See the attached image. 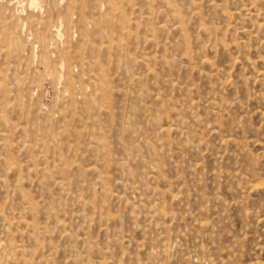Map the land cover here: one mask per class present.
Wrapping results in <instances>:
<instances>
[{
  "label": "rangeland",
  "instance_id": "374dc122",
  "mask_svg": "<svg viewBox=\"0 0 264 264\" xmlns=\"http://www.w3.org/2000/svg\"><path fill=\"white\" fill-rule=\"evenodd\" d=\"M12 1H14V5L16 4L15 3V0H12ZM11 1V2H12ZM16 1H18V0H16ZM55 3H58V1H60V0H53ZM93 1V0H92ZM199 1V0H198ZM204 1V3L205 2H207V0H200L199 1V4H200V6H202L203 8L202 9H197L196 11L197 12H199L200 10V19H201V21H203V22H205V16L207 15L208 17H206V18H210V19H208V21H207V26H206V24H204V26H205V28H207V27H210L211 25L216 29H214L213 27H212V30H214V31H212L211 30V27L206 31V32H209V30L211 31V32H209V33H211L210 34V36H208L209 35V33H207V35H206V33H205V36H202L201 37V35H204L201 31H199V28H198V24L200 23L198 20H197V17H193V15H191L190 13L189 14H186L185 15V19L186 20H188L186 17H187V15H188V17L190 18L189 20H188V22H184V27H185V29L187 30V27H188V29L190 28L189 26H191V28L189 29V31L187 30L186 32H187V34L189 35L190 33L192 34V33H195V35L194 34H192V36H191V34L188 36V38H190V39H188L189 40V42H188V45H190V43H191V48H190V52L188 51V49H181L182 47H183V45L185 46V44L181 41V40H177V39H181V34H180V32H177L178 30L177 29H175L174 27H173V24H175V23H173V21L171 22V21H169L170 20V14H167L169 11L165 8H163V6L162 5H160V4H155L154 6H156L155 7V9H157V8H159V7H161V9L159 8L158 10H161V13H162V10H163V13L164 14H166V16H167V18H169V19H167V18H164V17H166L163 13V15H161V17L163 18H160V16L158 15L157 17L158 18H160L161 20V22H163L164 24H165V26H166V31L168 32V33H171L172 32V34H171V36L173 35V37H171V38H169L168 40H171V39H173L174 38V41L172 42L173 44H175L176 46H172V47H170L171 46V41H168L167 42V37H168V33H166V34H168V35H164V37L165 36H167L165 39L166 40H164V41H166V42H164L163 40H161L160 39V37L157 39V41H159V40H161L162 41V43L164 42V43H166L165 44V46H164V44L161 46L162 48H165L166 49V51H165V49L163 50V49H161L160 48V45H150V43H148V42H145V44H147V47H145L144 45V38H142L144 35H145V38L147 37V35H148V32L147 31H142L143 29H141V25H144V27H142V28H144L145 29V27H146V25L149 23H147V22H142L141 23V19H143V21H147L145 18H144V15L142 14V15H139L138 14V16H137V14L135 13V14H133V15H130L131 17H135V19L137 18V17H139V21L136 19V20H133V19H131L130 20V22H133V23H136L137 21L139 22V24H138V26H137V24H136V26L138 27V28H134L133 30H132V33L134 32V35H136V34H139V36H137L136 35V38H132L133 37V34L131 33V35L129 36V37H127V36H122V37H120L119 39H116V41H117V43L119 44V45H122V47L124 48V46L126 45L127 47H129V48H127L128 50H126L127 51V53L125 52V51H123L122 52V59L123 60H120L119 59V65H121L122 63H124V61H125V63L123 64V65H121V66H124L125 64L127 65V63H129V64H132L133 65V67H132V65H128V68L125 66V67H123L122 69H128V72L130 73V74H127V72H125L124 73V70L122 71L123 73L122 74H127L128 76H130L129 78H131V79H127L126 77H128V76H126V75H124V77L126 78H123L122 77V75H121V73L120 74H117L119 71H121L122 69H121V66H119V65H117L118 64V60L117 61H112L114 58L115 59H117L116 57H114L112 60H110L111 62H114V64L113 63H111V62H106V66L104 65V71H105V78H109V79H106V85L108 86V85H110L111 84V86H108V87H110V88H112V89H114L115 88V91H116V89H117V93H118V95H117V93L114 91V90H111L110 89V92H108L107 91V93L110 95L111 93L113 94H111V97L109 96V100L107 101V103L108 102H111V103H104V104H101V105H99V107H98V109H94V110H98L99 112H98V114H97V112H96V116H94L95 115V113H93V112H95L93 109H89L88 111H86L87 113H89V117H88V114L87 113H84V110L86 109L84 106L86 105V102H85V100H87V99H90V98H96V96H95V94H98L99 95V93H97V92H99V90H98V88L96 89L95 87V84L97 83V82H95V80L97 81V79H95L94 78V75H92L91 74V72L92 73H98V71L96 72L95 71V69L93 68V67H91L92 65H90L91 63H89V62H91V55L90 54H87V55H85V56H83V57H81L80 55H83V54H86L87 52L88 53H90V48L91 47H97V48H99V49H101V50H103L107 45H105V43H106V41H105V39H103V41H101V44L102 45H98V44H100V41H98V40H92V39H95L93 36H92V38H89L90 40L89 41H86V43H85V46H82L83 44H81L80 46L81 47H87L86 49L87 50H85V48L84 49H82L81 47H80V49H79V51H80V53H82V54H80L79 52V54L77 53L76 54V52H74V51H76V46L78 45V42L77 41H79V39H80V35H78L77 36V34H79V32H78V27H77V20H78V14H79V11H77V8L74 10L75 11V13H74V17H73V21H74V26L70 29H65V34L64 35H67V36H64V39L66 38V40H67V38H68V40H67V42H66V44L68 45L69 43H71V42H73V44L75 45L74 46V48L75 49H73L72 50V48H70V51L72 50V52H74L73 54V56H72V52H70V56H69V59L67 58V55H66V59L68 60V61H66L65 60V66H67V65H69V64H71L70 65V67H64L65 69H66V71L67 72H69L68 74H67V72H64L65 71V69L63 70V73L66 75V79H68V78H70V77H72V78H70L71 80L70 81H68V84H67V81H65V77L63 78V80H62V84H59V85H57L58 86V91L56 92V87L57 86H54V82H52V81H56V78H57V76H58V74L56 75L55 74V72H58V70L56 69V68H58L57 67V64L58 63H56V61L59 59V57H60V53H59V51H58V49H59V46L55 49H53V48H51V49H53V50H51V49H49L48 48V53L46 52V50H45V54H47V58L48 59H43V62H45V60H47L48 62H49V66L48 65H46V64H44V63H42V65L41 66H39L40 65V63H38V59H39V55H40V49L38 50V47L36 48V50L34 49V51H36V55H37V57L35 58V61H34V59H32L33 58V51L32 50H30V51H28V49L30 48L31 49V46H32V44H31V42H30V44H29V46H27L28 45V42L27 41H29L28 40V38H29V35H28V28H30V29H35V33L33 32V30L31 31L32 32V34H33V36L34 37H31L32 38V42L33 41H36L37 43H39L38 45H39V47L41 46V44H40V41H39V39H37V38H35V36L37 35L38 36V32H39V29H37L36 27H34L33 25H31V26H33V28L32 27H29L30 26V24H29V22L30 21H27V25H26V28H24L23 29V32L21 31L20 32V35L19 34H17V36L19 37V39H20V41H21V46H19V47H16V49L14 48V44L13 43H9L8 45H5V43H4V41H2L1 39V41L3 42H1L0 43V69L1 70H3L2 72H5V73H3V74H1V72H0V90L2 91H0V94L1 93H4L5 95H4V98L2 97L3 96V94H2V96H0L1 98H0V105H3L2 107L0 106V108H3L4 110H0V112H1V123H0V128H2V129H0V133H4L5 134V132H6V130H8V128H9V130L7 131V132H9L10 134H8L7 132V134L8 135H10V136H8L7 134H5L6 136H8V137H10V140L8 139V146H5V147H3L2 148V146H1V143H6L7 142V138L3 141V140H0V167H3V169L1 168L0 170H2V171H0V173L1 172H3V173H1V175L3 176V178H5L4 179V181H7L6 179H11V180H8L7 182H5V183H3L2 181H0V186H1V188H0V191L1 192H4L5 190H9L7 193H1L0 192V194H1V196H0V199H1V197L4 199V200H0V204H2L1 206H0V209L1 210H4V211H2V213L3 214H5L6 215V218H7V220L6 221H4L2 218H0V221L2 222V223H4V222H6V223H4L3 225H7V226H3L2 225V227H6L5 229L4 228H2L1 227V223H0V230H1V232H0V234H3V235H1L0 236V244H2L1 246H0V251L1 250H3L4 252H0L1 253V255H0V261H3L4 260V264H11V262L13 261V259H12V255H13V253H14V251H16L15 253H14V256H15V258L19 261V262H17L16 264H21L22 263V257H20L21 255H19V253L21 252L19 249H21V248H17V243H13L14 244V250H12L11 252L9 251V248H5V244H6V240L8 239H11V236L13 237V236H15V235H18L19 236V234H20V238H18V236H16L15 238L13 237L12 239H14V241H16V242H18V240H19V242H20V246H23V250H26V246H27V248H30V249H27V251H24L25 253L27 252H29V250H34V247L32 246V244L30 245V242H28L27 240H29L27 237L25 238V236L23 235L25 232H28V229H25L24 227H23V225L24 224H22V223H17L18 222V214L19 213H22V214H25V219L26 220H28V221H30L31 219V217L29 218H27V216L26 215H28V216H30L27 212H25L24 211V209L23 210H21V207H23V205H22V202H21V194L19 195V197L16 195L17 193L19 194V192L20 191H24V189L23 188H25L26 186H31V190L32 191H28V189H29V187H28V189H25V191H26V193H28L29 194V196L32 198V196H33V194H34V199L35 198H39L40 196H43V197H40L38 200L36 199V200H34L35 201V203H37V207H39V208H37V210H38V213H37V215H36V219H35V221L37 222V225L39 226L40 225V228H41V226H42V228L44 229V230H47V229H49V230H47V232H44V231H42L41 233L40 232H37V234L39 235V239H40V241H42L43 243H42V246H44L45 244V241L47 242H49L48 244H46V245H53V243L55 242V244L53 245V246H51V247H49V246H45L46 248L45 249H43V248H38L37 249V251H36V255H34V256H31V257H28V256H26V259H24L25 261H27V262H30L31 264L32 263H34V260L37 258L38 260L34 263V264H48V263H54V264H67V262H68V260H69V256H71V255H73V254H67V253H77L78 254V257H77V259L79 260V257H80V255L81 256H83V254L85 253H83V251L85 250H87L86 251V253H85V255H84V257H81V258H84L85 260H83V259H81L80 258V260L79 261H90L92 258H93V261L95 262V264H105V262H106V264H114V262H115V260H117V259H119V261L118 262H120V263H118L117 261H116V263L117 264H126V261H128V264L130 263V264H139V262H137V260L138 261H141V259L140 258H142V262H140V264H148V260L150 261V260H152L151 262L153 263V262H156L157 261V259L158 260H160L161 259V263H164V264H179V260H183V262L182 261H180V262H182L183 264H192V263H194V264H202V263H207V264H264V188H261L260 189V187L261 186H263L264 185V183L262 184H259L260 182H264V149H263V147H264V80H262V79H264V78H262L261 79V75L259 74V73H261V71L262 72H264L263 70V68H264V62L262 61V60H264V59H261V58H264V37H263V35H264V32H262V29H261V33L258 31V30H256V28H255V23L257 22V21H260V19H262L263 18V16H264V2H262V1H258V2H256L257 4H256V6H258V7H256V8H258L259 9V14H258V18H253L252 16H247V15H245L244 13H246V12H249V11H246V10H243L242 8H244V3H246L245 2V0L243 1H241V0H234V2H233V0H224V2L221 0V2H218L219 0H213V2H212V7L213 6H215V4H217L216 6H218V4L220 5V6H218L217 8L216 7H214V8H211V6H209L210 4H211V1H208V2H210V3H205V5H202V4H204V3H202ZM214 1H215V3H214ZM230 1V2H229ZM22 2H26V0L24 1V0H21V3ZM178 2H180V3H178ZM231 2H233V3H231ZM239 2H242V3H239ZM244 2V3H243ZM65 3V2H64ZM88 3V7H89V5H91V1H90V3H89V0H86V4ZM93 3V2H92ZM143 3V4H142ZM155 3V2H154ZM184 3H185V5H184ZM202 3V4H201ZM213 3H214V5H213ZM13 4L11 5V7H9V9L5 12V13H2V14H0V27H1V24H2V21H3V17H6V15L8 14V15H10V13H12L13 15H14V17H22V18H25V17H27L28 16V10H26L24 13L23 12H20V4L19 5H15V7L17 6L18 7V9H17V13H19V15L17 16V14H16V12H15V10H14V6H13ZM134 4H135V8H139L140 6H143V7H140L141 9H145L147 6L146 5H148V4H146L145 2H143V0H134ZM136 4H138V6L136 5ZM176 4H179V5H181V4H183V6H178L179 8H181V10H184V8H185V10L186 9H189V6H187V5H189L188 3H187V1H181V0H176ZM209 4V5H208ZM224 4H226L225 5V7H224ZM229 4H231L230 6H229ZM238 4V5H237ZM240 4H242V5H240ZM64 5V4H63ZM103 5H106L105 3L103 4ZM223 5V6H222ZM137 6V7H136ZM186 6V7H185ZM243 6V7H242ZM184 7V8H183ZM206 7V8H205ZM220 7H223L222 9L220 8ZM240 7H242V8H240ZM261 7V8H260ZM62 8V7H61ZM163 8V9H162ZM183 8V9H182ZM201 8V7H200ZM220 8V9H219ZM227 8V9H226ZM229 8V9H228ZM12 9L14 10V12H12ZM87 9H89V8H87ZM205 9V10H204ZM213 10L212 12L211 11H208V10ZM215 9V10H214ZM220 11H219V10ZM226 9V12H224V10ZM231 9H232V11H231ZM241 9H242V11H241ZM19 10V11H18ZM184 10V11H185ZM216 10H218L219 12H217V13H215L216 12ZM234 10V11H233ZM237 10L239 11L238 13H236L237 12ZM11 11V12H10ZM77 11V12H76ZM89 10H86L85 9V13H86V17H87V22H88V26H89V28L93 31V29L95 28V25L94 24H96V22H98V19L99 18H101L100 16H104V15H101V14H103V13H101V14H97L96 13V11H89ZM105 11V10H104ZM103 11V12H104ZM205 11V12H204ZM208 11V12H207ZM240 11H241V13H240ZM8 12V13H7ZM27 12V13H26ZM204 12V13H203ZM223 12V13H222ZM229 12L231 13V16L233 15L234 17L236 16V18H237V20L236 19H234L233 17H229L228 16V14H229ZM232 12H235V13H233L232 14ZM250 12L251 13H249V14H252V12L253 11H251L250 10ZM15 13V14H14ZM89 15H88V14ZM203 13V14H202ZM217 14L215 17L216 18H221L222 16V14H224L225 16H223L221 19H223V20H221V21H219L220 19H217V21H216V18H214V16H211V14ZM23 14L24 15H26L25 17H23ZM33 14H37L36 12L35 13H33ZM55 14V13H54ZM93 14H94V18H93ZM212 14V15H213ZM238 14V15H237ZM7 15V16H8ZM21 15V16H20ZM88 15V16H87ZM96 15V16H95ZM134 15H136V16H134ZM219 15V16H218ZM230 15V14H229ZM34 16H36V15H34ZM210 16V17H209ZM218 16V17H217ZM226 16H228L229 18H228V21H226L227 19H225V17ZM243 16H244V18L245 19H243ZM248 17V18H246V17ZM89 17V18H88ZM92 17V18H91ZM157 17H155V19H153L152 20V22H154V25L155 26H157V25H159V23H160V25H162L161 24V22H159L158 21V23H157ZM193 17V18H192ZM213 19H212V18ZM238 17H239V20H238ZM90 18L92 19V21L93 20H96L97 19V21H93V23H91V21H90ZM191 18L192 19H194V20H191ZM204 18V19H203ZM227 18V17H226ZM232 18V19H231ZM241 18V19H240ZM145 19V20H144ZM196 19V20H195ZM199 19V18H198ZM235 20V21H232V20ZM247 19V21H244V20H246ZM254 19V20H253ZM164 20V21H163ZM166 20H168V21H166ZM185 20V21H186ZM209 20H210V22L212 21L213 23L211 24L210 22H209ZM243 20V21H242ZM196 21H198V23L196 22ZM216 21V22H215ZM229 21H231V22H233V24L231 23V22H229ZM237 21H239V22H237ZM244 22V25H243V23L242 22ZM189 22H192V23H189ZM221 22H222V24H221ZM226 22V23H225ZM235 22V23H234ZM236 22H237V24H236ZM241 22V23H240ZM67 23V22H66ZM66 23H65V25H64V27L66 26ZM146 23V24H145ZM168 23V25H166ZM187 23V24H186ZM189 23V24H188ZM197 24V26H196V24ZM206 23V22H205ZM239 23H240V25H239ZM248 23V24H247ZM250 23H251V26H253V27H251V30L252 31H254L255 30V32L254 33H252V32H249L250 30V28H247L249 25H250ZM157 24V25H156ZM163 24V25H164ZM192 24H194L193 26H192ZM211 24V25H210ZM232 24V26L235 24V26L237 25V27H239V28H241V29H239L238 30V28H233V27H231V26H228V25H231ZM247 26H246V25ZM253 24V25H252ZM169 25L170 26H172V27H169ZM175 25H177V24H175ZM187 25V26H186ZM189 25V26H188ZM220 25V26H219ZM224 25H226V26H224ZM197 27V28H195V27ZM223 27L224 29H222L221 30V28H219V31H218V33H217V28L218 27ZM243 26H245V27H243ZM226 27L229 29L228 31H225V29H226ZM74 28V29H73ZM141 29V31H140V29ZM169 30H168V29ZM173 28H174V30H173ZM197 29V30H194V29ZM243 28H245L244 29V31H243ZM25 29H27L26 31H24ZM138 29V30H137ZM172 29V30H171ZM230 29H233L232 31H230ZM236 31H235V30ZM73 30L75 31V32H73ZM135 30L137 31V32H135ZM190 30H193V32L192 31H190ZM227 30V29H226ZM68 31V32H67ZM165 31V32H166ZM171 31V32H170ZM230 31V33L231 32H234V33H236V32H238V33H236V35L234 34V33H231L232 35H234L235 37H237L236 38V40H238L239 42H238V44L237 43H235V42H237L236 40H234L235 38H234V36H233V40L235 41L234 43L235 44H233V41L231 40V39H229L228 40V38L230 37V38H232L231 37V34L229 35L228 34V32ZM240 31V32H239ZM246 31V32H245ZM264 31V30H263ZM71 32V33H70ZM142 32V33H141ZM146 32H147V35H146ZM174 32V33H173ZM223 32H225V33H223ZM245 34H244V33ZM257 32H258V34H260V35H256L257 34ZM23 33V34H22ZM67 33V34H66ZM144 33V34H143ZM181 35H179V34ZM199 34V35H197L196 36V34ZM219 33H221L220 35H219ZM243 33V34H242ZM35 34V35H34ZM163 34H165V33H163ZM162 34V35H163ZM176 34V35H175ZM229 35V37H226V35ZM249 34H251V36L249 35ZM255 34V35H254ZM142 35V36H141ZM213 35V36H212ZM215 35H217V36H215ZM243 35H245V36H243ZM23 36V37H22ZM72 36V37H71ZM75 36V37H74ZM212 36V37H211ZM218 36L220 37V38H218ZM225 36L226 38H224V40H227V41H222L223 40V37ZM248 36H249V38L251 39H247L248 38ZM252 36H257L255 39H257L256 41H255V39L252 37ZM260 36H262V37H260ZM1 37V36H0ZM135 37V36H134ZM164 37H161V38H163L164 39ZM180 37V38H179ZM194 37V41L195 42H197L198 44H196V43H194V42H192L191 41V39ZM198 37H200V38H198ZM203 37H205V38H203ZM208 37V38H207ZM213 37H215L214 39L216 40V41H213L212 40V38ZM222 37V38H221ZM247 37V38H246ZM252 37V38H251ZM260 37V39L258 40V38ZM30 38V39H31ZM35 38V39H34ZM126 38H127V40H126ZM138 38V39H137ZM139 38L141 39V40H139ZM177 38V39H176ZM201 38H203V39H201ZM206 38H207V40H206ZM242 38H245V39H242ZM261 38H262V40H261ZM37 39V40H36ZM74 39V40H73ZM128 39H130L131 41H128ZM132 39H137V41H139V42H136V44L134 45V44H131V43H133L132 41ZM197 39H200V42H202V40H204V41H206V43L205 42H202V44H200V42L197 40ZM218 39H220L219 41H218ZM222 39V40H221ZM71 40V41H70ZM120 40H121V42H120ZM212 40V41H211ZM242 40H246V41H242ZM254 40V41H253ZM98 41V43H96ZM115 40L112 42V45L114 46V45H116V43H114V42H116ZM122 41H124V42H122ZM136 41V40H135ZM134 41V42H135ZM140 41H141V43H140ZM161 41H159L160 42V44H161ZM175 41H178V42H180L181 43V45H180V47H179V44L180 43H176ZM207 41L209 42V44L207 43ZM230 41H232V43H230ZM257 41H260V42H257ZM96 44H95V43ZM126 42V44H122V43H125ZM127 42H129V44H127ZM143 42V43H142ZM170 42V43H169ZM212 42V43H211ZM216 42H218L217 44H215ZM221 42H222V44H225L226 42H228V43H226V44H230L229 46H227V45H222L221 44ZM245 43L246 44V46L244 45V44H242V43ZM255 42V43H254ZM77 43V44H76ZM91 43V44H90ZM138 43V44H137ZM182 43H183V45H182ZM203 43H205V44H203ZM4 44V45H3ZM73 44H70V45H68V46H73ZM108 44V43H107ZM132 45V47L134 48V50L132 49V47H131V45ZM170 46H169V45ZM172 44V45H173ZM178 44V45H177ZM192 44H193V46H192ZM198 45V46H194V45ZM213 44V45H212ZM220 45L221 47H223V49L220 47V46H218V49H217V45ZM241 45V46H239V48H238V46L237 45ZM3 45V46H2ZM60 45V44H59ZM89 45L91 46V47H89ZM136 45H140L139 46V48H138V46H136ZM142 45V46H141ZM149 45V46H148ZM199 45L201 46V48L199 47ZM207 45H212L213 47H214V49L212 50V49H210V47L211 46H207ZM237 46L236 48H235V46ZM242 45H244V46H242ZM27 48L28 47V49H26L25 47ZM71 46V47H72ZM100 46V47H99ZM126 46H125V48H126ZM144 46V47H143ZM151 46V47H150ZM154 46V49L152 48ZM159 46V47H158ZM13 47V48H12ZM141 47H143V48H141ZM168 47V48H167ZM175 49H177V51L176 50H173L174 48ZM188 48H189V46H187ZM200 48V50H201V52H202V50L205 48V50L203 51L204 52V54H203V52L200 54L199 52V48L197 49V51H198V54H197V51H196V48ZM207 47V48H206ZM225 47V48H224ZM227 47H229L230 49H228ZM10 48H12V49H10ZM124 48V49H125ZM148 49V50H145V49ZM151 48V49H150ZM226 48H227V50H226ZM131 49V54H130V52H129V54H130V57L131 58H129L128 60H127V55H128V51ZM138 49H139V52H138ZM142 49V50H141ZM160 49L162 50V51H164V52H162V53H159V52H161L160 51ZM172 49V50H171ZM178 49L180 50V55L178 54ZM195 49V50H194ZM224 49H225V51H224ZM7 50H8V52H7ZM16 51V53H15V51ZM25 50V51H24ZM50 50V51H49ZM81 50H83V51H81ZM85 50V51H84ZM132 50H133V52H134V56H131V55H133V52H132ZM144 50V51H143ZM154 51V52H152V51ZM155 50H159L158 52H156V54H155ZM168 50H171V51H174V52H170L169 53V55L167 56V54H164V53H166V52H169ZM181 50H187L188 52H189V55H188V57L189 58H187L186 56H185V54H184V52L182 53L181 52ZM223 50V51H222ZM230 50V51H229ZM3 51V52H2ZM4 51H5V53H4ZM10 51L12 52V53H10ZM18 51H20V54H19V52ZM24 51V52H23ZM32 51V52H31ZM87 51V52H86ZM137 53H136V52ZM151 51V52H150ZM193 51H194V56H191V54L193 53ZM211 51V52H210ZM217 51V52H216ZM227 51H229V52H227ZM15 53V55H14V53ZM18 52V53H17ZM83 52H85V53H83ZM140 52H143V53H140ZM147 52H149V54L147 53ZM176 52H177V54L180 56V58L178 57V55L177 56H175L176 55ZM224 52V53H223ZM37 53H39V54H37ZM135 53H136V55H135ZM138 53H140L139 55L141 56L142 54H148V55H150V56H152L153 54V56H155L156 55V59H155V63H152V64H154V65H152V66H154L153 68H149V67H151V63L150 64H142V63H139L138 62V60L139 59H135V56H138V57H136V58H139V55H137ZM151 53V54H150ZM153 53V54H152ZM158 53H159V55H158ZM173 53H175V54H173ZM195 53L198 55V56H200V57H202V58H200V59H202L203 60V58L205 57H207V59L213 64L212 65V67H215V68H218L217 70V72H215L216 71V69H214V68H210V66L209 65H207V64H205L204 62H203V65H202V63L200 62V60H198L200 63H198V61H197V58L195 57V56H197V55H195ZM69 54V53H68ZM170 54H171V56H170ZM184 55V58H182V61H184L185 63L187 62V67H186V69H184V68H182V67H184L186 64L184 63V62H182L181 63V55ZM203 54V55H202ZM226 54V55H225ZM11 55V56H10ZM14 55V56H13ZM17 55V56H16ZM50 55H51V57H50ZM79 55V56H78ZM88 55H90V58H89V56ZM161 55H163V56H161ZM183 55H182V57H183ZM193 55V54H192ZM234 58V60H231L230 58H231V56ZM74 56H76V57H74ZM165 56H167V57H165ZM175 56V58H178V60H177V62H175V60H165V58L166 59H171V58H173ZM190 56L194 59H192L191 60V58H190ZM197 56V57H198ZM204 56V57H203ZM211 56H213V58L211 57ZM229 56V57H228ZM257 56H259V58L257 57ZM261 56H263V57H261ZM14 57V61H12V58ZM44 57H46V55L44 56ZM71 57H73V58H77V59H72ZM78 57H80L79 58V60H81V59H84V60H82V61H80L79 62V60H78ZM89 58V59H87L86 60V58ZM128 57H129V55H128ZM158 57H161L164 61H165V63L166 64H164L163 62L161 63V60H159L160 58H158ZM187 58V60L189 59V60H191L190 61V63H189V60L187 61L186 60V58ZM210 57H211V59L213 60V61H215L216 63H213V61L212 60H210ZM236 57V58H235ZM4 58H6L5 59V61L3 60ZM58 58V59H57ZM157 58H158V60H157ZM261 59V60H259L258 61V59ZM114 59V60H115ZM135 59V60H134ZM174 59V58H173ZM199 59V58H198ZM17 60V61H16ZM27 60V61H26ZM52 60V61H51ZM74 60V61H73ZM135 61L134 63H139L138 64V68H140L141 67V69H139L140 70V72L139 71H136L135 70V66H137V65H134V63L132 62V61ZM159 62V64H158V62ZM248 60V61H247ZM12 62V64H11V62ZM30 61V63H28ZM54 61V62H53ZM59 61V60H58ZM57 61V62H58ZM72 61H73V63H75V65L72 63ZM93 61V60H92ZM172 61V62H171ZM180 61V63L183 65V64H185V65H181L180 63H178ZM233 61V63H231ZM8 62V63H7ZM13 62H15V63H13ZM20 62V64H18ZM25 62H27L28 64H26ZM77 62V63H76ZM79 62V63H78ZM132 62V63H131ZM168 62H170V63H168ZM174 62V63H173ZM191 62H193V63H191ZM228 62H230V63H228ZM47 63V62H46ZM69 63V64H68ZM173 65H172V64ZM176 63H178V65L179 66H176ZM195 63V64H194ZM199 64V66H201L200 67V69L199 70H197L196 68H199V66H198V64ZM6 64H8V65H6ZM25 64V65H24ZM53 64H55V66H56V68H55V66H54V69H56V70H54V69H52L53 68ZM108 64H113V65H115V66H110V65H108ZM160 64L161 65H169V67L166 69V67L164 66H162V68H161V66H160ZM189 64H192V68L190 67L191 65H189ZM195 66H194V65ZM197 64V65H196ZM214 64H216V66H214ZM232 64V66H229V65H231ZM10 65H12V67H11V69H10ZM14 65H16V66H14ZM20 65V66H19ZM46 65V66H45ZM82 65H84V67L82 66ZM167 65V66H168ZM174 65L176 66V67H174ZM223 65H226V66H223ZM230 67H228V66ZM51 66V67H50ZM72 66V67H71ZM77 66H79V67H77ZM89 66V67H88ZM108 66V67H107ZM118 66V67H117ZM158 66H160V67H158ZM173 66V67H172ZM180 66H182L181 68H180ZM189 66V67H188ZM50 67V68H49ZM109 68V69H111V71H115L114 73V75L111 73V75H110V70L109 69H105V68ZM115 67V68H114ZM116 67H117V69H120V70H117L116 69ZM130 67H131V69H130ZM147 68L149 71H147V73H146V70L144 69V68ZM193 67H195V68H193ZM202 67L204 68V69H202ZM224 67H226V68H224ZM69 68H72V69H69ZM89 68H90V71H89ZM138 68H137V70H138ZM157 68H159V69H157ZM161 68V69H160ZM165 68V69H164ZM172 68V70H171V72H170V69ZM178 69L177 71L175 70V69ZM181 69V71H179L180 69ZM190 70H189V69ZM210 69V70H208V69ZM227 68H229V69H227ZM9 69V70H8ZM42 69H43V73L44 74H42L41 75V72H42ZM76 69V70H75ZM114 69H116V70H114ZM152 69H157V71H153ZM169 69V70H168ZM174 69V70H173ZM194 69H196V70H194ZM214 69V70H213ZM225 69V70H224ZM255 69V70H254ZM0 70V71H1ZM12 70H14V71H12ZM20 70V71H19ZM69 70V71H68ZM70 70H74L73 72L72 71H70ZM86 70H87V73H85L86 72ZM131 70V71H130ZM132 70H135L136 72H138V74L137 75H141V77L143 78V79H141V82H139L138 83V85L137 84H135L134 83V81H133V77L134 76H131V75H134V73H136V72H134V71H132ZM143 70H145L143 73H141ZM158 70H160L159 72H158ZM162 70H164V71H162ZM183 70H185V72L187 73V74H184V71ZM187 70V71H186ZM205 70H207L208 72H206ZM212 70V72H210ZM222 70V72H220ZM10 71V72H9ZM38 71H39V75H38ZM85 71V72H84ZM106 71H108V72H106ZM127 71V70H126ZM155 73L154 75V77L156 78H158V76L160 77V80H159V78H158V80L157 79H155L154 77H153V73ZM169 73H168V72ZM176 71V72H175ZM188 71H190V73L188 72ZM194 71V72H193ZM200 71H201V73H200ZM224 71V72H223ZM228 71L229 72H231V73H229L230 75H228L227 73H228ZM54 72V73H53ZM75 72V73H74ZM77 72H80V73H77ZM89 72V73H88ZM131 72L133 73V74H131ZM161 72V73H160ZM174 72V73H173ZM203 72V73H202ZM210 72V73H209ZM259 72V73H258ZM10 75H9V74ZM13 73H14V75L16 76V75H18L19 77H15V76H12L13 75ZM48 73H50V75L48 74ZM51 73H53V74H51ZM59 73V72H58ZM141 73V74H140ZM158 73V74H157ZM164 73H168V75H167V77H166V75H163V77H161V75H159V74H164ZM173 75H172V74ZM188 73L190 74V75H188ZM193 73V74H192ZM205 73V74H204ZM206 73H209V76L211 77V78H213L212 80H210V77L208 76L207 77V75L208 74H206ZM214 73H217V74H219L220 76H218L217 74V76L215 75H213ZM221 73H222V75L223 76H221ZM227 74V75H225V74ZM29 74V75H28ZM37 74V75H36ZM69 74H70V77H67V76H69ZM75 76H74V75ZM176 74V75H175ZM181 76H179V75ZM192 74V75H191ZM198 74H200V76L198 75ZM257 74V75H256ZM259 74V75H258ZM53 75V76H52ZM54 75H56V78H55V76ZM64 75V76H65ZM76 75H79V76H76ZM87 75L89 76V77H87ZM96 75V74H95ZM107 75H110V76H107ZM116 75H118V79L119 80H114L113 78H117V76ZM119 75H121V76H119ZM136 75V74H135ZM143 75V76H142ZM144 75L146 76V77H144ZM150 75H152V76H150ZM185 75V76H184ZM186 75H187V77H188V80L186 79ZM225 75V76H224ZM231 75H232V77H231ZM256 75V76H255ZM8 76V77H7ZM32 76V77H31ZM37 76V77H36ZM80 76H83V77H80ZM97 76V75H96ZM112 76V77H111ZM171 76H173V80L174 79H176L175 81H177V83L176 84H178V85H175L174 83H175V81H171V79H172V77ZM174 76H176V78L174 77ZM184 76V77H183ZM192 76V77H191ZM33 77H36V78H33ZM77 77V78H76ZM86 78V79H82V78ZM90 77H93L92 79L90 78ZM120 77V78H119ZM171 77V78H170ZM217 77H219V78H217ZM223 77V78H222ZM228 77V78H227ZM231 77V78H230ZM256 77V78H255ZM257 77L259 78V79H257ZM11 78L13 79V80H11ZM49 78V79H48ZM54 80H53V79ZM78 78H80V79H78ZM113 79V81H109V80H111V79ZM115 78V79H116ZM145 78V79H144ZM147 78V79H146ZM163 78V79H162ZM165 78H167L166 79V81H165ZM169 78H170V80H169ZM179 78V79H178ZM182 78H185V80H183V82H185V81H188V83L190 84H188L187 82H185V84L187 85L186 86V88H183L184 86H185V84L182 82V80L181 79ZM198 78H199V81H198ZM228 80H230L231 79V82H229L228 83V81H227V79ZM232 78L234 79V80H232ZM6 79L7 80H11V82L10 83H7V82H9V81H6ZM21 79V80H20ZM72 79H74V80H72ZM76 79H78V81L76 80ZM91 79V80H90ZM122 79H123V81L125 82V80H127L128 81V83L127 82H123V84H122ZM152 79V80H151ZM153 79H155V80H153ZM162 79V80H161ZM218 80L219 81V79L221 80V82L219 81L218 83H221L220 85H226V86H218L219 84H217V81H215V80ZM225 79V80H224ZM261 79V80H260ZM50 80H51V82H50ZM83 80H85V81H83ZM181 80V81H180ZM209 81L210 82V84H208L206 81ZM19 83H18V82ZM21 81H22V83L24 82V81H26V85H29V87H27V89H24V87H23V85H22V83H21ZM29 81L30 82H32L31 84L29 83ZM38 81V82H37ZM72 81L73 82H75V83H77V82H80V86H78L79 85V83H77V84H74V83H72ZM82 81H83V83H82ZM86 81H87V83H86ZM108 81L109 82H111V83H108ZM116 81H119V82H116ZM132 81V82H131ZM145 81V84H143V82ZM151 81H153V83H151ZM154 81H156V82H162V84L161 83H158L159 85H155V83L156 82H154ZM166 83H165V82ZM193 81V82H192ZM213 81H215V85H214V82ZM225 81V82H224ZM14 82H17V84L19 85H14ZM36 82V83H35ZM84 82L87 84H84ZM114 82V84L116 85H114V84H112ZM121 82V83H120ZM147 82H150V84H152V85H150L149 83V85L147 84ZM182 82V84H180V83ZM196 82H198V83H196ZM211 82H213V84H211ZM234 82V83H233ZM1 83H3V84H1ZM20 83H21V86H20ZM25 83V82H24ZM69 83H72V84H69ZM89 83V84H88ZM117 83V84H116ZM130 83H131V85L133 84V85H137L136 87H139V88H135L134 86H132V87H134V88H132L131 87V85H130ZM140 83H141V85H143V86H141L140 85ZM167 83H168V86H167ZM172 83V84H171ZM193 83V84H192ZM198 85V87H197V85ZM226 83V84H225ZM231 83V84H230ZM6 84L9 86V87H7V89H4V88H6ZM12 84H13V86H12ZM34 84V85H33ZM63 84H64V86H63ZM73 84H74V86H73ZM83 84L84 85H86V86H83ZM120 84V85H119ZM125 84H127V85H125ZM166 84V85H165ZM173 85L172 87H171V85ZM184 84V86H182ZM228 84H230V86L228 85ZM233 84H236V86H234ZM38 85V86H37ZM145 85H148L149 86V88L148 89H152V88H158V89H152V91H151V89L149 90V93H145V92H148V91H145L146 89H144V88H147ZM181 85V86H180ZM209 87H208V86ZM210 85H212V86H210ZM214 85V86H213ZM2 86V87H1ZM10 86H11V89H12V87L14 88L13 90H9L10 89ZM17 86V87H16ZM82 86V87H81ZM89 86V87H88ZM95 86V87H94ZM107 86L105 87L106 88V90L107 89H109V88H107ZM113 86V87H112ZM119 86H121L120 88H119ZM130 88V89H128V87ZM156 86V87H155ZM162 86V87H161ZM165 86V87H164ZM174 86H178L177 88L175 87V89L173 88ZM193 86V88H195V87H197V88H195V89H198L197 91L195 90V89H193V88H190V87H192ZM215 86H217V87H219V89L218 88H216ZM234 86V87H233ZM21 87H23V88H21ZM32 87V88H31ZM75 87H76V89H75ZM79 87H81V88H79ZM86 87V88H85ZM124 87V88H123ZM159 87H161V89L159 88ZM188 87V88H187ZM214 87V88H213ZM233 87V88H232ZM235 87H237V90H235ZM23 89V90H21V89ZM25 88H26V86H25ZM62 88H64V90L66 89V88H72L71 90L74 92L73 94H72V92H71V90L70 89H67V90H63ZM80 90H79V89ZM122 88V89H121ZM141 88V90L142 89H144V91L145 92H142V91H140L139 89ZM162 88H164L163 90H162ZM166 88V89H165ZM170 88H172V89H170ZM181 88H183L182 89V91L181 90H179V89H181ZM211 88H213V90L211 89ZM220 88H223V89H220ZM82 89H84V90H82ZM124 89V90H123ZM125 89H127L128 91H130V97H129V94H128V92H127V94L126 93H124V91H125ZM147 89V90H148ZM171 90V91H169V92H167L168 90ZM173 89H174V91H173ZM177 89L179 90V92H177ZM188 89V90H187ZM193 89V90H192ZM210 89V90H209ZM220 90V92L218 91V90ZM63 90V91H62ZM75 90H78V91H81V92H76ZM98 90V91H97ZM120 90H123V92L122 91H120ZM137 90H139V91H137ZM156 90L158 91V94H159V92L160 91H166L165 93H168V94H165V93H162L159 97H161L160 98V100H159V97L157 98L156 96H155V98H157L156 100H157V102L158 103H156V101H154V98H150V97H154L153 96V93H154V95L156 94ZM176 90V91H175ZM184 90H186V91H184ZM207 90H208V92H207ZM213 92H212V91ZM11 91V92H10ZM12 91H17V92H15V94H17V95H15L14 94V92H12ZM23 92L24 93V95H22L23 93H19V92ZM27 91H28V93H27ZM61 91V92H60ZM66 91L68 92V93H66ZM151 91V92H150ZM192 91V93H189V92H191ZM209 91H211L213 94H216V92L215 91H217L218 93L216 94V97H215V95H213V97L214 98H211L210 97V93H209ZM64 92V93H63ZM76 92V93H75ZM95 93V94H93V93ZM122 92V93H121ZM126 92V91H125ZM133 92H135V93H133ZM138 92H142L141 94H139ZM171 92H175V93H171ZM181 92V94L182 93H184V92H186V93H189V94H186V93H184L185 95H183L182 94V96H181V94H179ZM199 94H198V93ZM221 92H222V94H221ZM8 93V94H7ZM12 94V96H11V94ZM26 93L28 94V97H27V95H26ZM63 93V94H62ZM70 93V94H69ZM80 93V94H79ZM82 93H84V94H91V96H89V95H84L83 94V97H82ZM120 93V94H119ZM135 94V96H136V98L137 99H134V95L133 94ZM161 93V92H160ZM195 93H197L196 95H195ZM219 93H220V95H219ZM57 94H59V95H57ZM67 94V95H66ZM78 94L80 95V96H78ZM123 94H125V96H123ZM145 94H151V95H146V96H142V97H137V96H140V95H145ZM158 94H157V96H158ZM174 94V95H173ZM207 94H208V96H209V98H207L208 96H207ZM249 94V95H248ZM8 95H10V96H8ZM65 95H66V97H65ZM74 95V96H73ZM123 97V99H122V97ZM131 95H133V97L131 96ZM163 95V96H162ZM187 95V96H186ZM189 95H192V97L194 96V99H196V98H199V99H197V102H198V100H199V103H197V102H193V101H195V100H193V101H190L189 102V98L188 97H190L191 99H192V97L191 96H189ZM200 95V96H199ZM218 95V96H217ZM222 95H223V98H226V99H221L222 98ZM255 95H259V98L258 97H254ZM8 96V97H7ZM18 96H19V98H18ZM23 96V97H22ZM25 96H26V99L24 100V98H25ZM68 96V97H67ZM73 96V97H72ZM185 96V97H184ZM204 96H206V98H203ZM71 97V98H70ZM78 97V98H77ZM113 97H116L115 98V100L113 99ZM163 97H164V99H165V101H163L164 99H163ZM187 97V99L188 100H186V99H184V98H186ZM221 97V98H220ZM232 97H233V99H232ZM235 97L236 98H238L237 100L235 99ZM11 98V99H10ZM16 98H17V100H16ZM66 98H70V101H71V99L73 100V102H74V99H76L77 100V102L78 103H73L72 101V103H70V102H67L66 103V101L68 100H66ZM83 98H86L85 100L83 99ZM110 98H112V99H110ZM122 100H121V99ZM142 98V99H141ZM145 98H147V99H149L148 101H150V102H148L147 100H145ZM174 98H178L177 99V102H176V99H175V101H173L174 100ZM217 98V99H216ZM261 98V99H260ZM4 99H6L7 101H4L3 102V100ZM79 99V100H78ZM131 99V100H130ZM135 100V101H133V100ZM168 99V100H167ZM180 99V100H179ZM186 100L187 102H189L190 104L189 105H187L188 103L186 102V103H184L185 101H182V100ZM202 99H204V100H206V102H208V103H206L204 100H202ZM221 101H220V100ZM233 101H238L239 99L241 100H239V102H241V103H239V102H233L232 103V100ZM235 99V100H234ZM8 100H10L9 102H8ZM63 100V101H62ZM82 100H84V101H82ZM117 100V101H116ZM120 100V101H119ZM125 100H127V101H125ZM143 101V100H145V103H149V104H151V101L153 100L154 102H152V104L151 105H149V104H145L144 103V101L143 102H141V101ZM166 100H167V102H166ZM210 100H212V101H214V104H212L213 102H211ZM226 100H227V102L228 103H226ZM16 101V103H18V104H16V103H14ZM24 101H26L25 103H24ZM27 101H28V103H27ZM69 101V100H68ZM115 101L117 102L116 103V106H115V109H111V108H114V105L113 106H108L109 108H107L106 106L107 105H112V104H115ZM125 101V102H124ZM131 101H133L132 103H133V105L132 106H134L133 108L131 107ZM160 101V102H159ZM169 101V102H168ZM182 101V102H181ZM218 101H220V102H218ZM224 101H225V103H224ZM243 101V102H242ZM34 102V103H33ZM64 102V104L66 105H64V106H62V103ZM76 102V101H75ZM85 102V103H84ZM119 102V103H118ZM126 102H128L127 104H126ZM137 102H138V104L140 105L138 108H137ZM210 102H211V104H210ZM3 103H6L5 105H6V107L4 106V104ZM49 103V104H48ZM70 103V104H69ZM84 103V104H83ZM122 103H124V104H126L125 106H123L122 107ZM136 103V104H135ZM145 105H144V104ZM161 103V104H160ZM162 103L164 104V105H162ZM169 103V104H168ZM177 103H179V104H177ZM186 104L185 106H189V108L188 107H185V106H182V104ZM192 103V104H191ZM206 103V104H205ZM215 103H219V105H222L223 103H224V106H221L220 108H218V104H215ZM235 103H237V104H235ZM242 103H244V104H242ZM9 104V105H8ZM13 104V105H12ZM16 104V106H14ZM26 106H25V105ZM40 104V105H39ZM47 104V105H46ZM80 104H82V105H80ZM105 104H107V105H105ZM154 104H156L157 106H155ZM179 105V106H177V105ZM196 106H195V105ZM205 104V105H204ZM208 104V105H207ZM209 104H210V106H209ZM225 104H227V106H225ZM241 105V106H239V105ZM10 105H12V106H10ZM69 105V106H68ZM70 105H73L72 107L70 106ZM76 105V106H75ZM84 105V106H83ZM130 105V107H131V109H129L130 107H128V106ZM137 105V106H136ZM149 106V107H146V106ZM153 105H154V107L156 108V107H158V108H156L155 110H154V107H153ZM190 105H192V106H190ZM207 105V106H206ZM10 106V107H9ZM24 106H25V110H26V108H27V110H26V112L28 111V113H26V112H24ZM30 106V107H29ZM36 106H38V107H36ZM46 106H48V107H46ZM100 106H101V108H100ZM120 106V107H119ZM151 106V107H150ZM163 106V107H162ZM168 108H167V107ZM194 106V107H193ZM17 107H18V109H17ZM20 107V108H19ZM33 107H35V108H33ZM45 107H46V109H45ZM65 107H71V108H73V109H71V108H69L70 109V111H68L69 109L68 108H65ZM74 107L75 108H77L76 109V111L74 110ZM84 108L83 110L81 109V108ZM102 107H103V109H105V110H103L102 109ZM106 107V108H105ZM118 109H117V108ZM137 108V110L139 111V110H143L144 109V111H141L140 113H138V111H135V109ZM153 107V108H152ZM165 107V112H164V110H163V108ZM169 107H171V108H169ZM180 107V108H179ZM184 107V108H183ZM209 107H210V109H209ZM211 107H215V108H211ZM217 107V108H216ZM224 107H226L225 108V110L224 109H222V111H220L221 110V108H224ZM7 108V109H6ZM8 108H10V109H8ZM15 108V113H13L14 111H9V110H13ZM41 108H44V109H41ZM123 108H125V112H122L123 114H120V112H121V109L123 110ZM135 108V109H134ZM191 108H192V111L196 114L195 116H194V113H189V112H192V111H190L191 110ZM31 109V110H30ZM36 109V110H35ZM42 110V111H38V110ZM55 109H56V111L58 112V113H56L57 114V116H56V114H53V116H52V113H50V112H48V110H50L51 112H54L55 113ZM68 109V110H67ZM109 109H111L113 112L115 111V113H112L111 114V112H110V114L112 115L111 117H110V114H109ZM133 109H134V111H133ZM146 109H148V110H151V109H153V110H151V114H149L150 113V111L147 113V110ZM182 109L185 111V113L182 111ZM217 109V110H216ZM7 110V111H6ZM16 110H19V112L17 111L16 112ZM33 111L35 114H38L39 113V115H40V117L42 118L41 119V124H40V121L38 120V119H40L39 118V115H35V116H33L32 117V113L33 112H30V111ZM46 110V112L45 113H42V112H44ZM61 111V114H60V111ZM67 110V111H66ZM78 110H81V112H79V113H77L78 112ZM106 110H108V111H106ZM116 110L117 111H120V112H116ZM127 110H128V112L130 111V112H133V114L134 113H138V115L136 114H134V117H132V116H128V118H131V119H135V116H137L138 118L137 119H135V120H137V121H135V120H132L131 121V119H129V121H128V118H127V114L128 115H130V112L128 113L127 112ZM172 110H174L175 112H177V114L179 113L180 114V116H176V114L174 113V111H172ZM187 110V111H186ZM65 111V112H64ZM72 111H73V115H72ZM100 111H101V113H100ZM103 111V112H102ZM105 111V112H104ZM154 111H157L156 113L154 112ZM167 111H169V112H167ZM170 111L172 112L171 113V115H169V113H170ZM210 111H212V113L210 112ZM213 111H215V112H213ZM8 112H9V114H8ZM11 112V113H10ZM38 112V113H37ZM67 112H69V114H67ZM92 112V113H91ZM147 114H146V113ZM221 112L223 113V114H221ZM227 112V114H224V113H226ZM2 113H4V114H2ZM16 113H18V114H20L19 116H18V114L16 115ZM26 113V114H25ZM33 113V114H34ZM50 113V114H49ZM63 113H65L66 115H62ZM77 113V114H76ZM91 113V114H90ZM106 113H107V115H106ZM119 113V114H118ZM126 113V114H125ZM141 113H144V114H146V117L144 116V114H141ZM158 113H162V114H158ZM174 113V115L173 116H175V117H173L172 116V114ZM214 113V114H213ZM263 113V114H262ZM28 114V115H27ZM30 114V115H29ZM42 114V115H41ZM45 114H46V116H47V118H46V116H45ZM74 114H76V115H74ZM80 114V115H79ZM84 114H86L87 116H86V118H85V116H84ZM94 114V115H93ZM106 115V116H104V115ZM115 114V115H114ZM116 114L118 115V116H116ZM124 114H125V116H124ZM154 114V116H151V115H153ZM158 114V115H157ZM164 114H165V116H164ZM168 116H167V115ZM178 114V115H179ZM181 114H185L186 116H183V115H181ZM217 114L219 115V117L217 116ZM221 114V115H220ZM4 115V116H3ZM5 115H8L7 117L5 116ZM25 115V116H24ZM55 115V116H54ZM69 115H70V117H71V119H72V121L73 122H76L77 124H76V126H72V124L71 123H73V122H71V119H67V117L69 118ZM79 115V117L78 118H80L79 120H80V122H79V120H77V118H76V116H78ZM82 115L84 116V118L86 119V121H84V118H82ZM97 115H99V118L97 117ZM101 115V116H100ZM109 115V116H108ZM114 115V116H113ZM120 115H122V118L124 119V118H126V119H124V121L122 120V118H118V117H120ZM188 115H190V116H192V118L190 117V116H188ZM197 115H199L198 117H197ZM12 116H14L15 118H18V119H10ZM16 116H18V117H16ZM29 116V117H28ZM49 116V117H48ZM60 116H63V117H60ZM116 116V117H115ZM143 116H144V118H143ZM147 116H151V117H149L148 119H150V121L151 122H149V124H146V123H148V120H145L144 121V119H147ZM157 116H159V117H162V118H159V117H157ZM216 116V117H215ZM3 117H5V118H3ZM20 117L22 118L23 117V119L21 120L20 119ZM24 117H27V118H25L24 119ZM38 117V119L36 120V118ZM51 117V118H50ZM57 117H59V118H57ZM96 117V118H95ZM102 117V118H101ZM106 117H107V119H106ZM170 117H173V118H170ZM178 117V118H177ZM185 117V118H184ZM186 117H187V119H188V117L189 118H191L192 119V122H191V119H190V122L188 121V124H190L189 125V127H191V129L190 130H185V128H187L188 126H186V124H187V119H186ZM193 117H196V120H198L199 122H196L195 121V118H193ZM218 117V118H217ZM2 118L4 119V121H5V119L6 120H8L9 119V122L8 121H5V122H7L8 124H4V122H3V120H2ZM34 119V120H36L35 122H32L33 120H30V119ZM83 119V122H81V120ZM91 118V119H90ZM100 118L101 119H103V120H100ZM110 118V119H109ZM112 118V119H111ZM120 119V120H118V121H122L120 124L122 125V128L125 130V129H127L128 128V130H123V129H120L118 126H119V122L117 123V120L115 121V119ZM154 118V119H153ZM157 118H158V123L161 125V126H165L164 125V123L163 122H167L168 124H167V126H170L171 124L173 125V126H177L176 128L174 127L173 128V126H171L173 129H170V131H169V133H167V135H162L161 133H159L158 132V125H157ZM168 120H167V119ZM174 118H177L175 121H174ZM180 118V119H179ZM201 118H202V120H203V118H204V120H205V122L206 123H204V121H202V123H201ZM28 119H29V122L31 121L32 122V127L31 126H28V128H32L31 130L30 129H28L27 127H26V125H29V124H31V123H29L28 122ZM46 119H48V120H46ZM56 119H57V123H58V121H60L61 120V123H59L58 125L56 124ZM74 119V120H73ZM96 119H98L100 122H98L99 123V126L97 127L98 128V130H96V128H95V126H93L92 125V123L96 120ZM105 119H106V121H105ZM141 119V120H140ZM151 119H153L154 121L156 120V122H154V121H152ZM163 120L162 122H161V120ZM166 119V120H165ZM173 119V120H172ZM13 120V121H12ZM19 120V121H18ZM45 120H46V122H45ZM55 120V121H54ZM66 120H67V122H66ZM97 120V121H98ZM112 120H114L115 122L114 123H117V125L118 126H116V125H114V123H113V121ZM179 120V121H178ZM189 120V119H188ZM11 121H12V123L14 124L15 123V121H16V123L14 124V125H12L11 124ZM24 123H22V122ZM38 121V122H37ZM49 121V122H48ZM70 123H69V122ZM97 121H95V122H97ZM105 123V125L107 124V122H109L107 125H110L111 123H113V124H111L109 127H110V129H114V127H115V129H114V131L112 132V130H111V132H109L110 130H108V129H103L102 127L104 126V128H107L104 124H103V122ZM128 121V123H130V126L132 125V123H134L133 125L134 126H129V124L128 123H124L123 124V122H127ZM131 121V122H130ZM139 121H140V123H139ZM141 121H143L144 123H142L141 124ZM172 121H174L173 123H172ZM178 121V122H177ZM183 121V122H182ZM193 121H195V122H193ZM37 122V123H36ZM65 123V125L63 124V123ZM136 122H138L139 124H136ZM154 122V123H153ZM18 123V124H17ZM23 125V126H21V124ZM45 123H46V125H45ZM56 124V125H54V124ZM69 125H68V124ZM101 123H102V126H101ZM179 125H178V124ZM180 123H181V125H180ZM185 123V124H184ZM195 123H197V124H195ZM198 123H200V126L202 127L203 126V129L205 130H202V129H198L199 128V124ZM37 125V126H35V125ZM39 124V125H38ZM67 124V125H66ZM74 124V123H73ZM80 124V125H79ZM84 124V125H83ZM127 125V127L125 126L124 127V125ZM151 124V125H150ZM163 124V125H162ZM192 124H193V126L194 127H192ZM204 124H206V125H204ZM238 124V125H237ZM4 125H5V127H6V125H8V127H4ZM17 125H20V126H16ZM59 125H61L60 127H61V129H60V127H59ZM79 125V126H78ZM90 125V126H89ZM136 125H138V126H136ZM140 125H142L141 127L143 128V131L142 132H144V130H146V129H148V127H149V130H147L146 132H147V134L146 135H144L146 132H144V133H142V134H140V132L139 131H141L142 129H140L141 127H140ZM195 125H196V127H197V129L198 130H201V131H199L198 132V130L195 128ZM237 125V126H236ZM2 126V127H1ZM9 126H11V127H9ZM40 127V129H38L39 127ZM46 126V127H45ZM56 126L58 127L57 129H56ZM62 126H64V127H62ZM70 126H72V130H74L73 132H75V134L77 135H75V134H73V132H71V129H69L70 128ZM83 126V127H82ZM179 126V127H178ZM182 126H184V129H183V127ZM207 126H208V129H207V131H206V129L205 128H207ZM209 126H210V129H209ZM5 128V130H4V128ZM14 127V128H13ZM45 127V128H44ZM55 129H54V128ZM67 127H68V129H67ZM76 127H79V129H80V127H82L80 130H78L77 131V129L78 128H76ZM89 127V128H88ZM94 127V128H93ZM118 127V128H117ZM139 127V128H138ZM166 127V126H165ZM170 127V128H171ZM181 127V129H178V128H180ZM211 127H214L216 130H213V131H211V129H213V128H211ZM15 128L16 129H18L17 131H15ZM22 128V129H21ZM63 128V129H62ZM73 128H75V129H73ZM84 128H87L86 130L84 129ZM101 128V129H100ZM129 128H130V130H129ZM131 128L134 130L133 131V133H135V134H137L138 132V134H137V136L135 135V134H133V137H135L136 138V145H135V141L133 142V140H135V138H133V139H131L132 138V130H131ZM135 128V129H134ZM154 128V129H153ZM218 128V129H217ZM11 129H13V131H11ZM24 129V130H23ZM30 131H28V130ZM53 129V130H52ZM65 129H67L68 131H70V132H66L67 130H65ZM103 129V130H102ZM120 130V132L118 131V134H117V132L115 133V131H117V130ZM139 131H138V130ZM151 129H153V130H151ZM175 129V130H174ZM182 130V131H176V130ZM193 129H195V130H193ZM3 130V131H2ZM55 130V131H54ZM62 132H61V131ZM85 130V131H84ZM90 130H91V132H90ZM173 130V131H172ZM183 130H185L186 132H188V131H191V134L192 135H190V137H189V134H190V132L189 133H184V131ZM217 130H219V131H217ZM14 131H15V133H14ZM18 131H20L19 132V134H17V132ZM35 131V132H34ZM42 132L40 135H39V132ZM57 131H58V133L60 132V136L58 135V138H56L55 140H58V141H60V137L61 136H63V134L62 133H65V135L63 136V137H61L62 139H66V141L67 142H65L67 145L70 143H75V144H71V145H69L68 146V148H74V152L73 151H68L69 149H67L66 148V146L67 145H65L64 144V142L63 141H65V140H63V141H61V142H63V143H59V142H57V141H55L54 140V135H55V133H56V135L58 134L57 133ZM79 131H82V132H79ZM87 131V132H86ZM103 131V132H102ZM106 131L108 132V134L106 133ZM122 131H124L125 133H122ZM131 131V132H130ZM195 131V132H194ZM209 131H211V132H209ZM215 131V133H213ZM218 133H217V132ZM22 132V133H21ZM77 132V133H76ZM83 133V132H85L86 134H79V133ZM93 132V133H92ZM100 132V133H99ZM128 134H127V133ZM150 132H156L155 134L154 133H150ZM170 132H171V134H170ZM178 132H179V134H184L185 136H183V137H185V138H182V136L181 135H179L178 134ZM200 132H201V134H203L202 136H201V134H200ZM12 133V134H11ZM66 133H69V134H66ZM71 133L74 135H71ZM90 133H91V135H90ZM97 134L98 136L100 135V134H103V133H105L104 134V136H107L106 137V139H105V137H103L102 135H100V137H103L102 139H103V141L105 142V140H106V144H107V147H108V149H110V147H111V151H109L108 149H107V154H109V153H111V155H110V157H112L111 158V160L109 159L110 157H109V155L108 156H106L105 158H107V162L109 161V163H107V164H105L106 166L108 165L109 167L108 168H102L103 167V165H104V163H105V161L103 162H101V163H103V164H101V166H99L100 165V162H98V159H99V157H97V155L99 156L101 153H99V152H101V151H98V153L99 154H96L95 153V155H94V151L93 150H95L96 148H94L93 149V147H95V143H92V142H97V144H98V142H101L100 141V139L101 138H98V140H96V141H94V140H92V139H96L94 136L95 135H93V134ZM99 133V134H98ZM114 133V134H113ZM119 133H122V134H125L124 135V138H123V136H122V134H119ZM176 133H177V135H179V136H177L176 135ZM196 133V136H197V138H199L198 140L199 141H202V140H204V142L206 143V145L204 144V143H202V142H200V143H202L201 145H203V146H201V145H199L198 144V140H197V142H195V144L193 143L194 141H196V136L195 135H193V134H195ZM211 133H213V134H211ZM24 134V135H23ZM28 134H30V136H28ZM32 134V135H31ZM112 134V135H111ZM115 134H117V135H120V136H117V135H115ZM131 134V135H130ZM149 134H150V137H149ZM152 134H154V135H152ZM159 134H161L162 135V138H161V136H159ZM197 134H199V135H197ZM218 134L219 136H220V139H222V137H223V139H227V137H228V139H231L232 141H233V144L231 143V140H228L227 141V143L224 141V142H222L221 140H219V136L216 135ZM15 135H17L16 136V138L14 137ZM55 135V136H56ZM68 135L70 136V137H68ZM92 136V139H91V142L89 141L90 140V138H88V136ZM109 135H111V137L109 138ZM113 135H115V136H113ZM131 137H130V136ZM143 136V138L144 137H146L147 138V140H142V136ZM152 135V136H151ZM168 135H170V136H168ZM188 135V136H187ZM28 136V137H27ZM37 136H39V138H37ZM42 136V137H41ZM66 136V138H64ZM76 136V137H75ZM79 136H83L82 138H79ZM86 136H87V138H86ZM122 136V139H125V137H126V139L124 140L125 141V143L126 142H128V140H130L129 142H128V144H127V148H130L131 150V156L132 155H135L136 154V156H130L129 155V153H130V151H129V149L127 150V148H124L125 147V143H124V141H122L121 140V138H120V140L117 138V137H121ZM163 136L164 137H166V136H168V138H164V139H167L166 141H167V143H170V145L171 146H169L168 144H165L166 142L164 141V139H163ZM187 136V137H186ZM202 138H201V137ZM31 137V138H30ZM57 137V136H56ZM72 137V138H71ZM78 137V138H77ZM114 139H113V138ZM154 137H157V138H155V140H157V139H159L157 142H155V140L153 139ZM68 138V139H67ZM85 138V139H84ZM109 138V139H108ZM130 138V139H129ZM145 138V139H146ZM180 138V139H179ZM188 140H190V142L188 141V149H187V139ZM194 138H195V140H194ZM234 138V139H233ZM15 139H16V141H15ZM29 139V140H28ZM30 139H32L31 141H30ZM35 139H40L39 141L38 140H35ZM61 139V140H62ZM72 139V140H71ZM74 139V140H73ZM76 139H78V141H75ZM86 140V139H89V140H87V141H84V140ZM101 139V140H102ZM112 139V140H111ZM115 139H118L117 140V142L119 143V144H116L115 143ZM148 139H151L153 142H149L150 144L152 143L153 144V146H155V156H154V151H151L150 152V150L146 147V145L144 144V141L145 142H147V141H151V140H148ZM168 139H170V140H168ZM178 139V140H177ZM186 139V140H185ZM201 139V140H200ZM235 139H236V143H235ZM23 140V141H22ZM27 140V141H26ZM35 140V141H34ZM115 140V141H114ZM174 140V141H173ZM181 140H182V142H183V146L185 147V149L187 150V151H185V149L183 150V146H181L182 145V142H181ZM185 140V141H184ZM194 140V141H193ZM3 141V142H2ZM10 141H12V142H10ZM19 141H22V143L21 142H19ZM30 141V142H29ZM34 141V142H33ZM73 141V142H72ZM111 141V142H110ZM122 141V142H121ZM159 141H161V142H159ZM162 141H164V142H162ZM172 141H173V144H174V142L176 141V143L179 145H177V147H174V146H176V143L174 144V145H172ZM178 141H180L181 142V145H180V142H178ZM192 141V142H191ZM238 141V142H237ZM31 142H33V144L31 143ZM41 142H44L43 144L41 143ZM56 142V145H62V144H64V149L62 148V146H58L59 147V149L61 148V150H56L55 151V149L57 148V147H55V144L54 143ZM84 142H85V145H84ZM186 142V143H185ZM218 142H222V143H218ZM229 142V143H228ZM245 143V145L243 144V143ZM18 143H21V145L19 144V145H17ZM39 143H41L42 144V146H41V144H39ZM59 143V144H58ZM111 143H113V144H116L117 146H121V145H123V147L121 146V148L124 150V151H122L121 152V148H117V146L116 147H114L115 145H113V144H111ZM120 143H122V144H120ZM140 143V144H139ZM157 143V144H156ZM159 143V144H158ZM231 143V144H230ZM239 143V144H238ZM240 143L241 144H243L242 145V147H244V148H238V147H240V146H238V145H240ZM15 144V145H14ZM27 146H26V145ZM28 144H29V146H28ZM49 144H50V147H49ZM54 144V145H53ZM88 144H90V146H92V147H90V146H88ZM92 144V145H91ZM111 144V145H110ZM130 144V145H129ZM133 144V145H132ZM137 144H139L138 146H137ZM151 144V145H152ZM154 144H156V145H159V146H157L156 147V145H154ZM163 144H164V146H163ZM226 144H227V146H226ZM11 145V146H10ZM52 145V146H51ZM74 145V146H73ZM81 145V146H80ZM131 145H132V147H131ZM194 145V147L195 146H197L196 147V149L193 147V148H190V147H192ZM237 145V146H236ZM15 146H17L16 148L17 149H19V151H17V153H16V151L15 150H17V149H15ZM22 146H24V147H22ZM76 146V147H75ZM88 146V147H87ZM114 147V149H116L117 148V150H115L113 153H112V151L114 150L113 149V147ZM134 146H137V148L139 147V148H141L142 146H143V150H141V149H137V151H139L140 153H141V151H144L143 153H141V155H143V157H144V159L143 158H141V159H139L140 157H141V155H138L137 156V154L139 153V152H134L133 150H132V148L135 150L136 149V147H134ZM199 146H201V147H199ZM205 146V147H204ZM222 147V148H220V147ZM236 146V147H235ZM7 147V148H6ZM30 149H28V148ZM52 147V148H51ZM83 149H81V148ZM144 147H146V148H144ZM158 147H160V148H158ZM163 147H167V151L170 153H167L166 152V149L165 148H163ZM179 147H181V148H179ZM4 148L7 150L6 151V153L8 152L9 153V151L11 152H13L14 153V155H11V153H9V154H6L7 156L8 155H10V158H12L13 160H10V161H12V164L10 165V164H8V163H11V162H9V157H7L5 154H4ZM9 148H10V150H9ZM37 148V149H36ZM75 148H77L78 149V151H79V153H78V151L75 149ZM84 148H88V149H84ZM175 148H177L180 152H176V151H178L177 149H175ZM198 148H199V150H198ZM24 150V151H21V150ZM51 149V150H50ZM58 149V148H57ZM62 149L63 150H67V151H62ZM81 151H80V150ZM121 149V150H120ZM146 149H148L147 151H146ZM50 150V151H49ZM86 150V151H85ZM120 152H119V151ZM172 150H175V152L176 153H174ZM190 150H193V151H196V152H193V151H190ZM202 150V154L200 155V152L199 151H201ZM15 151V152H14ZM34 151H37V152H34ZM40 151V152H39ZM88 151V152H87ZM90 151V152H89ZM93 151V152H92ZM133 151V152H132ZM146 151V152H145ZM161 151V152H160ZM171 151H172V153H173V157H172V159H170L171 157V155H172V153H171ZM182 151H184V153L182 152ZM19 152L21 153L20 154V156H18L19 155ZM51 152V153H50ZM58 152H60V153H58ZM64 152V153H63ZM66 152H68V153H66ZM70 152L72 153H75V154H70ZM86 152L88 153V157H85L86 156ZM93 153V156H90L92 153ZM118 152V153H117ZM150 154V156H149V154ZM12 153V154H13ZM16 153V154H15ZM38 153V154H37ZM57 153V155H55ZM123 153H125L126 154V157L123 155ZM139 153V154H140ZM144 153H145V155H144ZM162 153H165V155H167L168 154V156H166L165 157V155H164V157H160V155L161 156H163L162 155ZM183 153V154H182ZM196 153V154H195ZM3 154V155H2ZM28 155L27 156V160L28 161H30L31 160V157H33L34 158V160L35 161H37V162H39L40 160H38L39 158H41V156H46V159L48 160V159H51V160H48V162L50 161L52 164H49V169L50 170H53L54 168V170L52 171L53 173L54 172H57V170H58V168L60 169V167H63V165L62 166H60L59 167V165H60V163H63V162H65V161H62L61 162V158H62V160H66V159H68L69 157H70V159L71 158H73V157H75L74 159H77V157L79 158V159H81L82 158V160H80V161H77V160H75V162L77 161V164L78 165H80V163H82L81 165L83 166V168H85L86 169V171L84 170V172L83 173H86V175H84V174H80V175H82L81 177H83V178H86V180L85 179H81L80 178V176H79V173L78 172H76V174H77V176H75L76 174H75V169H74V166H71L72 167V173H70V174H68V179H72V180H69V186H70V188H71V191L72 190H74V193H69V194H62L59 190H56V189H58V188H56V185H55V187H53L54 185L50 182V181H48V179H46V180H43V179H40V181H42L39 185H38V183L40 182L39 181V176H40V173H38L39 174V176H38V174H37V176L35 175V172H33V174H31V173H27V171L26 170H24V169H30V168H25L24 166H26V165H30V164H28V163H26L25 161H26V156H24V155ZM41 154V155H40ZM50 155V157H48L49 155ZM59 154H63V155H65V154H70L69 155V157H66V158H64L65 156H61V155H59ZM84 154V155H83ZM116 154H121V156H119V155H116ZM175 154V155H174ZM176 154H179V155H177V156H179V157H177L176 156ZM2 155V156H1ZM5 155V156H4ZM53 155H55V156H53ZM79 155V156H78ZM116 156V158H117V160H116V158H114L115 156ZM170 155V156H169ZM198 155V156H197ZM21 156H23L25 159H18L19 157H21ZM61 156V157H60ZM66 156H68V155H66ZM130 156V157H129ZM148 156L151 158V159H149L148 158ZM176 156V157H175ZM4 157H6L5 159H4ZM18 157V158H17ZM81 157V158H80ZM90 157V158H89ZM91 157H93V158H95L94 159V161H96L97 163H94V161H93V158H92V160H91ZM98 159H97V158ZM100 157H101V155H100ZM133 157H134V159H133ZM139 157V158H138ZM146 157V158H145ZM157 157H159L158 159H157ZM175 157V158H174ZM22 158V157H21ZM30 158V159H29ZM58 158V159H57ZM86 158H88V159H86ZM120 158H122V159H120ZM125 158H128V159H125ZM131 158V159H130ZM136 158H138V159H136ZM155 158V159H154ZM165 158V159H164ZM167 158V159H166ZM2 159V160H1ZM5 161H4V160ZM8 159V160H7ZM54 159H57V160H59L60 159V162H57V160H54ZM74 159H72V160H74ZM78 159V160H79ZM87 160L88 162V164L87 165H89L90 167H91V163H90V161L91 162H93L94 163V165L93 166H96L97 164V166L95 167V168H97L98 167V169H101V170H98V169H96V171L98 172H101V171H105V170H107V169H109V170H107V171H109V172H107V171H105V173H104V171H103V174L102 173H99V175L101 174L102 176L104 175V177H106V176H108V177H106L107 178V180H109V186L111 187V190H113L112 192H114V191H116V192H119V193H114L116 196H119L118 198L116 197V196H114V197H106L108 200V202L106 201V198H104V201H103V198H101L102 200H101V203H99L100 201L98 200V199H100V197L98 198V192H100L101 191V188H100V186L99 185H96L95 187H94V191H95V194H96V196H95V199H93V197H89V196H87L86 197V195H82V194H85L87 191V195H88V193L89 194H91L90 196H93L92 195V193L89 191V190H87L85 187H86V182H91L92 181V179H93V177L95 176L96 177V175H95V172H92V171H89V170H87V168L89 167V166H87L86 164H84V162H83V160ZM101 159H103V158H101ZM109 159V160H108ZM123 159H125V161H123ZM145 159H147V162H148V164L151 162V164L153 165H151V164H147V162H145L146 160ZM155 161H154V160ZM176 161H175V160ZM17 161V163L15 162V161ZM72 160H69L70 162L72 161ZM130 160V161H129ZM131 160H137V161H134V163H133V165L131 164L133 161H131ZM141 160H145L144 162L143 161H141ZM150 160H153V161H150ZM159 162H158V161ZM163 160H166V162L165 161H163ZM172 160V161H171ZM178 160V161H177ZM21 162V163H19V162ZM99 161H101V160H99ZM119 161H121V162H119ZM138 161H139V163H138ZM168 161H170V163L168 162ZM6 164H5V163ZM15 162V163H14ZM31 162V161H30ZM41 162V161H40ZM80 162V163H79ZM118 162V163H117ZM123 162H124V164H126V167H124L125 165H120L121 163L123 164ZM140 162H142L141 163V166L143 165V166H145L143 169H142V167L140 168L141 170H139V168H137L139 171H137V169L135 168L136 166L137 167H140V166H138V165H140ZM164 162V163H163ZM174 163V165H173V163ZM175 162H177V164L175 163ZM178 162H180V163H178ZM19 163V164H18ZM25 163V164H24ZM66 164H69V162L67 163V162H65ZM120 163V164H119ZM135 163H138V164H135ZM157 163V164H156ZM161 165H160V164ZM194 163V164H193ZM197 163V164H196ZM57 164V165H56ZM91 164V165H90ZM110 164V165H109ZM169 164V166L167 167V165ZM176 164V165H175ZM192 164V165H191ZM18 165H19V167H21V169L20 168H18ZM21 165V166H20ZM52 165V166H51ZM54 165H55V167H54ZM86 165V166H85ZM104 165V167H106ZM111 165H113V167H115L114 168V170L112 169L113 167L111 166ZM115 165V166H114ZM135 165V167H134V170H133V167L132 166H134ZM152 167H151V166ZM172 165V166H171ZM9 166V167H8ZM12 166V168H13V170L15 171V169H16V171H17V168H18V170L19 171H17V172H21L20 170H22V172L21 173H17L16 171L14 172L13 170H7V169H9L10 167ZM14 166V167H13ZM17 166V167H16ZM58 168H57V167ZM110 166H111V168H110ZM122 166V167H121ZM127 166H129V167H127ZM156 167V168H158V170L159 171H161L162 173H161V175H163V178H164V180L166 181V184H165V182L164 181H162V179H161V177L159 176V175H156L155 173H152V172H154V170L155 169H153V167ZM158 166V167H157ZM160 166H163V167H160ZM164 166H165V168H164ZM191 168H190V167ZM6 167V168H5ZM16 167V168H15ZM51 167H53V168H51ZM87 167V168H86ZM132 167V168H131ZM146 167H148L147 169H146ZM179 167V168H178ZM181 167V168H180ZM195 167V168H194ZM4 168H5V170H4ZM39 168V167H38ZM130 168V170L131 171H129L128 169ZM164 168V169H163ZM177 170H175V169ZM182 168H183V172H181V170H182ZM124 169V170H123ZM148 171V173L150 174V176L148 175V173H146L147 171ZM152 169V171H150V170ZM166 169V170H165ZM168 169V170H167ZM178 169H180V170H178ZM7 170V171H6ZM110 170H112V171H110ZM118 170V172L120 173V174H118V172H116V171ZM120 170H122V171H120ZM126 170V171H125ZM175 170V171H174ZM135 171H137V172H140V174L138 173L137 174V172L136 173H134ZM141 171H143L142 172V174H145L144 175V177H146V178H148V179H146V178H144V177H142L143 175L141 174ZM145 171V172H144ZM165 171V172H164ZM167 171V172H166ZM253 171V175H254V173H256L257 175H259L260 177H263V178H260L259 179V176L257 177L258 179H259V182H257L256 184L254 183V182H256L257 181V178H255L254 180L255 181H253L252 179H253V175L251 174V172ZM12 172H14L15 173V175H14V173L12 174ZM24 172V173H23ZM36 172H39V170H37ZM113 172V173H112ZM116 174H115V173ZM125 174H124V173ZM128 172H130V173H133V175L132 176H134V177H139V178H137V180H141V181H136V178H134L135 179V181H133L134 179H132L131 180V178H132V176L130 175V173L126 176V174L128 173ZM152 174H151V173ZM175 172V173H174ZM192 172L194 173V174H192ZM250 172V173H249ZM29 175V177H30V179L28 178V175ZM74 173V175L73 176H75L76 178L78 177L81 181L79 182L78 180H76V181H78L79 182V184L80 185H78L77 183L78 182H76L75 180H73V176L71 175V174H73ZM94 173V174H93ZM123 173V174H122ZM229 173H231V174H233V175H230ZM9 174V175H8ZM88 174H90V175H88ZM93 174V177L91 176ZM135 174L136 175H138V176H135ZM167 174V176H165L164 177V175H166ZM170 174V175H169ZM176 174V175H175ZM180 174V175H179ZM183 174V175H182ZM8 175V176H7ZM19 175H21V176H19ZM123 175H124V177H123ZM141 175V176H140ZM148 175V176H147ZM152 175V176H151ZM172 175V176H171ZM238 175V176H237ZM247 175H249V177H247ZM2 176H1V178H2ZM7 176V177H6ZM12 176H14V177H12ZM19 176V177H18ZM22 176H23V180L26 182V181H28V182H30V184L28 183L27 184V182L25 183V182H23V180H21L19 183H20V187L22 186V185H24V187H21V190L20 191H17L16 189H17V185H15V184H19V183H17V179H19L20 180V178L22 179ZM25 176H27V178L28 179H26L25 178ZM33 176H35L36 177V179H34L35 177H33ZM71 176H72V178H71ZM116 176H121L120 178H118V177H116ZM153 176H158V177H153ZM171 176V177H170ZM174 176V178L172 179V177ZM175 176H176V178L178 179V180H176L175 179ZM231 176H234V177H231ZM241 176V177H240ZM244 176V177H243ZM250 176H251V178H250ZM90 179H89V178ZM111 178V180H112V178H113V180H115L114 182H115V186L113 185V184H110V183H114L113 181H111L110 180V178ZM126 177H128V178H126ZM160 177V178H159ZM245 177H247L246 178V180H243ZM254 177H256V175L254 176ZM2 178V179H3ZM17 178V179H16ZM34 179V180H32V182H33V185H32V182L30 181L31 179ZM124 178V179H123ZM142 178H144V179H142ZM155 178V179H154ZM159 178V180L156 182L155 180L156 179H158ZM166 178H167V180H169L170 179V181H172L173 180V182H170V181H167L166 180ZM241 178V179H240ZM248 178H249V182L251 183V185H249V182H248ZM12 179L14 180V182H16V183H12L13 185L11 186V185H9L10 183H9V181L10 182H12ZM75 179V178H74ZM97 179V178H96ZM96 179H93L94 180V182L96 181ZM129 180V182L131 181V183H129L127 180ZM154 179V180H153ZM179 179H180V181H181V183H180V181H179ZM15 180H17V181H15ZM37 180V181H36ZM124 180H126V182H123ZM149 182H148V181ZM176 182H178V183H176L175 184V181ZM197 180H198V182H197ZM43 181H45V183H47V184H45ZM82 181H84L83 183H82ZM116 181H118L117 182V184H116ZM120 181V182H119ZM122 181V182H121ZM143 181H144V186L142 185V183H143ZM160 181V182H159ZM245 181V182H244ZM48 182H50V186L49 187H47V185H48ZM66 182V181H65ZM75 184H74V183ZM129 184H128V183ZM134 182V183H133ZM153 182V183H152ZM155 182H156V184H155ZM164 182V183H163ZM247 182V183H246ZM3 185H2V184ZM37 183V185H35ZM66 183H68V182H66ZM71 183V184H70ZM72 183H73V187H72ZM92 183V182H91ZM118 183H120L121 184V186H120V184H118ZM141 183V184H140ZM148 184V185H145V184ZM160 183V184H159ZM164 184V186L162 185V184ZM168 183H170V184H168ZM171 183H173L172 185H171ZM245 183V184H244ZM254 183V184H253ZM41 184H43V185H46V186H43V185H41ZM82 184H84V187H83V189L84 190H87V191H85V192H80V191H84L83 189H80L81 187H79V186H82ZM133 184V185H132ZM136 184V185H135ZM140 184V185H139ZM153 185V186H150V185ZM155 184V185H154ZM180 184H183V185H181V186H183V187H181L180 186ZM6 185H7V187H6ZM14 185L16 186V188H11V191H10V187H14ZM159 185V186H158ZM160 185H161V187H160ZM166 185V186H165ZM175 185V186H174ZM35 186H37V187H35ZM40 186H41V188H40ZM76 186H78L79 188H77ZM123 186V188H124V186H126V187H128V188H126L125 187V189H126V191H125V189H124V191H122L123 190V188H118V187H122ZM139 186V188L140 189H145V191H143V193L142 192H140V194H139V190L140 189H136L137 187ZM142 186V187H141ZM145 186H149V187H145ZM155 186V187H154ZM167 187V188H163V187ZM173 188V189H171V187ZM254 187V188H251V187ZM255 186H258V187H256L255 188ZM2 187H4V188H2ZM9 187V188H8ZM44 187V188H43ZM51 187V190L49 189V190H47L46 188H50ZM97 187V188H96ZM115 189H120V190H115ZM143 187H145V188H143ZM150 187H152V190L150 191L149 189H151ZM156 187H160L159 189L158 188H156ZM177 187V189H175ZM180 187L182 188V189H180ZM246 187H248V189H246ZM264 187V186H263ZM34 188H37V190H35ZM132 188H134V189H132ZM156 188V189H155ZM183 188H185V190L183 189ZM259 188V189H258ZM5 189V190H4ZM13 189V190H12ZM38 189H39V191H38ZM41 189H43V190H41ZM75 189H77V190H75ZM79 189V190H78ZM153 189H154V191H153ZM157 189H158V191H157ZM16 190V191H15ZM35 190V191H34ZM45 190H47V192H49V191H51V193H47ZM100 190V191H99ZM134 190V191H133ZM162 192H161V191ZM177 190H179V191H177ZM181 190H182V193L184 192L185 194L183 195L182 193H181ZM13 191V192H12ZM15 191V192H14ZM24 191V192H25ZM44 192V193H41L40 195L38 194L39 192ZM53 191H54V193H53ZM55 191L57 192V191H59V192H57L56 194H55ZM165 191V192H164ZM166 191H167V193H166ZM175 191V192H174ZM77 194H76V193ZM122 192V193H121ZM147 192H153L154 194L155 193H157V195H154V194H150V195H146V193ZM159 192V193H158ZM168 192H170V193H168ZM174 192V193H173ZM13 193V194H12ZM23 193V192H22ZM126 194V195H124L125 197H123L124 199L126 198V201H127V203L129 204H132L131 202H134L135 200H136V202L138 203L137 204V206H136V202L135 203H133V205H130L129 204V207H128V204L125 202V201H123V199H121L122 198V196H121V194ZM129 193V194H128ZM130 193H131V196H132V198L133 199H131V197H129V195H130ZM136 193H138L139 194V196L136 194ZM143 195H142V194ZM148 193V194H149ZM163 193V194H162ZM182 194V196H184V197H182L180 194ZM2 194H4V195H2ZM6 194H8V195H6ZM39 196H38V195ZM51 194V195H50ZM57 194H59V195H57ZM60 194H62V196H60ZM134 194V195H133ZM159 194V195H158ZM166 194V195H165ZM172 194H174V195H172ZM178 194V195H177ZM186 194H187V196H186ZM13 195H14V197H13ZM17 197H16V196ZM48 195H49V197H48ZM54 195V196H53ZM55 195H57V199H56V202L54 203V205L56 204L57 205V207H56V209L58 210V209H62L63 211H66L65 213H67L68 215H66L67 216V230L65 231V232H59L58 231V229L55 227V224L54 223H51L52 222V220H54L52 217H47L48 215H47V209L46 208H48L49 206H50V200L52 199V198H54L55 199ZM64 195H66V196H64ZM68 195H69V197H68ZM102 194H100L99 193V196H101ZM128 195V197H126ZM145 195V196H144ZM152 195V196H151ZM162 195H165L166 197H163ZM172 195V196H171ZM176 195H177V197H176ZM203 196V197H200V196ZM4 196V197H3ZM7 196V198L5 199V197ZM9 196H10V198H11V200L10 199H8L9 198ZM52 196V197H51ZM59 196V197H58ZM68 197V199H64V197ZM72 196V197H71ZM82 196V198H84L85 200H89V199H93V202H92V200H90V202H92V203H94V201H96L97 202V200H98V202L95 204V205H103L104 203H106L107 205H108V207H112V205L114 204V206L115 207H117L116 209H115V207H114V209L113 208H111V209H113V210H108V209H106L105 211L103 210V208L101 209V212L99 213L98 211H97V209H92L91 207H89V206H86L85 207V209L83 210L82 209V206H78V205H76V203L75 202H77V201H75V199H77V198H79V197H81ZM146 197V199H144V197ZM153 196L154 197H156V199H154L153 198ZM160 196V197H159ZM169 196V197H168ZM173 196H175V198H174V200H176L177 198L179 199V200H181L182 201V203H181V201L179 202V201H175V202H173L174 200H173ZM47 197L49 198V201H48V199H47ZM51 197V198H50ZM73 197H75V199H73ZM86 197V198H85ZM102 197V196H101ZM121 197V198H120ZM137 197V198H136ZM141 197V198H140ZM151 197H152V200H150L151 199ZM15 198H17V199H15ZM45 198V200H42V199H44ZM59 198L61 199V200H59ZM98 198V199H97ZM111 199V201L112 200H114L113 202H110V199ZM115 198V199H114ZM127 198L128 199H130V201L131 202H129L128 200H127ZM163 199V201H162V199ZM181 198V199H180ZM182 198H184V200H185V203H188V204H186V205H188L187 207H186V205L184 206V200H182ZM189 199V200H187V199ZM202 198L204 199L203 201H202ZM19 199V200H18ZM70 199H73L74 200V203L73 202H68L67 203V201H69ZM116 199H121L122 201H120V203H118L119 201L118 200H116ZM143 199V201H145V202H143V203H146V204H148L147 206H146V204L144 205L142 202H141V200ZM11 202H10V201ZM47 200V201H46ZM73 200H70V201H73ZM171 200V201H170ZM1 201H3V202H1ZM8 201V202H7ZM16 201H19V202H21V203H19L20 205H22L21 207H20V205L18 204V202L17 203H13V202H16ZM115 201H118L117 202V204H116V202ZM140 201V202H139ZM148 201H149V203H151V201H156V203L155 204H153L154 202H152L151 204L152 205H150L149 203H148ZM160 201V202H159ZM165 201H169V202H167L166 204H165ZM4 202H6V203H8V204H3ZM40 202H42V203H40ZM45 202V203H44ZM59 202H62V204H63V207L62 208H59L60 207V204L61 203H59ZM103 202V203H102ZM10 203H12V206L11 207H9L11 204ZM38 203H40V204H38ZM49 203V204H48ZM67 203V204H66ZM70 203H73L71 206H69L70 205ZM111 203V204H110ZM113 203V204H112ZM121 203H123V205L121 204ZM160 203V204H159ZM170 203H173V204H170ZM178 203V204H177ZM15 204H16V206L18 207L19 206V208H17L16 206H15ZM18 204V205H17ZM42 204V205H41ZM43 204H44V206H43ZM46 204H48V205H46ZM105 204V205H106ZM119 204V205H118ZM127 204V205H126ZM140 204V210H142V211H140L139 210V208H138V205ZM164 204H165V207H164ZM5 205H8L7 207L5 206ZM46 205V206H45ZM67 205V207H65ZM106 205V206H107ZM118 205V206H117ZM153 206V205H156V206H158V207H161V208H165L164 209V211H166V213H167V215L165 216V220H164V218H160V220L158 219L157 220V222H150V221H148V220H150L149 218H150V214L149 213H147V210L149 209V208H146V207H150V206ZM169 205V206H168ZM172 205H173V208L174 207H176V206H178V207H176L177 209H173V208H171L172 207ZM176 205V206H175ZM75 206V207H74ZM105 206V208H107ZM120 206H121V208H120ZM125 206H127V207H125ZM130 206H133V207H130ZM137 207V209H136V207ZM144 206H146V207H144ZM166 206H167V208H166ZM180 206V207H179ZM2 207V208H1ZM5 207L7 208V210L5 209ZM65 207V208H64ZM71 207H73V208H75V209H73V208H71ZM78 207V208H77ZM104 207V206H103ZM119 207V208H118ZM203 207V208H202ZM11 209V211L13 210V212H15V214H17L18 216H14L15 214L13 213V212H11L10 211V209ZM17 208V209H16ZM64 208V209H63ZM80 208V209H79ZM88 208H90L91 209V212H88ZM109 208V209H110ZM129 208V209H131V208H134V210H139L138 211V213H137V211L136 212H133V209L132 210H130V213H129V210H127V209ZM142 208H144V209H142ZM146 208V209H145ZM161 208H158V209H161ZM17 211H16V210ZM21 211H20V210ZM44 209V210H43ZM65 209H68V211L67 210H65ZM70 209V210H69ZM73 211H72V210ZM117 209H118V211H117ZM123 209V210H122ZM125 209V210H124ZM163 209H161V210H163ZM181 209H183V210H181ZM184 209L186 210H188V214H186L187 213V210L184 212ZM8 210H9V212H8ZM15 210V211H14ZM81 211V210H83V211H81V212H78V211ZM119 210L121 211V212H119ZM144 210H146V211H144ZM168 210V211H167ZM169 210H170V214H169ZM172 210H174V212H172ZM180 211L181 212V214L182 215H178V214H180V212H178V214H176V212L177 211ZM197 210H199V211H201V212H199V213H197L198 211ZM23 211V212H22ZM41 211V212H40ZM71 211L72 212H74V211H77V212H75V213H71ZM85 211H87V212H85ZM90 211V210H89ZM93 211H95L96 213L95 214H97V212H98V215H101V216H97V215H93ZM104 211V212H103ZM114 211H116V213H113ZM124 211V212H123ZM176 211V212H175ZM204 211V212H203ZM60 212V217H61V215H62V217L64 216L62 213H64V212H62V211H59ZM62 212V213H61ZM82 212H83V214H84V216H85V219H88V221H90V223H87L88 221L86 220L85 222L83 221H79V220H76V222L74 223L75 224V227L77 228H75L74 226H71L72 225V223H70V222H74V220H75V218H76V216L78 217V215H76L77 213L78 214H82ZM110 212H112V213H110ZM172 212V213H171ZM190 212V213H189ZM2 213H0V214H2ZM7 213H8V216H7ZM64 213V214H65ZM85 213H87V214H90V215H92L91 217H96V220H97V222L99 223V222H101V225L102 226H100L98 223L97 224H94V222L95 221H93V220H95V218L92 220V219H90L91 217L90 216H86L85 215ZM106 213V214H105ZM120 214V215H118V214ZM129 213V214H128ZM133 213H135V214H133ZM147 213V216L145 215ZM176 214V216H179V217H174L175 216V214ZM186 215H185V214ZM195 215H194V214ZM70 214L72 215V218L70 217ZM74 214H75V216H74ZM123 214H124V216H123ZM127 214V215H126ZM149 214V215H148ZM197 214H199V216L197 215ZM4 215V216H5ZM14 216V220H10L9 222H8V219H9V216ZM105 215V216H104ZM108 215V216H107ZM188 215H190V216H188ZM196 215L198 216V217H196ZM200 215H202V216H200ZM10 216V218L12 219V217ZM43 216V217H42ZM44 216H45V218H44ZM121 218H120V217ZM123 216V217H122ZM135 216H138V218H141V219H135L136 220V222H135V220L134 219H132L131 217H135ZM169 216V217H168ZM170 216H172V217H170ZM184 216V218H182ZM186 216V217H185ZM195 218V219H193V217ZM88 217V218H87ZM115 217H117V218H115ZM130 217V219L128 220V218ZM146 217H148V218H146ZM182 219H181V218ZM188 217H190V218H192V220H190V218H188ZM79 218V217H78ZM78 218H76V219H78ZM104 218V220L105 221H108V222H105L104 220V222H102V219ZM107 220H106V219ZM118 218H120V220L118 219ZM135 218H137V217H135ZM147 219V221H144V219ZM170 220H169V219ZM203 220H206L205 222L208 224V226H209V224H210V227H209V229L206 227V228H199L198 226H197V222H199V221H201L202 219ZM2 219V220H1ZM30 219V220H29ZM45 219H47V220H45ZM64 219H65V216H64ZM72 220V221H70V220ZM117 221H116V220ZM122 219V220H121ZM175 219H177V221L178 222H176V220ZM184 219V220H183ZM38 220H39V222H40V220L41 221H44L45 220V222H48V223H45V222H38ZM51 222H50V221ZM111 220V221H110ZM134 220V221H133ZM186 220V221H185ZM115 221L116 222H118V223H115ZM189 221L192 223V224H190L189 223ZM49 222H50V224H49ZM54 222V221H53ZM78 222H80L79 224H78ZM114 222V223H113ZM122 222V223H121ZM130 222H132L133 224H131ZM142 222V223H141ZM147 222H149V223H147ZM171 224H170V223ZM185 222V223H184ZM7 223H11L12 224V226H11V224H7ZM16 223L17 224H19V225H16ZM69 223V224H68ZM106 223H108L109 225H106ZM134 223H136V224H138V225H135ZM144 223V225L145 226H143L142 224ZM165 223H169V224H165ZM179 223L180 224H182V226H180L179 225ZM42 224V225H41ZM66 224V223H65ZM73 224V225H74ZM87 224H88V226H87ZM106 226H105V225ZM111 224V225H110ZM117 224V225H116ZM122 224H124V225H122ZM131 224V225H130ZM140 224V225H139ZM155 224V225H154ZM157 224V225H156ZM163 224L164 225H166V229H169V230H171V231H168V230H163L164 232H161V230H160V227H159V229H158V226H163ZM178 226H177V225ZM186 224V225H185ZM13 225H14V227L15 228H17L16 230L17 231H14L15 230V228H13ZM16 225V226H15ZM45 225H50V227L48 228L47 226H45ZM80 226V227H78V226ZM103 225H104V227H103ZM114 225H116L115 227H119V228H116L115 229V227H114ZM122 225V226H121ZM126 225V226H125ZM135 226V228H137L138 226H140L142 229H141V231L142 230H144V231H142V233H140V231H139V227H138V229L136 230V229H134V226ZM188 225H190V226H188ZM69 226H71L70 228H68ZM84 226L85 227H87V229H85L84 228ZM91 226H93L92 228H88V227H91ZM97 226H99L100 228H99V230H97L96 228H97ZM130 226V227H129ZM151 226H153L154 228H152ZM167 226L169 227V228H167ZM186 226V227H185ZM191 226H192V228H191ZM7 227H8V230H6L7 229ZM12 227V228H11ZM46 227V228H45ZM52 227H54V228H56V230L54 229V228H52ZM94 227H96V228H94ZM121 227V228H120ZM129 227V228H128ZM145 227V228H144ZM171 227H173V228H171ZM182 227V228H181ZM195 227V228H194ZM199 229H198V228ZM212 227V228H211ZM2 228V229H1ZM42 228L40 229V231L42 230ZM53 229V230H50V229ZM72 228L74 229L75 228V232H74V234L72 233V235L73 236H76V235H78V236H82V239H81V237H79V239H77L76 237H72L71 239H68V238H65L64 237V235L65 234H67V232H71L70 230H68V229H71L72 230ZM78 228H80L79 230H78ZM85 229L86 230V232L83 230V229ZM123 228H125V229H127V230H125L124 231V234H122V232H123ZM179 228H180V230H179ZM189 228V229H188ZM191 228V229H190ZM197 228V229H196ZM14 229V230H13ZM24 229V230H23ZM131 229H134V230H136V231H133V230H131ZM152 229H154V230H152ZM207 230L206 232H203V231H201V230ZM2 230H5V231H2ZM19 230H21L22 232H24V233H20V231ZM84 231L83 233L81 232V231ZM104 230H106V232L104 231ZM110 230V231H109ZM115 230V231H114ZM150 230L152 231V232H158V233H156V236L157 235H159V236H157L158 237V239L160 238V240H158V239H155L154 238V236H155V233H152V232H150ZM159 230H160V232L161 233H165L166 231H168V233L166 232L165 234H166V236H162V234H159ZM174 230V231H173ZM185 230V232H184V234H183V231ZM189 230V231H188ZM190 230H192L191 232L192 233H194V234H192V233H188V234H190V235H187V232H190ZM9 233H8V232ZM14 232V234L15 235H13L11 232ZM52 232V233H48V232ZM74 230H72V232H73ZM81 232L80 234H76V232ZM88 231H90V232H88ZM104 231V232H103ZM118 231H120V233H121V235H118V234H120ZM149 231V232H148ZM173 231V232H172ZM181 231V233H182V235H181V233H179ZM194 231H196V233L194 232ZM199 231V232H198ZM201 231V232H200ZM16 232V233H15ZM59 232V233H58ZM99 232V233H98ZM108 232H109V234H111V236L108 234ZM113 232H118L117 233V235H116V238H117V240H120V241H117L116 239H115V237H113L114 235H115V233H113ZM145 232V233H144ZM8 234V237H6L7 236V234ZM40 233V234H39ZM55 233V234H54ZM63 233V234H62ZM86 233H88L87 235H89V236H87L86 235ZM102 233H104V234H102ZM146 233H147V235L148 236H146ZM171 234V236L170 235H168V234ZM179 233V234H178ZM199 233V235L197 236V234ZM9 234H11V236H9ZM44 234H46V235H44ZM57 234V236H58V238L55 236ZM63 235V236H61V235ZM106 234H108V235H106ZM130 234H131V238L132 239H134V240H132L131 238H129V236H130ZM143 234L145 235V236H143ZM151 234H153V236L151 235ZM165 234H163V235H165ZM173 234V235H172ZM177 234V235H176ZM196 234V235H195ZM40 235L41 236H43L44 235V239H43V237L41 238L40 237ZM49 235H50V237H49ZM60 235V236H59ZM85 235H86V239L87 238H90V239H85L84 241H82L84 238H85ZM123 235H125V236H123ZM149 235H150V238L152 239L153 238V240H151V239H149L148 237H149ZM182 237H181V236ZM195 235V236H194ZM2 236H3V238H2ZM46 236L48 237V238H54V239H50L51 240V242L46 238ZM92 236H94V237H92ZM119 236V237H118ZM121 236H123L122 238H121ZM155 236V237H156ZM167 236H169V238H166ZM173 236H174V240L176 241H173V240H171V239H173ZM21 237H24V238H22V239H24V240H22L21 241ZM56 237V238H55ZM60 237H64L63 239H61ZM109 237H111L110 238V240H109ZM126 237V238H125ZM139 237L143 240L142 242H144V243H139L137 240H135V239H138L139 240ZM164 238L165 240L167 239V246H169V247H167L166 245H165V243H166V241L164 240V239H162V238ZM5 238H6V240H5ZM123 238L124 239H127L126 241H124L123 240ZM129 238V239H128ZM145 238V239H144ZM184 238V239H183ZM18 239V240H17ZM47 239V240H46ZM56 239V240H55ZM60 239H61V241H60ZM105 239V240H104ZM114 239V240H113ZM141 239L139 240V241H141ZM155 239V240H154ZM177 239H179V242H180V244L179 243H177L178 242V240ZM2 240V241H1ZM7 240V241H8ZM79 240L80 241H82V242H79ZM102 240H103V243H102ZM113 240V241H112ZM146 240H149V241H146ZM157 240V241H156ZM13 241V242H14ZM105 241V242H104ZM129 241H131V242H129ZM134 241L136 242V247L137 248H135L134 246H135V243H134ZM153 241H155V244L153 243ZM159 241V242H158ZM165 243H164V242ZM172 242V244H171V242ZM4 242V243H3ZM21 242H24V243H26L25 245H24V243H22V245H21ZM63 242V243H62ZM65 242H68V243H70V244H66ZM88 242H89V245H91L90 247H91V251H89L88 252V250H89V245H88ZM110 242H113L112 244H110ZM164 243V244H161V243ZM182 242V243H181ZM58 243V244H57ZM93 243V244H92ZM97 244H100V243H102V244H100L101 246H99V245H97V247H96V245ZM105 243H108L110 246H108V244L106 245V248L104 249V246H103V244H105ZM126 243H129V245H125ZM130 243H133L132 245H130ZM142 245L143 244V246H141V248H140V245ZM150 243H153L154 245H155V247H157V249L159 250H156V251H158V252H154V250H155V248H153L154 246L153 245H150ZM160 244V245H164V246H162L163 248L164 247H167V248H169L168 250L166 249L165 251H162V250H164L163 248H161V249H159V245H157L156 246V244ZM170 243V244H169ZM175 243V244H174ZM81 244V246H79ZM169 244V245H168ZM18 245H19V243H18ZM28 245H29V247H28ZM59 247H58V246ZM61 245H63V246H67L66 248H64V247H61ZM77 245V247L78 248H76L75 249V246ZM86 245H87V247H86ZM138 245V246H137ZM145 245V246H144ZM147 245V246H146ZM148 245H150V246H148ZM172 245V246H171ZM176 245H179L180 247H176ZM31 246V247H30ZM68 246H73V247H68ZM102 249V251L101 250H99L100 248ZM112 246V247H111ZM122 246H124V247H122ZM129 248V249H126L127 247ZM133 246V247H132ZM170 246L171 247H173V248H170ZM178 248L179 250H180V248H181V250L179 251V250H177V251H179V252H177L176 251V248ZM183 246V247H182ZM200 246H202V248L200 247ZM54 248L55 250H53V249H51V248ZM58 247V248H57ZM89 247V248H88ZM108 247V248H107ZM113 248V249H111V248ZM114 247H115V249H114ZM126 247V248H125ZM143 247V248H142ZM144 247H146V248H148L147 249V251H146V249L144 248ZM185 247V248H184ZM3 248V249H2ZM17 248V249H16ZM63 248V249H62ZM85 248V249H84ZM97 248H99V249H97ZM109 248L111 249V251H113V253H110L111 251H109ZM125 248V249H124ZM4 249H6V250H4ZM46 249H49L50 250V252H52V253H47L49 250H46ZM65 249H67L69 252H67V250H65ZM74 249V250H73ZM78 249H79V251H78ZM108 249V250H107ZM120 249H121V251L123 252H121L120 251ZM134 251H133V250ZM140 249V250H139ZM154 249V250H153ZM184 249V250H183ZM202 249V250H201ZM20 252H19V251ZM39 250H42L41 251V253H40V251ZM51 250H53V251H51ZM62 250H64V251H62ZM73 250V251H72ZM82 250V251H81ZM116 250L121 254L120 255V257H118V252L116 253ZM124 250H130V251H124ZM151 251L150 253H147L148 251ZM153 250V251H152ZM160 250L162 251V252H160ZM185 250H187L188 251V253H187V251H185ZM199 250V251H198ZM6 251H7V253H6ZM17 251H18V253H17ZM97 251H101L100 252V254H99V252H97ZM109 251V252H108ZM132 251H133V253H132ZM167 251H169V252H167ZM184 251L187 253H185L184 254ZM45 252V255H43L42 253H44ZM59 252V253H58ZM63 252H67L66 253V255H69L68 257L64 254V256H66V257H62L63 256ZM81 252V253H80ZM92 252H94V253H92ZM95 252H97V253H95ZM139 253V254H136V253ZM145 252H146V254H145ZM203 253V254H201V256H200V254L199 253ZM4 253V254H3ZM53 253H55V255L53 254ZM90 253V255H88ZM107 253V254H106ZM126 253V254H125ZM131 255H134V253L136 254V255H138V256H136V255H134L133 257H134V260L132 259V256H130V254ZM154 253H155V255H154ZM158 253H161L160 255H157ZM166 253H168V255L166 254ZM179 253H180V255H179ZM7 254V255H6ZM41 254H42V256H41ZM48 254H50V255H48ZM98 254L99 255H103V254H105V255H103L102 257L103 258H101V256H98ZM109 254V255H108ZM112 254V255H111ZM151 254H153V255H150ZM164 254V255H163ZM204 254H206V255H204ZM7 256V260H5L4 258ZM52 255V256H51ZM86 255H88L87 257H86ZM95 255H97V256H95ZM108 255V256H107ZM127 255H129V256H127ZM161 255H162V257H165V256H167L166 258H163L162 259V257H161ZM179 255V256H178ZM183 255H185V257H186V259H185V257L183 256ZM187 255H189V256H187ZM191 255V256H190ZM193 255V256H192ZM198 255H199V258L197 259V257H198ZM203 255V256H202ZM4 256V257H3ZM44 256H46L47 258H45ZM48 256H49V261H46V260H48ZM92 256H94V257H92ZM106 256V258L107 257H109L110 259H111V257L113 258V260H110L109 258L108 259H106V258H104ZM111 256V257H110ZM136 256V257H135ZM141 256V257H140ZM144 256H148L147 258L146 257H144ZM158 256V257H157ZM182 256V259H179V257H181ZM205 256V258L207 257V258H211L210 259V262L208 263V262H206L204 259H203V257ZM20 257V258H19ZM41 257H44L45 259H40ZM54 257V258H53ZM61 257V258H60ZM89 257H91V258H89ZM115 257V258H114ZM127 257H130L131 258V260H129L130 258H127ZM150 257H153V258H155V259H152V258H150ZM156 257H157V259H156ZM184 257V258H183ZM189 257H191L190 259H189ZM19 258V259H18ZM28 258V259H27ZM59 258L62 260V261H60L59 260ZM63 258V259H62ZM66 258H68V259H66ZM94 258H96V259H94ZM97 258H101V260H99V261H97L98 259ZM117 258V259H116ZM143 258L145 259V260H143ZM148 258H150V259H148ZM206 258V259H207ZM2 259V260H1ZM88 259H90V260H88ZM102 259H106L104 262H103V260ZM121 259V260H120ZM128 259V260H127ZM147 259V260H146ZM179 259V260H178ZM192 259H194V260H192ZM30 260V261H29ZM45 260V261H44ZM56 260V261H55ZM162 260H164V261H162ZM189 260H192V261H189ZM198 260H199V262L200 263H197L198 262ZM202 260V261H201ZM203 260H204V262H203ZM10 261V262H9ZM40 261V262H39ZM41 261H44V262H41ZM52 261V262H51ZM53 261H55V262H53ZM97 261V262H96ZM110 261V262H109ZM124 262V263H122V262ZM132 261H134V262H132ZM166 261L168 262V263H166ZM211 261H212V263H211ZM86 262H83V264H85ZM87 262V264H89ZM94 262H92V260L90 261V263H93L94 264ZM99 262V263H98ZM132 262V263H131ZM151 262H149L150 264H152ZM158 262V261H157ZM156 262V263H157ZM171 262V263H170ZM196 262V263H195ZM215 262V263H214ZM159 264H160V262H158ZM157 263V264H158ZM181 263V264H182ZM0 264H3L2 262L0 263ZM12 264H15V262L13 261L12 262ZM22 264H24V263H22ZM69 264V263H68ZM155 264V263H154Z\"/></svg>",
  "mask_w": 264,
  "mask_h": 264
},
{
  "label": "bare ground",
  "instance_id": "6f19581e",
  "mask_svg": "<svg viewBox=\"0 0 264 264\" xmlns=\"http://www.w3.org/2000/svg\"><path fill=\"white\" fill-rule=\"evenodd\" d=\"M11 1H12V0H0V14L5 13V12L9 9V7H11V5L14 3V1H12V2H11ZM24 1H25V0H24ZM90 1H91V5H89V7H88V3L86 4V0H60V1H58V3H55L53 0H26V2H22V3H21V0H18V1L15 0V3H16L15 5H19V4H20V6H19V7H20V12H23V11L25 12L26 10L29 11V12H28V13H29L28 16L25 17L26 15L23 14V17H25V18H22V17H14V15H13L12 13H10V15L7 14L8 16L6 15V17H3V21H2V24H1V27H0V36H1L0 39H1L2 41H4L5 45H8L9 43H10V44L13 43V44H14L13 46H14L15 49H16V47L21 46V41H20L19 37L17 36V34L20 35V32H21V31L23 32V29L26 28V25L28 24L27 21H30L29 24L31 23L29 27H32V28H33V26H34V27H36L37 29H39L38 36L36 35L35 38L39 39L41 46L39 47V45H38L39 43H37L36 41H33V42H32V38H31V37H34V36H33V34H32L31 31H32L34 28H33V29L28 28V35H29L28 40H29V41H27V42H28V45H27V46H29V44H30V42H31V44H32L31 49H30V48L28 49V47L26 48V47L24 46L26 49H28V51H30V50L33 51V58H32V59H34V61H35V58L37 57V55H36V51H37L36 48L38 47V50L40 49V50H39V51H40V52H39L40 55H39V59H38L39 61H38V63H40V62H41V63H40L39 66H41L42 63H44V64H46V65L49 64V62H48L47 60H45V62H43V59H45V58L48 59V58H47V54H45V50H46V52L48 53V51H47L48 48H49V49H51V48H53V49L55 48V49H56V48L59 46L58 51H59V53H60V52H61V53H60V57H59V59L57 58L59 61H58V60H57L58 62L56 61V63H58V64H57V67H58V68H56L55 64L52 65V66H53L52 69H54V66H55V68H56L57 70L59 69V70H58L59 73H58V72H55V74H56V73L58 74L57 78H56V75H57V74L54 75L55 78H56V81H52V82H54V86H57V85H59V84H62V83H63L62 80H63L64 77H65V81H67V84H68V81L71 80L70 78H72V77H70V74H69V76H67V77H70V78L66 79V75L63 73V70L65 69L64 67H67V66L70 67V65H71V64L68 63L69 65L65 66V65H66V64H65V60L68 61V60L66 59V55H67V58L69 59V56H70L71 54H72V56H73V55H74V54H73L74 52H76V54H77L78 52L80 53V51H79V49H80V47H81L80 45L84 43L82 46H85L86 41H89V40H90L89 38H92V36L95 38V39H92V40H98V41H100V44H98V45H102V44H101V41H103V39H105V41H106L105 45H107V46H106L103 50L97 48L96 46H95V47H91V46L89 45V47H91V48H90V53H88V52L86 51V52H87L86 54L80 55L81 57H83V56H85V55H87V54H90L91 57H92L91 59H92L93 61L91 60V62H89V63H91V64H90V65H92L91 67H93L94 69L96 68V69H95L96 72L98 71V73H95V74L97 75V76H96L94 73H92L93 71H92V72L90 71V68H89V71L91 72V74L94 75V78H95V79H97V81L95 80V82H97V83L95 84L96 87H95V86H94V87H95L96 89L98 88L99 92H97V93H99V95H98V94H95L96 92H95V93L92 92L93 94H95L96 98H90V99H87V100H85L86 98H83V99L85 100V102H86V105H85V106L83 105V106L86 108V109L84 110V113H87L86 111H88L89 109H93V110H94V109H98L99 105L104 104V103H107V101L109 100V96L111 97V94H112V93H111V94L109 95V94L107 93V91L110 92V89L115 91V88L112 89V88L108 87V86H111V84L108 85V86L106 85V79H109V78H105L104 65L106 66V62H111L110 60H112L114 57H116L117 59L114 58L115 60L113 59L112 61H117V60H118V61H117V62H118L117 65H119V64H120V63H119V59L121 58L120 60H123V59H122V55H123L125 52L127 53L126 50H128L127 48H129V47H127V46L125 45L126 48H125V46H124V48H125V49H124V48L122 47V45H119V44L117 43L116 39H119V38L122 37V36H124V37H125V36L129 37V36L131 35V33H132V30H133L134 28H138L137 26H138V24H139V22H138V21H139V17H137L138 19L136 18L138 21H137L136 23H133L134 21H133V22H130V20H131V19L136 20V19H135V17H131L130 15H133V14H135V13L137 14V16H138V14H139V15H142V14L144 15V18H145L147 21H143V19H141V20H140L141 23H142V22H147V23L149 22V23L146 25L145 29L142 28V27H144V25H141V29H143L142 31H143V32H144V31H147V32H148V35H147V32H146V35H147L146 38H145V35L142 37V38H144V44H145V42H148V43H150L151 46H152V45H156V46H157V45H160V48L163 49V50H164L165 48H162L161 46H162L163 44H164V46H165L166 43H164V42H166V41H164V40H166V39H167V42L172 40L171 43L169 42V43L171 44V46L168 44L170 47H172V46H176V45L172 43V42L174 41V38L171 39V40H168L169 38L173 37L174 34L171 36L172 32L170 31L171 33H168V32L166 31V26H165V24H164L163 22H161L162 20H161L160 18L163 17V16L161 17V15H163L165 12L163 13V10H162V13H163V14H162V13H161V10H158L159 8L161 9V7L155 9V7H156V6H154L155 4H156V5H157V4H160V5L163 6L164 9L166 8V9L169 11L167 14H170V17H171L169 21H171V22L173 21V23L177 24V25L173 24V27H174L175 29H177V30H178L177 32H180V34H181L182 36L178 33V34L181 36V39H177V38H176V39H177V40H181V41L185 44V46H184L183 43H182L183 47L181 48V47H180L181 43L178 42V41H175V42H176V43H180V44H179V47H180L181 49L184 48V49H188L189 52L191 51V50H190V48H191V46H190L191 43H190V45H188V42H189L188 39H190V38H188V36H189L191 33L188 35L187 32H186L187 30L189 31V29L191 28V26L188 25L190 28L188 29V27H187V30H186L185 27L183 26V25H184V22H188V20L190 19V18L188 17V15H187V17H186L188 20L185 19V15H186V14H189V13H190L191 15H193V17H197V20L200 22V23L198 24L199 31H201V32L203 31V32H204V33L202 32L204 35H201V37H202V36H205V33H206V35H207V33L211 32L210 30H209V32H206V31H207L210 27H211V30H212V27H213V26L211 25V24L213 23V22H212L213 20H212L211 22H210V20H209V22L211 23V24H210L211 26L205 28L204 24H206V26H207V25L209 24V23L207 24V21H208V19H210V18H206V17H208V16L206 15V16H205V22H206V23H205V22L201 21V19H200V15H201V14H200L199 12H200L201 10H200L199 12L196 11L198 8H199V9H202V8H203V7L200 6V4H199V1H200V0H199V1H198V0H185V1H187V3L189 4V5H187V6H189V9H186V10H185V8L183 7L185 11H184V10H181V8H179L180 6H183V4H181V5L176 4V0H143V2H145L146 4H148V5H146L147 7H146L145 9H141V8H140V7H143V6H140V7L138 8V7H137L138 4H136V5H137V6H136L137 8H135V7H134V6H135V4H134V0H93V1H92V0H89V3H90ZM181 1H182V0H181ZM183 1H184V0H183ZM208 1H211V0H207V2H208ZM222 1L224 2V0H222ZM235 1H236V0H235ZM241 1H242V0H241ZM243 1H244V0H243ZM258 1H262V2H264V0H245L246 3L243 2V3H244V5H243L244 8H242L243 6L240 7V8H242L243 10L249 11V12L244 13L245 15L248 14L247 16H252L253 18H254V17H255V18H258V14L260 13V12H259V9L256 8V7H258V6H256V4H257L256 2H258ZM64 2H65V3H64ZM92 2H93V3H92ZM154 2H155V3H154ZM207 2H205V3H207ZM212 2H213V0L211 1V4H210V5L208 4V5L211 6V5H212ZM218 2H221V0H219ZM229 2H230V1H229ZM233 2H234V0H233ZM233 2H231V3H233ZM104 3H105L106 5H103ZM178 3H180V2H178ZM202 3H204V1H203ZM202 3H201V4H202ZM205 3L202 4V5H205ZM208 3H210V2H208ZM214 3H215V1H214ZM214 3H213V5H214ZM234 3H235V2H234ZM234 3H233V4H234ZM239 3H242V2H239ZM258 3H259V2H258ZM63 4H64V5H63ZM142 4H143V3H142ZM15 5L13 4L14 7H15ZM184 5H185V3H184ZM216 5H217V4H215V6H213V7L211 6V8H214V7L217 8V7L220 6L221 4H220V5L218 4V6H216ZM225 5H226V4H224V7H225ZM230 5H231V4H229V6H230ZM237 5H238V4H237ZM240 5H242V4H240ZM178 6H179V7H178ZM222 6H223V5H222ZM226 6H227V5H226ZM61 7H62V8H61ZM185 7H186V6H185ZM200 7H201V8H200ZM76 8H77V11H79V14H78L79 16H78V20H77V27H78V32H79V34H77V36L80 35V39H79V41H77V42H78V45L76 46V51H74L73 49H75V48H74L75 45L73 44V42H71V43L68 44V45L73 44V46L71 45L72 47H71V46H68V45L66 44L68 38H67V40H66V38L64 39V36H67V35H64V34H65L64 32H65V29H69L70 27L72 28V27L74 26V25H73V24H74L73 17H74V13H75L74 10H75ZM87 8H89V9H87ZM163 8H162V9H163ZM183 8H182V9H183ZM205 8H206V7H205ZM220 8L222 9L223 7H220ZM220 8H219V9H220ZM260 8H261V7H260ZM17 9H18V7L16 6V7L14 8L15 12L17 11ZM85 9H86V10H89V11H90V10H91V11H92V10H93V11H96L97 14H101V13H103V14H101V15H104V16H100L101 18H99V19H98V22H96V24H94V25H95V28L93 29V31H92V30L89 28V26H88V22H87L88 19H87V17H86ZM219 9H218V10H219ZM226 9H227V8H226ZM226 9H225V10L223 9L224 12H226ZM228 9H229V8H228ZM242 9H241V11H242ZM14 10L12 9V12H14ZM104 10H105V11H104ZM204 10H205V9H204ZM207 10H208V9H207ZM214 10H215V9H214ZM218 10H216L215 13H217V12L220 11V10H219V11H218ZM250 10L253 11L252 14H249V13H251ZM18 11H19V10H18ZM77 11H76V12H77ZM89 11H88V12H89ZM103 11H104V12H103ZM208 11H211V10H208ZM208 11H207V12H208ZM212 11H213V10H212ZM212 11H211V12H212ZM231 11H232V9H231ZM233 11H234V10H233ZM241 11H240V13H241ZM10 12H11V11H10ZM24 12H23V13H24ZM35 12H36L37 14H33V13H35ZM204 12H205V11H204ZM204 12H203V13H204ZM238 12H239V11L237 10L236 13H238ZM7 13H8V12H7ZM26 13H27V12H26ZM54 13H55V14H54ZM203 13H202V14H203ZM222 13H223V12H222ZM233 13H235V12H232V14H233ZM14 14H15V13H14ZM16 14H17V16L19 15V13H17V12H16ZM87 14H88V13H87ZM160 14H161V15H160ZM212 14H213V13H212ZM212 14H211V16H214V18H216L215 16H216L218 13H217L216 15H215V14L212 15ZM229 14H230V15H229ZM229 14H228L229 17H233L234 19L237 20L236 16H235V17H234L233 15L231 16V13H230V12H229ZM34 15H36V16H34ZM88 15H89V14H88ZM88 15H87V16H88ZM158 15L160 16V18L157 17ZM164 15L166 16V14H164ZM237 15H238V14H237ZM20 16H21V15H20ZM95 16H96V15H95ZM134 16H136V15H134ZM218 16H219V15H218ZM218 16H217V17H218ZM221 16L223 17V16H225V15L222 14ZM228 16H226L227 18L225 17V19H227L226 21H228V18H229ZM155 17H157V23H158V21H159V22H161V24L163 23L164 25H163V24L160 25V23H159V25L156 24L157 26H155V25H154V22H152V20L155 19ZM193 17H192V18H193ZM209 17H210V16H209ZM222 17H221V18H222ZM245 17H246V16H245ZM88 18H89V17H88ZM91 18H92V17H91ZM91 18H90L91 23H93V21H97V19L92 21ZM93 18H94V14H93ZM164 18H167V16L164 17ZM192 18H191V20H194V19H192ZM198 18H199V19H198ZM211 18H212V17H211ZM221 18H216V21H217V19H220L219 21H221V20L224 19V18H223V19H221ZM246 18H248V17H246ZM94 19H95V18H94ZM145 19H144V20H145ZM162 19H163V18H162ZM167 19H169V18H167ZM203 19H204V18H203ZM212 19H213V18H212ZM231 19H232V18H231ZM234 19H233L232 21H235ZM240 19H241V18H240ZM243 19H245L244 16H243ZM160 20H161V21H160ZM185 20H186V21H185ZM195 20H196V19H195ZM238 20H239V17H238ZM253 20H254V19H253ZM131 21H132V20H131ZM163 21H164V20H163ZM166 21H168V20H166ZM198 21H196V22L198 23ZM216 21H215V22H216ZM223 21H224V20H223ZM239 21H240V20H239ZM239 21H237V22H239ZM242 21H243V20H242ZM242 21H241V22H242ZM244 21H247V19L244 20ZM66 22H67V23H66ZM229 22H231V21H229ZM237 22H236V24H237ZM241 22H240V23H241ZM65 23H66V26L64 27ZM189 23H192V22H189ZM189 23H188V24H189ZM225 23H226V22H225ZM231 23L233 24V22H231ZM234 23H235V22H234ZM240 23H239V25H240ZM242 23H243V25H244V22H242ZM136 24H137V26H136ZM142 24H143V23H142ZM145 24H146V23H145ZM186 24H187V23H186ZM195 24H196V23H195ZM221 24H222V22H221ZM232 24H231V25H228V26H231V27L234 26L233 28L236 27V28H238V30L241 29V28H239L241 25H240L239 27H237V25L235 26V24H234V25L232 26ZM247 24H248V23H247ZM31 25H33V26H31ZM139 25H140V24H139ZM166 25H168V23H167ZM193 25H194V24H192V26H193ZM245 25H246V24H245ZM252 25H253V24H252ZM254 25H255L256 30H258V31L260 30V31H259L260 33H261V29H262V32H264V31H263V30H264V16H263L262 19H260V21H257ZM186 26H187V25H186ZM196 26H197V24H196ZM219 26H220V25H219ZM224 26H226V25H224ZM224 26H223V27H224ZM246 26H247V25H246ZM250 26H251V23H250V25L247 27V28H250V29H249V30H250L249 32L254 33L255 30H254V31L251 30V27H253V26H251V27H250ZM169 27H172V26L169 25ZM194 27H195V26H194ZM217 27H218V26H217ZM223 27H218V28H217V29H218V30H217V33H218V31H219V28H221V30H222V29H224ZM243 27H245V26H243ZM71 28H70V29H71ZM174 28H173V30H174ZM195 28H197V27H195ZM213 28H214V27H213ZM228 28H229V27H228ZM228 28L226 27L227 30L225 29V31H228V30H229ZM73 29H74V28H73ZM139 29H140V28H139ZM141 29H140V31H141ZM167 29H168V28H167ZM193 29H194V28H193ZM214 29H215V28H214ZM244 29H245V28H243V31H244ZM26 30H27V29H25L24 31H26ZM71 30H72V29H71ZM137 30H138V29H137ZM168 30H169V29H168ZM171 30H172V29H171ZM194 30H197V29H194ZM215 30H216V29H215ZM221 30H220V31H221ZM232 30H233V29H230V31H232ZM234 30H235V29H234ZM34 31H35V29L33 30V32H34ZM133 31H134V30H133ZM165 31H166V32H165ZM190 31L193 32V30H190ZM212 31H214V30H212ZM220 31H219V32H220ZM222 31H223V30H222ZM230 31L228 32L229 35H230L231 33H234L236 30H235L234 32H231V33H230ZM26 32H27V31H26ZM67 32H68V31H67ZM73 32H75V31L73 30ZM135 32H137V31L135 30ZM239 32H240V31H239ZM245 32H246V31H245ZM34 33H35V32H34ZM70 33H71V32H70ZM141 33H142V32H141ZM144 33H145V32H144ZM144 33H143V34H144ZM163 33H165V34H163ZM166 33H168L169 35L166 34ZM173 33H174V32H173ZM223 33H225V32H223ZM236 33H238V32H236ZM236 33H234V34L236 35ZM243 33H244V32H243ZM243 33H242V34H243ZM22 34H23V33H22ZM66 34H67V33H66ZM132 34H133V37H132V38H136V35L139 36V34L134 35V32H133ZM162 34H163V35H162ZM192 34L195 35V33H192ZM192 34H191V36H192ZM210 34H211V33H209L208 36H210ZM220 34H221V33H219V35H220ZM225 34H226V33H225ZM228 34L226 35V37H229ZM244 34H245V33H244ZM261 34H262V33H261ZM34 35H35V34H34ZM128 35H129V36H128ZM164 35H168V37H167V36L164 37ZM175 35H176V34H175ZM187 35H188V36H187ZM197 35H199V34L197 33L196 36H197ZM249 35L251 36V34H249ZM254 35H255V34H254ZM256 35L258 36V35H260V34H258V32H257ZM134 36H135V37H134ZM141 36H142V35H141ZM160 36H161V37H164V39L161 38ZM212 36H213V35H212ZM212 36H211V37H212ZM215 36H217V35H215ZM220 36H221V35H220ZM233 36H234V35L231 34V37H232V38L229 37L228 40L231 39V40L233 41V44H235V43L238 44L239 41L236 40L237 37L234 36V38H235L234 40L237 41V42H235V41L233 40ZM243 36H245V35H243ZM257 36H252V37L255 39ZM22 37H23V36H22ZM71 37H72V36H71ZM74 37H75V36H74ZM159 37H160L161 40L164 41V42L162 43V41L159 40V41H161V44H160L159 41H157V39H158ZM166 37H167V38H166ZM222 37H223V36H222ZM222 37H221V38H222ZM226 37L224 36V37H223V40H222V39H221V40H222L223 42H224V41H227V40H224V38H226ZM252 37H251V38H252ZM260 37H262V36H260ZM260 37L258 38V40L260 39ZM263 37H264V35H263ZM30 38H31V39H30ZM35 38H34V39H35ZM165 38H166V39H165ZM179 38H180V37H179ZM198 38H200V37H198ZM203 38H205V37H203ZM203 38H201V39H203ZM207 38H208V37H207ZM207 38H206V40H207ZM214 38H215V37H213L212 40H213V41H216L217 39L215 40ZM218 38H220V37L218 36ZM246 38H247V37H246ZM37 39H36V40H37ZM137 39H138V38H137ZM137 39H132V40H133V41H132L133 43H131V44H134V45H135L136 42H139V41H137ZM242 39H245V38H242ZM247 39H250L249 36H248ZM1 40H0V41H1ZM73 40H74V39H73ZM114 40L116 41V42H114V43H116V45L113 46V45H112V42H113ZM126 40H127V38H126ZM135 40H136V41H135ZM139 40H141V39L139 38ZM192 40H193V41H192ZM197 40L200 42V39H197ZM212 40H211V41H212ZM219 40H220V39H218V41H219ZM250 40H251V39H250ZM256 40H257V39H255V41H256ZM261 40H262V38H261ZM2 41H1V42H2ZM70 41H71V40H70ZM98 41H97L96 43H98ZM128 41H131V40L128 39ZM134 41H135V42H134ZM191 41L194 42V43H196V44H198L197 42L194 41V37L191 39ZM232 41H230V43H232ZM242 41H246V40H242ZM253 41H254V40H253ZM1 42H0V43H1ZM120 42H121V40H120ZM122 42H124V41H122ZM202 42H205V43H206V41H204V40H202ZM202 42H200V44H202ZM234 42H235V43H234ZM257 42H260V41H257ZM2 43H3V42H2ZM94 43H95V42H94ZM96 43H95V44H96ZM107 43H108V44H107ZM140 43H141V41H140ZM142 43H143V42H142ZM205 43H203V44H205ZM207 43L209 44L208 41H207ZM211 43H212V42H211ZM217 43H218V42H216L215 44H217ZM226 43H228V42H226ZM226 43H225V44H222V42H221L222 45H227V46L230 45V44H226ZM241 43H242V42H241ZM254 43H255V42H254ZM59 44H60V45H59ZM76 44H77V43H76ZM90 44H91V43H90ZM122 44L124 45V44H126V42H125V43H122ZM127 44H129V42H127ZM131 44H130V45H131ZM137 44H138V43H137ZM172 44H173V45H172ZM196 44H195L194 46H198V45H196ZM221 44H220V45H221ZM242 44H244V45L246 46L245 43H242ZM3 45H4V44H3ZM3 45H2V46H3ZM11 45H12V44H11ZM166 45H167V44H166ZM177 45H178V44H177ZM212 45H213V44H212ZM212 45H207V46H211L210 49L213 50L214 47H213ZM220 45H219V44L217 45V49H218V46H220ZM244 45H242V46H244ZM136 46H138V48H139L140 45H136ZM141 46H142V45H141ZM144 46L147 47V44H145ZM144 46H143V47H144ZM148 46H149V45H148ZM151 46H150V47H151ZM187 46H189V48H188ZM192 46H193V44H192ZM201 46H202V45H201ZM201 46L199 45L200 48H201ZM234 46H235V45H234ZM237 46H238V48H239V46H241V45L239 44V45H237ZM237 46H235V48H236ZM99 47H100V46H99ZM131 47H132V45H131ZM133 47H134V46H133ZM133 47H132V49L134 50L135 47H134V48H133ZM143 47H141V48H143ZM158 47H159V46H158ZM176 47H177V46H176ZM199 47H198V48H199ZM220 47H221V46H220ZM229 47H230V46H229ZM229 47H227V48L230 49ZM12 48H13V47H12ZM12 48H10V49H12ZM70 48H72V50H73L74 52H72V50L70 51ZM81 48H82V49L85 48V50L88 49L87 47H81ZM86 48H87V49H86ZM152 48L154 49V46H153ZM167 48H168V47H167ZM173 48H174V47H173ZM177 48H178V47H177ZM195 48H196V47H195ZM198 48H196V51H197ZM200 48H199V51H200L199 53L201 54V53L205 50V48L202 50V52H201ZM202 48H203V47H202ZM202 48H201V49H202ZM206 48H207V47H206ZM221 48L223 49V47H221ZM224 48H225V47H224ZM227 48H226V50H227ZM34 49H35L36 51H34ZM53 49H51V50H53ZM139 49H140V48H139ZM139 49H138V52H139ZM144 49H145V48H144ZM150 49H151V48H150ZM161 49H160L161 52H159V53L164 52V51H162ZM12 50H13V49H12ZM85 50H84V51H85ZM133 50H132V52H133ZM141 50H142V49H141ZM145 50H148V49H145ZM171 50H172V49H171ZM171 50H168L169 52H166V53H164V54H167V56H168L170 52H174V51H171ZM173 50H176V51H177V49H175V48H174ZM194 50H195V49H194ZM14 51H15V50H14ZM24 51H25V50H24ZM24 51H23V52H24ZM32 51H31V52H32ZM49 51H50V50H49ZM81 51H83V50H81ZM123 51H125V52L122 54ZM130 51H131V49L128 51V55H129V57H128V55H127V60H128L129 58H131V57H130V54H131ZM143 51H144V50H143ZM151 51H152V50H151ZM151 51H150V52H151ZM158 51H159V50H158ZM158 51L155 50V54H156V52H158ZM165 51H166V49H165ZM182 51H183V50H181V52H182ZM188 51H187V50H184V51H183L184 54H185V56L187 55V56H186L187 58H189V57H188V55H189V52H188ZM222 51H223V50H222ZM224 51H225V49H224ZM229 51H230V50H229ZM229 51H227V52H229ZM2 52H3V51H2ZM7 52H8V50H7ZM18 52H19V54H20V51H18ZM18 52H17V53H18ZM70 52H72V53L70 54ZM129 52H130V54H129ZM135 52H136V51H135ZM152 52H154V51H152ZM183 52H182V53H183ZM210 52H211V51H210ZM216 52H217V51H216ZM4 53H5V51H4ZM10 53H12V52L10 51ZM13 53H14V52H13ZM15 53H16V51H15ZM15 53H14V55H15ZM39 53H37V54H39ZM68 53H69V54H68ZM79 53H78V54H79ZM83 53H85V52H83ZM136 53H137V52H136ZM136 53H135V55H136ZM140 53H143V52H140ZM140 53H138L137 55H139ZM147 53L149 54V52H147ZM159 53H158V55H159ZM223 53H224V52H223ZM80 54H82V53H80ZM148 54H142L141 56L139 55V58H136V57H138V56H135V59H139L138 62H139V63H142V64H147V65H148V64L151 63V64H150L151 67H149V68H153L154 66H152V65H154V64H152V63H155V59H156L155 57H156V55L153 56L154 54L152 53L153 55L150 56V55H148ZM150 54H151V53H150ZM173 54H175V53H173ZM178 54H179V55L181 54L179 49H178ZM178 54H177V52H176V55H175V56H177ZM192 54H193V55H192ZM192 54H191V56H194V51H193ZM197 54H198V51H197ZM197 54L195 53V55H197ZM203 54H204V52H203ZM203 54H202V55H203ZM14 55H13V56H14ZM45 55H46V57H44ZM68 55H69V56H68ZM90 55H88L89 58H90ZM179 55H178V57L180 58ZM182 55H183V54H182ZM182 55H181V59H180V60H181V63L184 62V61H182V58H184V55H183V57H182ZM225 55H226V54H225ZM10 56H11V55H10ZM16 56H17V55H16ZM78 56H79V55H78ZM113 56H114V57H113ZM131 56H134V52H133V55H131ZM161 56H163V55H161ZM167 56H165V57H167ZM170 56H171V54H170ZM175 56L173 57L174 59H173V58H171V59H166V58H165V60H175V59H176L175 62H177L178 58H175ZM191 56H190V58H191V60H192L193 58H192ZM197 56H198V55H197ZM197 56H195V57L197 58V61L200 60V62L202 63V65H203V62H204L205 64L209 65L211 69H212V68L216 69L215 72H217V71L220 69L219 67H218L219 69H218V68H215V67H212L213 64L207 59V57L205 58V57L203 56L204 58H203V60H202V59H200V58H202V57H200V56L197 57ZM230 56H231V55H230ZM50 57H51V55H50ZM74 57H76V56H74ZM186 57H185V58H186ZM211 57L213 58V56H211ZM211 57H210V60H212ZM228 57H229V56H228ZM257 57L259 58V56H257ZM261 57H263V56H261ZM71 58H72V59H77V58H73V57H71ZM79 58H80V57H78V60H79ZM89 58L87 57L86 60L89 59ZM158 58H160L159 60H161V63L164 61L161 57H158ZM158 58H157V60H158ZM187 58H186V60H187ZM198 58H199V59H198ZM235 58H236V57H235ZM258 58H257V59H258ZM5 59H6V58H4L3 60L5 61ZM13 59H14V57L12 58V61H14ZM135 59H134V60H135ZM230 59H231V60H234V58H233L232 56H231ZM261 59H264V58H261ZM261 59H258V61L261 60ZM82 60H84V59L79 60V62L82 61ZM129 60H130V59H129ZM134 60L132 61L133 63L135 62ZM157 60H156V61H157ZM159 60H158V61H159ZM188 60H189V59H188ZM188 60H187V61H188ZM191 60H189V63H190ZM193 60H194V59H193ZM213 60H214V59H213ZM213 60H212V61H213ZM16 61H17V60H16ZM26 61H27V60H26ZM51 61H52V60H51ZM73 61H74V60H73ZM73 61H72V63H73ZM130 61H131V60H130ZM158 61H157V62H158ZM247 61H248V60H247ZM262 61L264 62V60H262ZM10 62H11V61H10ZM46 62H47V63H46ZM53 62H54V61H53ZM79 62H78V63H79ZM132 62H131V63H132ZM171 62H172V61H171ZM200 62L198 61V63H200ZM7 63H8V62H7ZM13 63H15V62H13ZM25 63L28 64V63H30V61H29L28 63H27V62H25ZM76 63H77V62H76ZM80 63H81V62H80ZM111 63L114 64V62H111ZM124 63H125V61H124ZM124 63H122L121 65H123ZM139 63H137V64L134 63V65H137V66H135V67H136L135 70L140 72L139 69H141V67H140V68H138V67H139L141 64L138 66ZM163 63L166 64L167 62L165 63V61H164ZM168 63H170V62H168ZM173 63H174V62H173ZM178 63H180V61H179ZM178 63H176V66H179ZM181 63H180V64H181ZM184 63H185V62H184ZM191 63H193V62H191ZM198 63H197V64H198ZM213 63H216V62L213 61ZM228 63H230V62H228ZM231 63H233V61H232ZM11 64H12V62H11ZM18 64H20V62H19ZM73 64L75 65V63H73ZM113 64H111V65H112V66H115V65H113ZM158 64H159V62H158ZM171 64H172V63H171ZM185 64H186V65H185ZM185 64H183V65H185L184 67H182L183 65L181 64L182 66H180V68L182 67V68L186 69V67H187V62H186ZM194 64H195V63H194ZM194 64H193V65H194ZM197 64H196V65H197ZM6 65H8V64H6ZM24 65H25V64H24ZM28 65H29V64H28ZM46 65H45V66H46ZM108 65H110V64H108ZM111 65H110V66H111ZM121 65H119V66H121ZM128 65H132V64L127 63V65L125 64L124 66H121V69H122L123 67H125V66L128 68ZM167 65H168V64H167ZM167 65L165 66V65H161V64H160L161 68H162V66H163V67L165 66L166 69L169 67V65H168V66H167ZM172 65H173V64H172ZM189 65H191L190 67L192 68V64H189ZM14 66H16V65H14ZM19 66H20V65H19ZM48 66H49V65H48ZM82 66L84 67V65H82ZM112 66H111V67H112ZM160 66H158V67H160ZM176 66L174 65V67H176ZM194 66H195V65H194ZM198 66H199V64H198ZM214 66H216V64H214ZM223 66H226V65H223ZM227 66H228V65H227ZM229 66H232V64L229 65ZM229 66H228V67H229ZM263 66H264V65H263ZM11 67H12V65H10V69H11ZM50 67H51V66H50ZM50 67H49V68H50ZM71 67H72V66H71ZM77 67H79V66H77ZM88 67H89V66H88ZM107 67H108V66H107ZM107 67H106L105 69H109V68H107ZM117 67H118V66H117ZM117 67H116V69H117ZM132 67H133V65H132ZM172 67H173V66H172ZM188 67H189V66H188ZM200 67H201V66H199V68H196V69L199 70ZM216 67H217V66H216ZM114 68H115V67H114ZM137 68H138V70H137ZM154 68H155V67H154ZM161 68H160V69H161ZM180 68H179V69H180ZM193 68H195V67H193ZM224 68H226V67H224ZM229 68H230V67H229ZM229 68H227V69H229ZM56 69H54V70H56ZM69 69H72V68H69ZM116 69H114V70H116ZM130 69H131V67H130ZM144 69L146 70L147 68L145 67ZM157 69H159V68H157ZM157 69H156V70H155V69H152V70H153V71H154V70L157 71ZM164 69H165V68H164ZM174 69H175V68H174ZM174 69H173V70H174ZM188 69H189V68H188ZM196 69H194V70H196ZM202 69H204V68L202 67ZM207 69H208V68H207ZM214 69H213V70H214ZM217 69H218V70H217ZM263 69H264V68H263ZM0 70H1V69H0ZM8 70H9V69H8ZM75 70H76V69H75ZM109 70H110V75H111V73H112L113 75L115 74V73H114L115 71H111V69H109ZM117 70H120V69H117ZM123 70H124V73L127 72V74H130V73L128 72V69H125V68L122 69L121 71H119L117 74H120V73H121L122 77L125 78V77L128 76V75H127V74H122V73H123V72H122ZM126 70H127V71H126ZM135 70H132V71L136 72ZM145 70H143L141 73H143ZM168 70H169V69H168ZM171 70H172V68L170 69V72H171ZM175 70L177 71L178 69H175ZM189 70H190V69H189ZM208 70H210V69H208ZM224 70H225V69H224ZM254 70H255V69H254ZM2 71H3V70L0 71L1 74L5 73V72H2ZM12 71H14V70H12ZM19 71H20V70H19ZM68 71H69V70H68ZM70 71L73 72L74 70H70ZM130 71H131V70H130ZM147 71H149V70L147 69V70H146V73H147ZM155 71H154V72H155ZM159 71H160V70H158V72H159ZM162 71H164V70H162ZM176 71H175V72H176ZM179 71H181V69H180ZM183 71H184V74H187V73L185 72V70H183ZM186 71H187V70H186ZM205 71L208 72L207 70H205ZM263 71H264V70H263ZM9 72H10V71H9ZM43 72H44V71H43V69H42L41 75L44 74ZM64 72H67L66 69H65ZM84 72H85V71H84ZM106 72H108V71H106ZM151 72H152V71H151ZM167 72H168V71H167ZM177 72H178V71H177ZM188 72L190 73V71H188ZM193 72H194V71H193ZM210 72H212V70H211ZM210 72H209V73H210ZM220 72H222V70H221ZM223 72H224V71H223ZM53 73H54V72H53ZM53 73H51V74H53ZM68 73H69V72H67V74H68ZM74 73H75V72H74ZM77 73H80V72H77ZM85 73H87V70H86ZM88 73H89V72H88ZM141 73H140V74H141ZM144 73H145V72H144ZM152 73H153V72H152ZM160 73H161V72H160ZM168 73H169V72H168ZM168 73H167V74H166V73H164V74H159V75H161V77H163V75H166V77H167ZM173 73H174V72H173ZM189 73H188V75H190ZM200 73H201V71H200ZM202 73H203V72H202ZM209 73H206V74H208L207 77L209 76ZM229 73H231V72L228 71L227 74L230 75ZM258 73H259V72H258ZM1 74H0V75H1ZM8 74H9V73H8ZM48 74L50 75V73H48ZM131 74H133V73L131 72ZM135 74H136V75H135ZM137 74H138V72L134 73V75H131V76H134V77H133V81H134L135 84L138 85V83L141 82V79H143V78L141 77V75H137ZM154 74H155V73H153V77L155 76ZM157 74H158V73H157ZM171 74H172V73H171ZM192 74H193V73H192ZM192 74H191V75H192ZM204 74H205V73H204ZM216 74H217V73H214L213 75L215 76ZM224 74H225V73H224ZM227 74H225V75H227ZM259 74L261 75V79L264 78V72L261 71V73H259ZM259 74H258V75H259ZM9 75H10V74H9ZM28 75H29V74H28ZM36 75H37V74H36ZM38 75H39V71H38ZM64 75H65V76H64ZM73 75H74V74H73ZM110 75H107V76H110ZM121 75H119V76H121ZM124 75H126V76L124 77ZM172 75H173V74H172ZM175 75H176V74H175ZM178 75H179V74H178ZM198 75L200 76V74H198ZM217 75L220 76L219 74H217ZM217 75H216V76H217ZM225 75H224V76H225ZM256 75H257V74H256ZM256 75H255V76H256ZM12 76H15L14 73H13ZM16 76L19 77L18 75H16ZM16 76H15V77H16ZM39 76H40V75H39ZM52 76H53V75H52ZM74 76H75V75H74ZM76 76H79V75H76ZM116 76H117V78L115 77L116 79H115V78H113V79H114V80H119V79H118V75H116ZM142 76H143V75H142ZM150 76H152V75H150ZM179 76H180V75H179ZM181 76H182V75H181ZM181 76H180V77H181ZM184 76H185V75H184ZM184 76H183V77H184ZM221 76H223L222 73H221ZM7 77H8V76H7ZM31 77H32V76H31ZM36 77H37V76H36ZM36 77H33V78H36ZM80 77H83V76H80ZM87 77H89V76L87 75ZM111 77H112V76H111ZM129 77H130V76H128V77H126V78L128 79ZM144 77H146V76L144 75ZM171 77H172L171 81H175V80H176V79L173 80V76H171ZM171 77H170V78H171ZM174 77L176 78V76H174ZM191 77H192V76H191ZM209 77H210V76H209ZM231 77H232V75H231ZM231 77H230V78H231ZM76 78H77V77H76ZM90 78L92 79L93 77H90ZM119 78H120V77H119ZM126 78H125V79H126ZM154 78H155V77H154ZM158 78H159V80H160V77H159V76H158ZM158 78L156 77L155 79L158 80ZM167 78H168V77H167ZM167 78H165V81H166ZM170 78H169V80H170ZM213 78H214V77H213ZM213 78L210 77V80H212ZM217 78H219V77H217ZM222 78H223V77H222ZM227 78H228V77H227ZM227 78H226V79H227ZM255 78H256V77H255ZM259 78H260V77H259ZM259 78L257 77V79H259ZM13 79H14V78H13ZM13 79L11 78V80H13ZM48 79H49V78H48ZM52 79H53V78H52ZM78 79H80V78H78ZM78 79H76V80L78 81ZM82 79H86V78L84 77V78H82ZM91 79H90V80H91ZM110 79H111V78H110ZM113 79H111V80H109V81H113ZM129 79H131V78H129ZM129 79H128V80H129ZM144 79H145V78H144ZM146 79H147V78H146ZM155 79H153V80H155ZM162 79H163V78H162ZM162 79H161V80H162ZM178 79H179V78H178ZM180 79H181V78H180ZM182 79L185 80V78H182ZM182 79H181V80H182ZM186 79L188 80L187 75H186ZM261 79H260V80H261ZM11 80H10V79H9V80L6 79V81H9V82H7V83H10ZM20 80H21V79H20ZM53 80H54V79H53ZM72 80H74V79H72ZM80 80H81V79H80ZM151 80H152V79H151ZM159 80H158V81H159ZM181 80H180V81H181ZM183 80H182V82H183ZM224 80H225V79H224ZM232 80H234V79L232 78ZM262 80H264V79H262ZM83 81H85V80H83ZM83 81H82V83H83ZM109 81H108V83H111V82H109ZM129 81H130V80H129ZM165 81H164V82H165ZM177 81H178V80H177ZM177 81H175V83H174L175 85H178V84H176ZM198 81H199V78H198ZM215 81H217V84H219V85H218L219 87H220V86H222V87H223V86H226V85H220V84L222 83L220 79H219V81H220L221 83H218L219 81H218L217 79H216ZM215 81H213V82H214V85H215ZM227 81H228V83H229V82H231V79H230V80L227 79ZM17 82H18V81H17ZM17 82H14V85H18ZM24 82H25V83H24ZM24 82L22 83V81H21V83H22L24 89H27V87H29V85H26V81H24ZM37 82H38V81H37ZM50 82H51V80H50ZM52 82H51V83H52ZM75 82H76V81H75ZM75 82L72 81V83H74V84L79 83V85H78V84H77V85L80 86V82H77V83H75ZM116 82H119V81H116ZM123 82H124V81H123V79H122V84H123ZM125 82L128 83L127 80H125ZM125 82H124V83H125ZM131 82H132V81H131ZM154 82H156V81H154ZM162 82H163V81H162ZM162 82H156L155 85H156V86L159 85L158 83H161V84H162ZM182 82H181V83L179 82V83L182 84ZM185 82L188 83V81H185ZM185 82H183V83L185 84ZM192 82H193V81H192ZM206 82H207L208 84H210V82H209L208 80H207ZM213 82H211V84H213ZM224 82H225V81H224ZM18 83H19V82H18ZM21 83H20V86H21ZM29 83L31 84L32 82L29 81ZM35 83H36V82H35ZM72 83H69V84H72ZM86 83H87V81H86ZM86 83L84 82V84H86ZM120 83H121V82H120ZM148 83L150 84V82H147V84H148ZM151 83H153V81H151ZM165 83H166V82H165ZM196 83H198V82H196ZM196 83H195V84H196ZM231 83H232V82H231ZM231 83H230V84H231ZM233 83H234V82H233ZM1 84H3V83H1ZM74 84H73V86H74ZM84 84H83V86H86V85H87V84H86V85H84ZM88 84H89V83H88ZM112 84H114V82H113ZM116 84H117V83H116ZM128 84H129V83H128ZM143 84H145V81L143 82ZM149 84H148V85H149ZM171 84H172V83H171ZM171 84H170V85H171ZM184 84H183L182 86H184ZM188 84H189V83H188ZM192 84H193V83H192ZM225 84H226V83H225ZM230 84H228V85L230 86ZM33 85H34V84H33ZM114 85H115V84H114ZM119 85H120V84H119ZM125 85H127V84H125ZM130 85H131V83H130ZM137 85H133V84H132L131 87L134 86L135 88H139V87H136ZM140 85H141V83H140ZM148 85H145L147 88H144V89H146L145 91H148V92H145L144 89L141 90V88H140L139 90L142 91V92H145V93H149V90H150L151 88L148 89V88H149ZM150 85H152V84H150ZM162 85H163V84H162ZM165 85H166V84H165ZM189 85H190V84H189ZM196 85H197V84H196ZM214 85H213V86H214ZM233 85L236 86V84H233ZM12 86H13V84H12ZM18 86H19V85H18ZM25 86H26V88H25ZM37 86H38V85H37ZM63 86H64V84H63ZM106 86H107V88H109V89L106 90V88H105ZM115 86H116V85H115ZM138 86H139V85H138ZM141 86H143V85H141ZM152 86H153V85H152ZM156 86H155V87H156ZM167 86H168V83H167ZM172 86H173V85H171V87H172ZM178 86H179V85H178ZM178 86H177V87H178ZM180 86H181V85H180ZM186 86H187V85L185 84V86H184L183 88H186ZM207 86H208V85H207ZM210 86H212V85H210ZM234 86H233V87H234ZM1 87H2V86H1ZM7 87H9V86L6 84V88H4V89H7ZM13 87H14V86H13ZM13 87H12V89H11V86H10V89H9V90H13V89H14ZM16 87H17V86H16ZM23 87H21V88H23ZM81 87H82V86H81ZM81 87H79V88H81ZM88 87H89V86H88ZM112 87H113V86H112ZM120 87H121V86H119V88H120ZM127 87H128V86H127ZM131 87H130V88H131ZM134 87H132V88H134ZM161 87H162V86H161ZM161 87H159V88L161 89ZM164 87H165V86H164ZM175 87H176V86H174L173 88L175 89ZM177 87H176V88H177ZM197 87H198V85H197ZM197 87H195V88H197ZM208 87H209V86H208ZM215 87L219 89V87H217V86H215ZM233 87H232V88H233ZM21 88H20V89H21ZM31 88H32V87H31ZM57 88H58V86L55 88V89H56V92L58 91ZM79 88H78V89H79ZM85 88H86V87H85ZM123 88H124V87H123ZM130 88L128 87V89H130ZM178 88H179V87H178ZM183 88H181V89H179V90L182 91ZM187 88H188V87H187ZM190 88H193V86L190 87ZM195 88H193V89H195ZM213 88H214V87H213ZM213 88H211V89L213 90ZM62 89L64 90V88H62ZM67 89H70V88H66L65 90H67ZM71 89H72V88H71ZM71 89H70V90H71ZM75 89H76V87H75ZM121 89H122V88H121ZM147 89H148V90H147ZM152 89H158V88H152ZM152 89H151V91H152ZM163 89H164V88H162V90H163ZM165 89H166V88H165ZM170 89H172V88H170ZM170 89H169L167 92L171 91ZM174 89H173V91H174ZM193 89H192V90H193ZM198 89H199V88H198ZM198 89H195V90L197 91ZM218 89H217V90H218ZM220 89H223V88H220ZM21 90H23V89H21ZM63 90H62V91H63ZM65 90H64V91H65ZM72 90H73V89H72ZM72 90H71V92H72V94H73L74 92H73ZM79 90H80V89H79ZM82 90H84V89H82ZM98 90H97V91H98ZM123 90H124V89H123ZM123 90H120V91L123 92ZM139 90H137V91H139ZM158 90H159V89H158ZM179 90L177 89V92H179ZM187 90H188V89H187ZM209 90H210V89H209ZM212 90H211V91H212ZM235 90H237V87H235ZM0 91H1V90H0ZM75 91L77 92L78 90H75ZM116 91H117V89H116ZM116 91H115V92H116ZM125 91H126V92H125ZM125 91H124V93H126V94H127V92H128V94L130 93V91H128L127 89H125ZM151 91H150V92H151ZM175 91H176V90H175ZM184 91H186V90H184ZM211 91H209V93H210ZM218 91L220 92V90H218ZM1 92H2V91H1ZM10 92H11V91H10ZM12 92H14V94H15V92H17V91H12ZM23 92H24V91H23ZM23 92L20 91L19 93H23ZM60 92H61V91H60ZM68 92H69V91H68ZM68 92L66 91V93H68ZM76 92H75V93H76ZM78 92H81V91H78ZM122 92H121V93H122ZM142 92H138V93L141 94ZM152 92H153V91H152ZM160 92H161V93H160ZM160 92H159V94H158V91L156 90V94L154 95V93H153V96H154V97H150V98H154V101H156V103H158L156 99H157L162 93H165L166 91L164 90L163 92H162V91H160ZM207 92H208V90H207ZM212 92H213V91H212ZM212 92L210 93V97L212 96L211 98H214L213 95H215V97H216V94H217L218 92L215 91L216 94H213ZM27 93H28V91H27ZM27 93H26V95H27V97H28V94H27ZM63 93H64V92H63ZM63 93H62V94H63ZM116 93H117V92H116ZM133 93H135V92H133ZM133 93H132V94H133ZM171 93H175V92H171ZM184 93H186V92H184ZM184 93H182V94L185 95ZM189 93H192V91L189 92ZM189 93H186V94H189ZM197 93H198V92H197ZM197 93H195V95H196ZM2 94H3V96H2ZM7 94H8V93H7ZM10 94H11V93H10ZM17 94H18V93H17ZM17 94H15V95H17ZM69 94H70V93H69ZM79 94H80V93H79ZM79 94H78V96H80ZM83 94H84V93H82V97H83ZM119 94H120V93H119ZM135 94H136V93H135ZM135 94H133V95H134V99H137L136 96H135ZM157 94H158V96H157ZM165 94H168V93H165ZM179 94H181V92H180ZM182 94H181V96H182ZM198 94H199V93H198ZM198 94H197V95H198ZM221 94H222V92H221ZM4 95H5L4 93H1V94H0V96H2L3 98H4ZM18 95H19V94H18ZM22 95H24V93H23ZM57 95H59V94H57ZM66 95H67V94H66ZM66 95H65V97H66ZM84 95H85V96H86V95L91 96V94H89V93H88V94H84ZM112 95H113V94H112ZM117 95H118V93H117ZM133 95H131V96L133 97ZM146 95H151V94L140 95V96H137V97H142V96H146ZM173 95H174V94H173ZM197 95H196V96H197ZM219 95H220V93H219ZM248 95H249V94H248ZM5 96H6V95H5ZM8 96H10V95H8ZM8 96H7V97H8ZM11 96H12V94H11ZM73 96H74V95H73ZM73 96H72V97H73ZM120 96H121V95H120ZM123 96H125V94H123ZM155 96H156L157 98H155ZM162 96H163V95H162ZM186 96H187V95H186ZM189 96L192 97V95H189ZM199 96H200V95H199ZM207 96H208V94H207ZM217 96H218V95H217ZM22 97H23V96H22ZM67 97H68V96H67ZM121 97H122V96H121ZM129 97H130V94H129ZM184 97H185V96H184ZM254 97H255V98H256V97L259 98V95H258V96L255 95ZM0 98H1V97H0ZM18 98H19V96H18ZM70 98H71V97H70ZM70 98H69V99L66 98V100H67V99L69 100V101L67 100L66 103H67V102H70V103L73 102L72 99H71L72 102L70 101ZM77 98H78V97H77ZM115 98H116V97H113L114 100H115ZM160 98H161V97H159V100H160ZM188 98H189V102L195 100V101H193V102L195 103V102H197V99H199L200 97H199V98H196V99H194V96L192 97V99H191L190 97H188ZM203 98H206V96H204ZM207 98H209V96H208ZM220 98H221V97H220ZM10 99H11V98H10ZM25 99H26V96H25L24 100H25ZM110 99H112V98H110ZM120 99H121V98H120ZM122 99H123V97H122ZM122 99H121V100H122ZM141 99H142V98H141ZM161 99H162V98H161ZM163 99H164V97H163ZM175 99H176V98H174L173 101H175ZM177 99H178V98H177ZM177 99H176V102H177ZM184 99L188 100L187 97L184 98ZM184 99H183L182 101H185L184 103H186L187 101L184 100ZM216 99H217V98H216ZM221 99L224 100V99H226V98H223V95H222V98H221ZM232 99H233V97H232ZM232 99H231V100H232ZM235 99L237 100L238 98L235 97ZM235 99H234V100H235ZM260 99H261V98H260ZM16 100H17V98H16ZM78 100H79V99H78ZM84 100H82V101H84ZM130 100H131V99H130ZM132 100H133V99H132ZM145 100L148 101L149 99L145 98ZM145 100H143L144 103H145ZM167 100H168V99H167ZM167 100H166V102H167ZM179 100H180V99H179ZM202 100H204V99H202ZM219 100H220V99H219ZM236 100H235V101H236ZM239 100H240V99H239ZM239 100L236 101V102H239ZM4 101H7V100L4 99L3 102H4ZM9 101H10V100H8V102H9ZM62 101H63V100H62ZM75 101H76V102H75ZM116 101H117V100H116ZM116 101H115V104L107 105L108 103H111V102H108V103L105 104V105H107V106H106L107 108H109L108 106L111 107V106L114 105V108H111V109L113 110V109H115V106H116V103H117ZM119 101H120V100H119ZM125 101H127V100H125ZM125 101H124V102H125ZM133 101H135V100H133ZM133 101L130 102V103H131L130 105H131L132 108L134 107V106H132V105H133V103H132ZM140 101H141V100H140ZM143 101H141V102H143ZM154 101L152 100V101H151V104H152V102H154ZM163 101H165V99H164ZM182 101H181V102H182ZM204 101L206 102V100H204ZM210 101L213 102L212 104H214V101H212V100H210ZM220 101H221V100H220ZM220 101H218V102H220ZM235 101L232 100V103L235 102ZM240 101H241V100H240ZM25 102H26V101H24V103H25ZM78 102H79V101H78ZM78 102H77L76 99H74V102H73V103L76 104V103H78ZM85 102H84V103H85ZM148 102H150V101H148ZM148 102L145 103V104H149ZM159 102H160V101H159ZM168 102H169V101H168ZM189 102H187V103H188L187 105L190 104ZM211 102H210V104H211ZM242 102H243V101H242ZM14 103H16V101H15ZM27 103H28V101H27ZM33 103H34V102H33ZM66 103H65V104H66ZM70 103H69V104H70ZM84 103H83V104H84ZM118 103H119V102H118ZM127 103H128V102H126V104H127ZM144 103H143V104H144ZM197 103H199V100H198ZM206 103H208V102H206ZM206 103H205V104H206ZM220 103H221V102H220ZM224 103H225V101H224ZM224 103H223L222 105H219V103H215V104H218V108H220L221 106H224ZM226 103H228L227 100H226ZM239 103H241V102H239ZM3 104H4V106L6 107V105H5L6 103H3ZM16 104H18V103H16ZM16 104H15L14 106H16ZM25 104H26V103H25ZM25 104H24V105H25ZM48 104H49V103H48ZM65 104H64V102H63V103H62V106H64ZM126 104L122 103L121 105H122V107H123V106H125ZM135 104H136V103H135ZM145 104H144V105H145ZM151 104H149V105H151ZM160 104H161V103H160ZM168 104H169V103H168ZM177 104H179V103H177ZM177 104H176V105H177ZM181 104H182V103H181ZM191 104H192V103H191ZM195 104H196V103H195ZM195 104H194V105H195ZM205 104H204V105H205ZM210 104H209V106H210ZM235 104H237V103H235ZM242 104H244V103H242ZM242 104H241V105H242ZM8 105H9V104H8ZM12 105H13V104H12ZM12 105H10V106H12ZM39 105H40V104H39ZM46 105H47V104H46ZM80 105H82V104H80ZM130 105H129V106L127 105V106L130 107ZM137 105H138V106H137ZM137 105H136V106H137V108H138V107L140 106V105L138 104V102H137ZM154 105L157 106L156 104H154ZM154 105H153V107H154ZM162 105H164V104L162 103ZM179 105H180V104H179ZM179 105H177V106H179ZM185 105H186V104H182V106H185ZM207 105H208V104H207ZM207 105H206V106H207ZM238 105H239V104H238ZM241 105H239V106H241ZM0 106L2 107L3 105H0ZM10 106H9V107H10ZM25 106H26V105H25ZM25 106H24V112H26V110H27V108H26V110H25ZM65 106H66V105H65ZM68 106H69V105H68ZM70 106L72 107L73 105H70ZM75 106H76V105H75ZM190 106H192V105H190ZM195 106H196V105H195ZM225 106H227V104H225ZM12 107H13V106H12ZM29 107H30V106H29ZM36 107H38V106H36ZM46 107H48V106H46ZM46 107H45V109H46ZM71 107H65V108H68V109H69V108H71ZM106 107H105V108H106ZM119 107H120V106H119ZM125 107H126V106H125ZM131 107H130L129 109H131ZM146 107H149V106L147 105ZM150 107H151V106H150ZM153 107H152V108H153ZM162 107H163V106H162ZM166 107H167V106H166ZM185 107H188V108H189V106H185ZM193 107H194V106H193ZM19 108H20V107H19ZM33 108H35V107H33ZM100 108H101V106H100ZM116 108H117V107H116ZM135 108H136V107H135ZM135 108H134V109H135ZM137 108L135 109V111H138ZM156 108H158V107H156ZM156 108L154 107V110H155ZM167 108H168V107H167ZM169 108H171V107H169ZM179 108H180V107H179ZM183 108H184V107H183ZM211 108H215V107H211ZM216 108H217V107H216ZM225 108H226V107L221 108L220 111H222V109L225 110ZM1 109L4 110L3 108H0V110H1ZM6 109H7V108H6ZM8 109H10V108H8ZM17 109H18V107H17ZM41 109H44V108H41ZM68 109H67V110H68ZM71 109H73V108H71ZM76 109H77V108L74 107V110H75V111H76ZM81 109L83 110L84 108L82 107ZM102 109H103V107H102ZM111 109H109V111H108V110H106V111H108L109 114H110V112L112 111ZM117 109H118V108H117ZM134 109H133V111H134ZM138 109H139V108H138ZM171 109H172V108H171ZM189 109H190V108H189ZM209 109H210V107H209ZM30 110H31V109H30ZM30 110H29V111H30ZM35 110H36V109H35ZM67 110H66V111H67ZM103 110H105V109H103ZM131 110H132V109H131ZM131 110H130V111H131ZM146 110H147V113L150 111L149 114H151V110H153V109H151V110L146 109ZM163 110H164V112H165V107L163 108ZM210 110H211V109H210ZM216 110H217V109H216ZM4 111H5V110H4ZM6 111H7V110H6ZM9 111H14L13 113H15V108H14L13 110H9ZM17 111L19 112V110H16V112H17ZM33 111H34V110H33ZM33 111H30V112H33ZM38 111L40 112V111H42V110L39 109ZM59 111H60V110H59ZM68 111H70V109H69ZM94 111H95V112H93V113H95V115H94V114H93V115L96 116V112H97V114H98L99 111H98V110H94ZM130 111H129V112H130ZM141 111H144V109H143V110H139L138 113H140ZM172 111H174V110H172ZM182 111L185 113V111H184L183 109H182ZM186 111H187V110H186ZM190 111H192V108H191ZM34 112H35V111H34ZM34 112H33V113H34ZM45 112H46V110H45L44 112H42V113H45ZM48 112L52 113V116H53V114L58 113V112L56 111V109H55V113H54V112H51L50 110H48ZM64 112H65V111H64ZM79 112H81V110H78L77 113H79ZM102 112H103V111H102ZM104 112H105V111H104ZM116 112H120V111H117V110H116ZM122 112H125V108H123V110L121 109L120 114H123ZM127 112H128V110H127ZM129 112H128V113H129ZM154 112L156 113L157 111H154ZM167 112H169V111H167ZM210 112L212 113V111H210ZM213 112H215V111H213ZM222 112H223V111H222ZM222 112H221V114H223ZM263 112H264V111H263ZM10 113H11V112H10ZM26 113H28V111H27ZM26 113H25V114H26ZM33 113H32V117L35 116V115H39L38 112H37L38 114H35L36 112H35L34 114H33ZM50 113H49V114H50ZM77 113H76V114H77ZM91 113H92V112H91ZM91 113H90V114H91ZM100 113H101V111H100ZM112 113H115V111H114V112L112 111L111 114H112ZM138 113H134V114H135V115H136V114L138 115ZM145 113H146V112H145ZM147 113H146V114H147ZM171 113H172V112L170 111L169 115H171ZM174 113L176 114V116H180L179 113H178L179 115H178L177 112H175V111H174ZM174 113L172 114V116L174 115ZM189 113L192 114V113H194V112L192 111V112H189ZM2 114H4V113H2ZM8 114H9V112H8ZM17 114H18V113H16V115H17ZM60 114H61V111H60ZM67 114H69V112H67ZM76 114H74V115H76ZM87 114H88V117H89V116H90L89 113H87ZM111 114H110V117L112 116ZM118 114H119V113H118ZM125 114H126V113H125ZM125 114H124V116H125ZM134 114H133V112H130V115L127 114V118H128V116H132V117H134ZM141 114H144V113H141ZM146 114H144L145 117H146ZM158 114H162V113H158ZM158 114H157V115H158ZM213 114H214V113H213ZM221 114H220V115H221ZM224 114H227V112L224 113ZM262 114H263V113H262ZM19 115H20V114H18V116H19ZM27 115H28V114H27ZM29 115H30V114H29ZM41 115H42V114H41ZM62 115H66V114L63 113ZM72 115H73V111H72ZM79 115H80V114H79ZM79 115L76 116L77 120L80 119V118H78ZM103 115H104V114H103ZM106 115H107V113H106ZM106 115H104V116H106ZM114 115H115V114H114ZM114 115H113V116H114ZM166 115H167V114H166ZM181 115H183V114H181ZM195 115H196V114L194 113V116H195ZM0 116H1V112H0ZM3 116H4V115H3ZM5 116L7 117L8 115H5ZM18 116H16V117H18ZM24 116H25V115H24ZM45 116H46V114H45ZM54 116H55V115H54ZM56 116H57V114H56ZM84 116H85V118H86L87 115L84 114ZM84 116L82 115V118H84ZM100 116H101V115H100ZM108 116H109V115H108ZM116 116H118V115L116 114ZM116 116H115V117H116ZM144 116H143V118H144ZM151 116H154V114L151 115ZM151 116H147V119H144V121H145V120H148V123H146V124H149V122H151L150 119H148V118L151 117ZM164 116H165V114H164ZM167 116H168V115H167ZM183 116H186V115L184 114ZM188 116H190V115H188ZM198 116H199V115H197V117H198ZM217 116L219 117L218 114H217ZM8 117H9V116H8ZM28 117H29V116H28ZM41 117H42V116H41ZM41 117H40V115H39V118H40V119H38V117L36 118V120L38 119V120L40 121V124H41V119H42ZM48 117H49V116H48ZM60 117H63V116H60ZM97 117L99 118V115H97ZM125 117H126V116H125ZM132 117H131V118H132ZM157 117H159V116H157ZM173 117H175V116H173ZM173 117H170V118H173ZM190 117L192 118V116H190ZM199 117H200V116H199ZM215 117H216V116H215ZM218 117H217V118H218ZM3 118H5V117H3ZM3 118H2V120H3L4 124H8V123L5 122V121H8V122H9V119H8V120L5 119V121H4ZM25 118H27V117H24V119H25ZM46 118H47V116H46ZM50 118H51V117H50ZM57 118H59V117H57ZM82 118H81V119H82ZM85 118H84V121H86ZM95 118H96V117H95ZM101 118H102V117H101ZM101 118H100V120H103V119H101ZM118 118H122V115H120V117H118ZM131 118H128V121H129V119H131ZM137 118H138V117L135 116V119H137ZM159 118H162V117H159ZM177 118H178V117H177ZM177 118H174V121H175ZM184 118H185V117H184ZM191 118L188 117V119H189V120H188L187 117H186V119H187V124H186V126H188L187 128H185L186 131L191 129V127H189V125H190L191 123L188 124V121L190 122V119H191ZM193 118H195V121H196V122H199L198 120H196V117H193ZM10 119H13V120L15 119V120H16V119H18V118H15L14 116H12ZM20 119L22 120L23 117H22V118L20 117ZM67 119H71L70 115H69V118L67 117ZM90 119H91V118H90ZM106 119H107V117H106ZM106 119H105V121H106ZM109 119H110V118H109ZM111 119H112V118H111ZM114 119H115V118H114ZM124 119H126V118H124ZM124 119L122 118L123 121H124ZM135 119L133 118V119H131V121H132V120H135ZM153 119H154V118H153ZM153 119H151V120L154 121ZM166 119H167V118H166ZM166 119H165V120H166ZM179 119H180V118H179ZM13 120H12V121H13ZM30 120H33L32 122H35V121H36V120H34L33 118L30 119ZM46 120H48V119H46ZM46 120H45V122H46ZM73 120H74V119H73ZM97 120H98V119H96L95 121H97ZM107 120H108V119H107ZM116 120H117V119H115V121H116ZM118 120H120V119H118ZM118 120H117V123L119 122V126L117 125V123H114V122H115L114 120H112V121H113L114 125L118 126L120 129H123V128H122V125L120 124L122 121H118ZM126 120H127V119H126ZM140 120H141V119H140ZM160 120H161V119H160ZM167 120H168V119H167ZM172 120H173V119H172ZM12 121H11V124L14 125V124L16 123V121H15L14 124L12 123ZM18 121H19V120H18ZM54 121H55V120H54ZM95 121L92 123V125L95 126L96 130H98V128H97V127L99 126V123H98V122H100V121H99V120H98L97 122H95ZM105 121H104V122H105ZM128 121H127V122H123V124H124V123H128ZM131 121H130V122H131ZM135 121H137V120H135ZM162 121H163V120H161V122H162ZM174 121H172V123H173ZM178 121H179V120H178ZM178 121H177V122H178ZM195 121H193V122H195ZM200 121H201V123H202V121H204V123H206L205 120H204V118H203V120H202V118H201ZM21 122H22V121H21ZM23 122H24V121H23ZM23 122H22V123H23ZM28 122H29V119H28ZM32 122L30 121L29 123H31V124L26 125V127L28 128V126H31V125H32ZM37 122H38V121H37ZM37 122H36V123H37ZM48 122H49V121H48ZM66 122H67V120H66ZM66 122H65V123H66ZM68 122H69V121H68ZM71 122H73L72 119H71ZM79 122H80V120H79ZM81 122H83V119L81 120ZM102 122H103V121H102ZM104 122H103V124L105 125L106 122H105V123H104ZM109 122H110V121H109ZM109 122H107V124H108ZM154 122H156V120H155ZM154 122H153V123H154ZM182 122H183V121H182ZM191 122H192V119H191ZM0 123H1V117H0ZM46 123H47V122H46ZM46 123H45V125H46ZM59 123H61V120L58 121V123H57V119H56V124L58 125ZM62 123H63V122H62ZM65 123H63V124L65 125ZM69 123H70V122H69ZM73 123H74V124H73ZM73 123H71L72 126H73V125L76 126L77 123H76V122H73ZM113 123H111V124H113ZM139 123H140V121H139ZM139 123L136 122V124H139ZM142 123H144V122L141 121V124H142ZM163 123H164V125L166 124V125H165L166 127H165V126H161V125L158 123V118H157V125H158V126H157V127H158L157 130H158V132L161 133L162 135H167V133H169L170 129H173L174 127H175V128L177 127V126H173L172 124H171L170 126H167V124H168L167 122H163ZM1 124H2V123H1ZM17 124H18V123H17ZM20 124H21V123H20ZM23 124H24V123H23ZM53 124H54V123H53ZM56 124H54V125H56ZM67 124H68V123H67ZM67 124H66V125H67ZM107 124H106V125H107ZM111 124H110V125H111ZM128 124H129V126H130V123H128ZM133 124H134V123H132L131 126H134V125H135V124H134V125H133ZM177 124H178V123H177ZM184 124H185V123H184ZM195 124H197V123H195ZM198 124H199V125H198V126H199L198 129H202V130H204V129H203V126L201 127V126H200V123H198ZM34 125H35V124H34ZM38 125H39V124H38ZM68 125H69V124H68ZM79 125H80V124H79ZM79 125H78V126H79ZM83 125H84V124H83ZM106 125H105V126H106ZM110 125H107V126H108V127L106 126L107 128H104V126H103L102 128H103V129H108V130H110L109 132H111L112 129H110V127H109ZM150 125H151V124H150ZM162 125H163V124H162ZM168 125H169V124H168ZM178 125H179V124H178ZM180 125H181V123H180ZM204 125H206V124H204ZM237 125H238V124H237ZM237 125H236V126H237ZM15 126H16V125H15ZM17 126H20V125H17ZM17 126H16V127H17ZM21 126H23V125L21 124ZM35 126H37V125H35ZM46 126H47V125H46ZM46 126H45V127H46ZM60 126H61V125H59V127H60ZM72 126H70V128H69V129H71V132L74 131V130H72ZM74 126H73V127H74ZM89 126H90V125H89ZM96 126H97V127H96ZM101 126H102V123H101ZM125 126L127 127L126 124L124 125V127H125ZM131 126H130V127H131ZM136 126H138V125H136ZM141 126H142V125H140V127H141ZM171 126H173V128H172ZM198 126H197V127H198ZM1 127H2V126H1ZM4 127H5V125H4ZM4 127H3V128H4ZM6 127H8V125H6ZM6 127H5V128H6ZM9 127H11V126H9ZM31 127H32V126H31ZM38 127H39V126H38ZM40 127H41V126H40ZM40 127H39L38 129H40ZM45 127H44V128H45ZM62 127H64V126H62ZM82 127H83V126H82ZM82 127H80V129H81ZM118 127H117V128H118ZM170 127H171V128H170ZM178 127H179V126H178ZM182 127H183V129H184V126H182ZM192 127H194L193 124H192ZM197 127H196V125H195V128H196V129H197ZM5 128H4V130H5ZM13 128H14V127H13ZM53 128H54V127H53ZM57 128H58V127L56 126V129H57ZM76 128H78L77 131L80 130L79 127H76ZM88 128H89V127H88ZM93 128H94V127H93ZM138 128H139V127H138ZM211 128H213V129H211V131L216 130L214 127H211ZM0 129H2V128H0ZM21 129H22V128H21ZM28 129H30V128H28ZM28 129H27V130H28ZM31 129H32V128H31ZM31 129H30V130H31ZM54 129H55V128H54ZM60 129H61V127H60ZM62 129H63V128H62ZM67 129H68V127H67ZM67 129H65V130H67ZM73 129H75V128H73ZM84 129L86 130L87 128H84ZM100 129H101V128H100ZM103 129H102V130H103ZM114 129H115V127H114ZM114 129L112 130V132L114 131ZM134 129H135V128H134ZM140 129H142V130H141V131H139L138 129H137V130L140 132V134H142V133L146 132L147 130H149V127H148V129L144 130V132H142V131H143V128H142V127H141ZM153 129H154V128H153ZM153 129H151V130H153ZM178 129H181V127L178 128ZM178 129H177L176 131H182V130H178ZM198 129H197V130H198ZM205 129H206V131H207L208 126H207V128H205ZM209 129H210V126H209ZM217 129H218V128H217ZM8 130H9V128H8ZM8 130H6V132H7ZM17 130H18V129L15 128V131H17ZM23 130H24V129H23ZM52 130H53V129H52ZM85 130H84V131H85ZM116 130H117V129H116ZM123 130H124V129H123ZM125 130H128V128L125 129ZM125 130H124V131H125ZM129 130H130V128H129ZM131 130H132V138H131V139H133V138H135V137L137 136V134H138L139 132H138L137 134H135V133H133L134 130H133L132 128H131ZM174 130H175V129H174ZM185 130H183L184 133L186 132ZM193 130H195V129H193ZM2 131H3V130H2ZM11 131H13V129H11ZM15 131H14V133H15ZM28 131H29V130H28ZM54 131H55V130H54ZM60 131H61V130H60ZM118 131L120 132V130H117V131H115V133L117 132V134H118ZM124 131H122V133H125ZM172 131H173V130H172ZM195 131H196V130H195ZM195 131H194V132H195ZM199 131H201V130H198V132H199ZM204 131H205V130H204ZM211 131H209V132H211ZM217 131H219V130H217ZM217 131H216V132H217ZM6 132H5V134H7V133L10 134L9 132H7V133H6ZM19 132H20V131H18L17 134H19ZM29 132H30V131H29ZM34 132H35V131H34ZM61 132H62V131H61ZM66 132H70V131L67 130ZM79 132H82V131H79ZM79 132H78V133H79ZM86 132H87V131H86ZM90 132H91V130H90ZM102 132H103V131H102ZM130 132H131V131H130ZM141 132H142V133H141ZM189 132H190V134H189V137H190V135H192V134H191V131H188V132H186V133H189ZM21 133H22V132H21ZM41 133H42V132L40 131V132H39V135H40ZM57 133H58V131H57ZM76 133H77V132H76ZM83 133L86 134L85 132H83ZM83 133H79V134H83ZM92 133H93V132H92ZM99 133H100V132H99ZM99 133H98V134H99ZM106 133L108 134L107 131H106ZM122 133H119V134H122ZM126 133H127V132H126ZM128 133H129V132H128ZM128 133H127V134H128ZM150 133H154V132H150ZM155 133H156V132H155ZM155 133H154V134H155ZM213 133H215V131H214ZM213 133H211V134H213ZM217 133H218V132H217ZM5 134H4V133H0V140H3V141H4L8 136H10V135H8V134H7L8 136H6ZM11 134H12V133H11ZM62 134H63V136L65 135V133H62ZM66 134H69V133H66ZM73 134H75V132H73ZM73 134L71 133V135H73ZM104 134H105V133L100 134V135H102V136L105 137V139H106L107 136H104ZM113 134H114V133H113ZM117 134H115V135H117ZM133 134H135L136 136L133 137ZM146 134H147V132H146L144 135H146ZM154 134H152V135H154ZM161 134H159V136H161V138H162V135H161ZM170 134H171V132H170ZM178 134H179V132H178ZM200 134H201V132H200ZM23 135H24V134H23ZM31 135H32V134H31ZM41 135H42V134H41ZM55 135H56V133H55ZM55 135H54V137H55L54 140H55L56 138H58V135L60 136L61 134H60V132H59V133L56 135L57 137H56ZM75 135H76V134H75ZM86 135H87V134H86ZM90 135H91V133H90ZM90 135L88 136V138L91 137L90 140H89V139L84 140L85 138H84L83 140H84V141L89 140V141L91 142L92 136H90ZM93 135H95L94 137L96 138V139H92V140H94V141L98 140V138H101V139L103 138V137H100V135L98 136L96 133L93 134ZM111 135H112V134H111ZM111 135H109V138L111 137ZM115 135H113V136H115ZM124 135H125V134H122L123 138H124ZM130 135H131V134H130ZM130 135H129V136H130ZM152 135H151V136H152ZM176 135H177V133H176ZM179 135H181V134H179ZM179 135H177V136H179ZM182 135L185 136L184 134H182ZM182 135H181V136H182ZM193 135L196 136V133L193 134ZM197 135H199V134H197ZM202 135H203V134H201V136H202ZM215 135H216V134H215ZM217 135H218V134H217ZM217 135H216V136H217ZM16 136H17V135H15L14 137L16 138ZM28 136H30V134H28ZM28 136H27V137H28ZM63 136H61V137H63ZM73 136H74V135H73ZM76 136H77V135H76ZM76 136H75V137H76ZM117 136H120V135H117ZM122 136H121V137H117V138H118L119 140H120V138H121V140L124 141V140L126 139V137H125V139H122ZM125 136H126V135H125ZM141 136H142V135H141ZM168 136H170V135H168ZM168 136H166V137L163 136V139H164V138H168ZM183 136H182V138H185V137H183ZM187 136H188V135H187ZM187 136H186V137H187ZM201 136H200V137H201ZM203 136H204V135H203ZM218 136H219V135H218ZM41 137H42V136H41ZM61 137H60V141H58V140H55V141H57V142H59V143H63V142H64V144L67 145V144L65 143V142H67L66 139H62ZM68 137H70V136L68 135ZM82 137H83V136H82ZM82 137L79 136V138H82ZM130 137H131V136H130ZM149 137H150V134H149ZM30 138H31V137H30ZM37 138H39V136H37ZM64 138H66V136H65ZM71 138H72V137H71ZM77 138H78V137H77ZM86 138H87V136H86ZM109 138H108V139H109ZM112 138H113V137H112ZM141 138H142V140H143V139H144V140H147L146 137L143 138V136H142ZM145 138H146V139H145ZM155 138H157V137H154L153 139L155 140ZM201 138H202V137H201ZM8 139L10 140V137L7 138V142H6V143H1L2 148L5 147V146H8V142H9ZM61 139H62V140H61ZM67 139H68V138H67ZM101 139H100L101 142H98V144H97V142H92V143H95V147H93V149L96 148L95 150H93V151H94V155H95V153H96V154L101 153V154H100L101 157H100V155H99V156L97 155V157H99V159L96 157V158L98 159V162H100V165H99V166H101V164H103V163H101L103 160L105 161L104 165L107 164V163H109V161H108V162L106 161L107 158H105V157L108 156L109 154L111 155V153L107 154V152H108V151H107L108 147H107V144L105 143L106 140H105V142H104L103 139H102V140H101ZM113 139H114V138H113ZM118 139H115L116 141L114 140L115 143L117 142ZM127 139H128V138H127ZM127 139H126V140H127ZM129 139H130V138H129ZM179 139H180V138H179ZM186 139H187V138H186ZM186 139H185V140H186ZM198 139H199V138H197V136H196V141H194V140H195V138H194V140H193L194 142H193V143L195 144V142H197ZM233 139H234V138H233ZM28 140H29V139H28ZM31 140H32V139H30V141H31ZM35 140H38V139H35ZM35 140H34V141H35ZM39 140H40V139H39ZM39 140H38V141H39ZM63 140H65V141H63ZM71 140H72V139H71ZM73 140H74V139H73ZM111 140H112V139H111ZM148 140H151V139H148ZM158 140H159V139L155 140V142H157ZM166 140H167V139H164V141L166 142L165 144H168L169 146H171L170 143H167ZM168 140H170V139H168ZM177 140H178V139H177ZM185 140H184V141H185ZM190 140H191V139H190ZM190 140L187 139V149H188V146H189V145H188V141L190 142ZM200 140H201V139H200ZM219 140H221L222 142L225 141V142L227 143V141H228V140H231V139H228V137H227V139H223V137H222V139H220V136H219ZM3 141H2V142H3ZM5 141H6V140H5ZM15 141H16V139H15ZM22 141H23V140H22ZM22 141H19V142L22 143ZM26 141H27V140H26ZM30 141H29V142H30ZM34 141H33V142H34ZM40 141H41V140H40ZM61 141H63V142H61ZM75 141H78V139H76ZM122 141H121V142H122ZM129 141H130V140H128V142H129ZM134 141H135V145H136V141H137L136 138H135V140H133V142H134ZM164 141H162V142H164ZM173 141H174V140H173ZM173 141H172V145H174V144L176 143V141H175L174 144H173ZM198 141H199V140H198ZM10 142H12V141H10ZM33 142H31V143L33 144ZM72 142H73V141H72ZM110 142H111V141H110ZM128 142L125 143V141H124V143H125V144H124V145H125L124 148H127V144H128ZM130 142H131V141H130ZM149 142H153V141H152V140H151V141H147V142L144 141V144H145L146 147L150 150V152H151V151H154V156H155V154H156V153H155V146H153L152 143H151V144H152V145H151ZM159 142H161V141H159ZM178 142H180V141H178ZM181 142H182V140H181ZM181 142H180V145H181ZM191 142H192V141H191ZM200 142H202V143H204V144L206 145V143L204 142V140L199 141L198 144H199ZM222 142H218V143H222ZM237 142H238V141H237ZM21 143H18L17 145H19V144L21 145ZM41 143L43 144L44 142H41ZM41 143H39V144H41ZM53 143H54V142H53ZM59 143H58V144H59ZM185 143H186V142H185ZM202 143H200L199 145H201ZM228 143H229V142H228ZM231 143L233 144V141H232V140H231ZM231 143H230V144H231ZM235 143H236V139H235ZM242 143H243V142H242ZM42 144H41V146H42ZM44 144H45V143H44ZM54 144H55V147L58 148V149L56 148L55 151H56V150H61V148L59 149L58 146H62V145H63L62 148L64 147V144H62V145H56V142H55ZM54 144H53V145H54ZM71 144H75V143H71ZM71 144L69 143V144L66 146V148L69 149L68 151H70L71 149H72L71 151L74 150V148H68V146L71 145ZM111 144H113V143H111ZM111 144H110V145H111ZM116 144H119V143L117 142ZM116 144H113V145H115L114 147L117 146ZM120 144H122V143H120ZM139 144H140V143H139ZM139 144H137V146H138ZM156 144H157V143H156ZM156 144H154V145H156ZM158 144H159V143H158ZM238 144H239V143H238ZM243 144L245 145V143H243ZM243 144L240 143V145H238V146H240V147H238V148H240V149H241V148H244V147H242ZM14 145H15V144H14ZM25 145H26V144H25ZM84 145H85V142H84ZM86 145H87V144H86ZM86 145H85V146H86ZM91 145H92V144H91ZM129 145H130V144H129ZM132 145H133V144H132ZM132 145H131V147H132ZM177 145H178V144L176 143V146H174V147H177ZM233 145H234V144H233ZM1 146H0V147H1ZM10 146H11V145H10ZM26 146H27V145H26ZM28 146H29V144H28ZM51 146H52V145H51ZM71 146H72V145H71ZM73 146H74V145H73ZM80 146H81V145H80ZM88 146H90V144H88ZM88 146H87V147H88ZM92 146H93V145H92ZM92 146H90V147H92ZM121 146L123 147V145H121ZM121 146H120V147L117 146V148H118V147L121 148ZM137 146H134V147H136L135 150L132 148V150H133L134 152H135V151H136V152H139V151H137V149L139 148V147L137 148ZM157 146H159V145H156V147H157ZM163 146H164V144H163ZM178 146H179V145H178ZM181 146H183V142H182V145H181ZM184 146H185V145H184ZM184 146L182 147L183 150L185 149ZM201 146H203V145H201ZM201 146H199V147H201ZM226 146H227V144H226ZM236 146H237V145H236ZM236 146H235V147H236ZM16 147H17V146H15V149H17ZM22 147H24V146H22ZM29 147H30V146H29ZM49 147H50V144H49ZM69 147H70V146H69ZM75 147H76V146H75ZM112 147H113V146H112ZM114 147H113V149H114ZM146 147H144V148H146ZM193 147H194V145H193L192 147H190V148H193ZM196 147H197V146H195L194 148L196 149ZM204 147H205V146H204ZM219 147H220V146H219ZM6 148H7V147H6ZM27 148H28V147H27ZM51 148H52V147H51ZM64 148H65V147H64ZM64 148H63V149H64ZM80 148H81V147H80ZM117 148L114 149V150L112 151V153H113L115 150H117ZM142 148H143V146H142L141 148H139V149L143 150ZM158 148H160V147H158ZM163 148H165V147H163ZM177 148H178V147H177ZM177 148H175V149H177ZM179 148H181V147H179ZM220 148H222V147H220ZM19 149H20V148H19ZM19 149L15 150L16 153H17V151H19ZM28 149H29V148H28ZM36 149H37V148H36ZM63 149H62V151H64V152L67 151V150H63ZM75 149L78 151L77 148H75ZM81 149H82V148H81ZM84 149H88V148H84ZM110 149H111V147H110ZM110 149H108V150L111 151ZM121 149H122V148H121ZM121 149H120V150H121ZM128 149H129V151L131 150L130 148H127V150H128ZM148 149H146V151H147ZM165 149H166V152L169 153V152L167 151V150H168L167 147H166ZM263 149H264V147H263ZM9 150H10V148H9ZM29 150H30V149H29ZM50 150H51V149H50ZM50 150H49V151H50ZM79 150H80V149H79ZM82 150H83V149H82ZM177 150H178V149H177ZM188 150H189V149H188ZM198 150H199V148H198ZM3 151H4V154H5L7 150L4 148ZM15 151H14V152H15ZM21 151H24V150L22 149ZM80 151H81V150H80ZM85 151H86V150H85ZM93 151H92V152H93ZM98 151H101V152L98 153ZM118 151H119V150H118ZM122 151H124V150L122 149L121 152H122ZM133 151H132V152H133ZM146 151H145V152H146ZM172 151H173L174 153H176V152H180L179 150L176 151V152H175V150H172ZM172 151H171V153H172ZM185 151H187V150L185 149ZM190 151H193V150H190ZM11 152H12V151H11ZM11 152L9 151V153H11ZM24 152H25V151H24ZM34 152H37V151H34ZM39 152H40V151H39ZM64 152H63V153H64ZM73 152H74V151H73ZM73 152H72V153H73ZM87 152H88V151H87ZM87 152H86V156H85V157H88V153H87ZM89 152H90V151H89ZM92 152H91V153H92ZM119 152H120V151H119ZM136 152H135V153H136ZM143 152H144V151H141V153H143ZM150 152H149V153H150ZM160 152H161V151H160ZM182 152L184 153V151H182ZM193 152H196V151H193ZM199 152H200V155H201V154H202V153H201L202 150L199 151ZM9 153L7 152L6 154H9ZM12 153H13V152H12ZM12 153H11V155H14V153H13V154H12ZM16 153H15V154H16ZM21 153H22V152H21ZM21 153L19 152V155H18V156H20ZM50 153H51V152H50ZM58 153H60V152H58ZM66 153H68V152H66ZM72 153L70 152V154H72ZM75 153H76V152H75ZM75 153H73V154H75ZM78 153H79V151H78ZM114 153H115V152H114ZM117 153H118V152H117ZM139 153H140V152H139ZM139 153L137 154V156H138V155H141V153H140V154H139ZM147 153H148V152H147ZM149 153H148V154H149ZM183 153H182V154H183ZM6 154H5V155H6ZM37 154H38V153H37ZM70 154H65V155H63V154H59V155H61V156H65L64 158H66V157H69ZM130 154H131V151H130L129 155H130ZM163 154L165 155V153H162V155H163ZM169 154H170V153H169ZM195 154H196V153H195ZM2 155H3V154H2ZM2 155H1V156H2ZM5 155H4V156H5ZM23 155H24V154H23ZM40 155H41V154H40ZM48 155H49V154H48ZM55 155H57V153H56ZM55 155H53V156H55ZM66 155H68V156H66ZM83 155H84V154H83ZM110 155H109V157H110ZM116 155H119V154H116ZM123 155L126 157V154H125V153H123ZM144 155H145V153H144ZM164 155H163V156L160 155V157H164ZM174 155H175V154H174ZM177 155H179V154H176V156H177ZM6 156H7V155H6ZM14 156H15V155H14ZM24 156H26V161H25V162L28 163V164H30V165H26V166H24L25 168H30V169H24V170H26L27 173L29 172V173H31V174H33V172H35V175H36V176H37L38 173H40V176H39V174H38V176L40 177V178H39V181H40V179H43V178H44L43 180L48 179V181H50V182L54 185L53 187H55V185H56V188H58V189H56V190H59L62 194H66V195H67V194H69V193H74V190L71 191V188H70V186H69V180H72V179H68V174L72 173V167H71V166H74V169H75L74 172H75V174H76V172H78L80 178H81L82 180H83V179L86 180V178H83V177H81L82 175H80L81 173L84 174V175H86V173H83L84 170L86 171V169L83 168V166L81 165L82 163H80V162H81L80 160H82L81 157H80L81 159H79L78 157H77V159H74L75 157H73V158L70 159V157H69V158L66 159V160H65V159L62 160V158H61V162H62V161H65V162H67V163L69 162V164H66L65 162L60 163L59 167L62 166V165H63V167H60V169H59V168L56 166V167L58 168V170H57V172H54V173H53L52 171H53L55 168H54L53 170H50V169H49L48 166H49V164H52V163H51L50 161L48 162V160H51V159H48V160H47V159H46V156L43 155V156H41V158L38 159V160H40L41 162H40V161H39V162L35 161L33 157H31V160H30L31 162H30V161L27 160V159H28V158H27L28 155H24ZM61 156H60V157H61ZM78 156H79V155H78ZM90 156H93V153H92ZM114 156H115V155H114ZM119 156H121V154H120ZM130 156H131V155H130ZM130 156H129V157H130ZM132 156H136V154H135V155H132ZM132 156H131V157H132ZM149 156H150V154H149ZM149 156H148V158L151 159ZM166 156H168V154L165 155V157H166ZM169 156H170V155H169ZM176 156H175V157H176ZM197 156H198V155H197ZM7 157L10 158V155H8ZM21 157H22V158H21ZM21 157H19V158L17 157V158H18V159H25L23 156H21ZM48 157H50V155H49ZM170 157H171L170 159H172V157H173V153H172V155H171ZM175 157H174V158H175ZM177 157H179V156H177ZM0 158H1V157H0ZM5 158H6V157H4V159H5ZM89 158H90V157H89ZM92 158H93V157H91V160H92ZM101 158H103V159H101ZM111 158H112V157H110L109 159L111 160ZM114 158H116V156H115ZM138 158H139V157H138ZM138 158H136V159H138ZM141 158L144 159L143 155H141V157H140L139 159H141ZM145 158H146V157H145ZM158 158H159V157H157V159H158ZM4 159H3V160H4ZM29 159H30V158H29ZM57 159H58V158H57ZM57 159H54V160H57ZM72 159H74V160H72ZM78 159H79V160H78ZM86 159H88V158H86ZM86 159L83 160V162H84V164L87 165V164H88V163H87L88 161H87ZM94 159H95V158H93V161H94ZM109 159H108V160H109ZM120 159H122V158H120ZM125 159H128V158H125ZM125 159H123V161H125ZM130 159H131V158H130ZM133 159H134V157H133ZM154 159H155V158H154ZM154 159H153V160H154ZM164 159H165V158H164ZM166 159H167V158H166ZM1 160H2V159H1ZM7 160H8V159H7ZM10 160H13V159H12V158L9 159V162H11V163H8V164L11 165V164H12V161H10ZM69 160H72V161L70 162ZM75 160L80 161V162H79L80 165H78V164H77V161L75 162ZM88 160H89V159H88ZM99 160H101V161H99ZM116 160H117V158H116ZM145 160H146V161H145ZM145 160H144V161L147 162V159H145ZM153 160H150V161H153ZM158 160H159V159H158ZM158 160H157V161H158ZM174 160H175V159H174ZM4 161H5V160H4ZM14 161H15V160H14ZM104 161H103V162H104ZM129 161H130V160H129ZM131 161H133V160H131ZM134 161H137V160H134ZM134 161L131 163L132 165H133ZM141 161H143V160H141ZM144 161H143V162H144ZM154 161H155V160H154ZM163 161L166 162V160H163ZM171 161H172V160H171ZM175 161H176V160H175ZM177 161H178V160H177ZM15 162L17 163V161H15ZM15 162H14V163H15ZM18 162H19V161H18ZM57 162H60V159L57 160ZM119 162H121V161H119ZM158 162H159V161H158ZM168 162L170 163V161H168ZM4 163H5V162H4ZM19 163H21V162H19ZM19 163H18V164H19ZM90 163L92 164V165L90 164L91 167H90L89 165H87V166H89V167H88V168L86 167V168H87V170H89V171L95 172L96 177H95V176L93 177V174H94V173H93L91 176L93 177V179H96V178H97V179H96L95 182H94V180L92 179V181H91L92 183H91V182H86V187H85V188H86L87 190H89V191L92 193L93 196H90L91 194H89V193H88V195H87V192H88V191L83 189L84 184H82V186H79V187H81L80 189H83V190H84V191H80V192H85V191H87L85 194H82V195H83V196L86 195V197H87V196H89V197H93V199H95L96 194H95V191H94V190H95L94 187H95L96 185H99L100 188H101V191L99 190L100 192H98V198L100 197V199L97 198V199L100 201L99 203H101V200H102L101 198H103V201H104V198H106L107 196H108V197H114V196H116L115 194H116V193H119V192H116V191L112 192L113 190H111V187L109 186V180H107V178H106V177H108V176L104 177V175H103V176H102L101 174L99 175V173H102V174H103V171H104V170L101 171V172H99V171L97 172L96 169H98V167H97V168H95V167H96L98 164H97L96 166H93L94 163H97V162L94 161V163H93V162L90 161ZM117 163H118V162H117ZM138 163H139V161H138ZM138 163H135V164H138ZM141 163H142V162H140V165H138V166H140V167H137V166L135 167V165L132 166V167H133V170H134V167H135L136 169L139 168V170H141L140 168L143 166V165L141 166ZM163 163H164V162H163ZM172 163H173V162H172ZM175 163L177 164V162H175ZM178 163H180V162H178ZM263 163H264V162H263ZM0 164H1V163H0ZM5 164H6V163H5ZM21 164H22V163H21ZM24 164H25V163H24ZM119 164H120V163H119ZM126 164H127V163H126ZM126 164H124V162H123V164L121 163L120 165H125L124 167H126ZM128 164H129V163H128ZM128 164H127V165H128ZM147 164H148V162H147ZM149 164H151V162H150ZM149 164H148V165H149ZM152 164H153V163H152ZM152 164H151V165H152ZM156 164H157V163H156ZM159 164H160V163H159ZM176 164H175V165H176ZM193 164H194V163H193ZM196 164H197V163H196ZM56 165H57V164H56ZM86 165H85V166H86ZM104 165H103V167H102L103 169L109 167L108 165H107V166L105 165L106 167H104ZM109 165H110V164H109ZM129 165H130V164H129ZM151 165H150V166H151ZM160 165H161V164H160ZM173 165H174V163H173ZM191 165H192V164H191ZM20 166H21V165H20ZM51 166H52V165H51ZM111 166L113 167V165H111ZM111 166H110V168H111ZM114 166H115V165H114ZM152 166H153V165H152ZM152 166H151V167H152ZM168 166H169V164L167 165V167H168ZM171 166H172V165H171ZM8 167H9V166H8ZM13 167H14V166H13ZM16 167H17V166H16ZM16 167H15V168H16ZM38 167H39V168H38ZM54 167H55V165H54ZM121 167H122V166H121ZM127 167H129V166H127ZM132 167H131V168H132ZM144 167H145V166H143L142 169H143ZM157 167H158V166H157ZM160 167H163V166H160ZM189 167H190V166H189ZM1 168L3 169V167H0V169H1ZM5 168H6V167H5ZM5 168H4V170H5ZM11 168H12V166H11L9 169H7V170H10ZM18 168L21 169V167H19V165H18ZM18 168H17V171H19ZM51 168H53V167H51ZM102 168H101V169H102ZM114 168H115V167H113L112 169L114 170ZM147 168H148V167H146V169H147ZM164 168H165V166H164ZM164 168H163V169H164ZM178 168H179V167H178ZM180 168H181V167H180ZM190 168H191V167H190ZM194 168H195V167H194ZM101 169H98V170H101ZM146 169H145V170H146ZM153 169H155V170H154V172H152V173H155L156 175H159L160 177L162 176L161 179H162V181H164L165 184H166V181L164 180L163 175H161L162 172L159 171L158 168H156L155 166L153 167ZM174 169H175V168H174ZM7 170H6V171H7ZM11 170H13V168H12ZM37 170H39V172H36ZM107 170H109V169H107ZM107 170H105V171H107ZM123 170H124V169H123ZM128 170L131 171L130 168H129ZM139 170L137 169V171H139ZM149 170H150V169H149ZM165 170H166V169H165ZM167 170H168V169H167ZM175 170H176V169H175ZM175 170H174V171H175ZM178 170H180V169H178ZM0 171H2V170H0ZM13 171H14V170H13ZM15 171H16V169H15ZM15 171H14V172H15ZM17 171H16V172H17ZM20 171L22 172V170H20ZM105 171H104V173H105ZM110 171H112V170H110ZM115 171H116V170H115ZM120 171H122V170H120ZM125 171H126V170H125ZM137 171H135L134 173H136ZM146 171H147V170H146ZM150 171H152V169H151ZM176 171H177V170H176ZM3 172H4V171H3ZM3 172H1V173H3ZM14 172H12V174H13ZM21 172H17V173H21ZM107 172H109V171H107ZM116 172H118V170H117ZM142 172H143V171H141V174H142ZM144 172H145V171H144ZM164 172H165V171H164ZM166 172H167V171H166ZM181 172H183V168H182ZM263 172H264V171H263ZM1 173H0V181H2L3 183H5V182H7L8 180H11V179H6L7 181H4L5 178H3V176H2L3 174L1 175ZM23 173H24V172H23ZM27 173H26V174H27ZM78 173H77V174H78ZM112 173H113V172H112ZM114 173H115V172H114ZM123 173H124V172H123ZM123 173H122V174H123ZM129 173H130V172H128V173L126 174V176H127ZM138 173L140 174V172H137V174H138ZM146 173H148V171H147ZM150 173H151V172H150ZM152 173H151V174H152ZM174 173H175V172H174ZM249 173H250V172H249ZM252 173H253V171L251 172V174H252ZM256 173H257V172H256ZM256 173H254V175L252 174V175H253V176H252V177H253V179H252L253 181H255L254 179L257 178V177L259 176V175H257ZM77 174H76L75 176H77ZM115 174H116V173H115ZM118 174H120V173L118 172ZM124 174H125V173H124ZM162 174H163V173H162ZM192 174H194V173L192 172ZM229 174H230V175H233L234 173H233V174L229 173ZM8 175H9V174H8ZM8 175H7V176H8ZM14 175H15V173H14ZM27 175H28V174H27ZM71 175L73 176L74 173L71 174ZM88 175H90V174H88ZM130 175L132 176L133 173H130ZM142 175H143L142 177H144L145 174H142ZM148 175L150 176L149 173H148ZM148 175H147V176H148ZM169 175H170V174H169ZM175 175H176V174H175ZM179 175H180V174H179ZM182 175H183V174H182ZM234 175H235V174H234ZM255 175H256V177H254ZM263 175H264V174H263ZM1 176H2L3 179L1 178ZM7 176H6V177H7ZM19 176H21V175H19ZM19 176H18V177H19ZM72 176H71V178H72ZM75 176H73V177L75 178V179L73 178V180H75V181L78 180V181L80 182L81 180L78 178L79 176H78L77 178H76ZM128 176H129V175H128ZM135 176H138V175L135 174ZM140 176H141V175H140ZM151 176H152V175H151ZM165 176H167V174L164 175V177H165ZM171 176H172V175H171ZM171 176H170V177H171ZM235 176H236V175H235ZM237 176H238V175H237ZM12 177H14V176H12ZM33 177H35V176H33ZM116 177L120 178L121 176H120V177H119V176H116ZM123 177H124V175H123ZM129 177H130V176H129ZM133 177H134V176H132V178L130 177L131 180L134 179V178H136V177H134V178H133ZM153 177L156 178V177H158V176H153ZM160 177H159V178H160ZM231 177H234V176H231ZM240 177H241V176H240ZM243 177H244V176H243ZM247 177H249V175H247ZM247 177H245L243 180H246ZM14 178H15V177H14ZM25 178H26V179H28V178L30 179L29 175H28V178H27V176H25ZM45 178H46V179H45ZM88 178H89V177H88ZM90 178H91V177H90ZM90 178H89V179H90ZM109 178H110V177H109ZM124 178H125V177H124ZM124 178H123V179H124ZM126 178H128V177H126ZM137 178H139V177H137ZM137 178H136V181H138V182L141 181V180H137ZM144 178H146V177H144ZM144 178H142V179H144ZM148 178H149V177H148ZM148 178H146V179H148ZM155 178H154V179H155ZM159 178L156 179L155 181L157 182V181L159 180ZM173 178H174V176L172 177V179H173ZM250 178H251V176H250ZM260 178H263V177H260V176H259V179H260ZM16 179H17V178H16ZM34 179H36V177H35ZM34 179L32 178L30 181L32 182V180H34ZM128 179H129V178H128ZM154 179H153V180H154ZM175 179L178 180V179L176 178V176H175ZM240 179H241V178H240ZM259 179L257 178V181L254 182V183L256 184L257 182H259ZM263 179H264V178H263ZM17 180H18V181H17ZM17 180H15V181H17V183H19L21 180H23V176H22V179L20 178V180H19V179H17ZM110 180H111V178H110ZM126 180H127V179H126ZM126 180H124L123 182H126ZM166 180H167V178H166ZM260 180H261V179H260ZM36 181H37V180H36ZM65 181L68 182V183H66ZM78 181H76V182H78ZM111 181L114 182L115 180H113V178H112ZM127 181L129 182V180H127ZM133 181H135V179H134ZM147 181H148V180H147ZM167 181H170V179L167 180ZM174 181H175V180H174ZM179 181H180V179H179ZM246 181H247V180H246ZM249 181H250V180H249V178H248V182H249ZM13 182H14L13 179H12V182L9 181V183H10L9 185L12 186V185H13V184H12ZM23 182H25V181L23 180ZM26 182H27V184H28V183L30 184V182H28V181H26ZM26 182H25V183H26ZM41 182H42V181H40V182L38 183V185H39ZM43 182L45 183V181H43ZM50 182H48L47 187H49V186L51 185ZM79 182L77 183L78 185H80ZM83 182H84V181H82V183H83ZM117 182H118V181H116V184H117ZM119 182H120V181H119ZM121 182H122V181H121ZM128 182H127V183H128ZM148 182H149V181H148ZM156 182H155V184H156ZM159 182H160V181H159ZM164 182H163V183H164ZM170 182H173V180L170 181ZM197 182H198V180H197ZM244 182H245V181H244ZM14 183H16V182H14ZM20 183H21V182H20ZM20 183H19V184H15V185H17V189H16L17 191H20V190H21V187H24V185H22V186L20 187ZM73 183H74V182H73ZM73 183H72V187H73ZM129 183H131V181H130ZM129 183H128V184H129ZM133 183H134V182H133ZM152 183H153V182H152ZM157 183H158V182H157ZM176 183H178V182L175 181V184H176ZM180 183H181V181H180ZM246 183H247V182H246ZM251 183H252V182H251ZM251 183L249 182V185H251ZM254 183H253V184H254ZM261 183L263 184L264 182H260L259 184H261ZM1 184H2V183H1ZM5 184H6V183H5ZM45 184H47V183H45ZM49 184H50V185H49ZM70 184H71V183H70ZM74 184H75V183H74ZM110 184H113V185H114L115 182H114V183H110ZM118 184H120V183H118ZM140 184H141V183H140ZM140 184H139V185H140ZM143 184H144V181H143L142 185H143ZM155 184H154V185H155ZM159 184H160V183H159ZM161 184H162V183H161ZM168 184H170V183H168ZM172 184H173V183H171V185H172ZM244 184H245V183H244ZM2 185H3V184H2ZM15 185H14V187H10V191H11V188H16ZM32 185H33V182H32ZM35 185H37V183H36ZM38 185H37V186H38ZM41 185H43V184H41ZM132 185H133V184H132ZM135 185H136V184H135ZM145 185H148V184L146 183ZM149 185H150V184H149ZM156 185H157V184H156ZM162 185L164 186V184H162ZM166 185H167V184H166ZM166 185H165V186H166ZM181 185H183V184H180V186H181ZM37 186H35V187H37ZM43 186H46V185H43ZM93 186H94V187H93ZM114 186H115V185H114ZM120 186H121V184H120ZM143 186H144V185H143ZM150 186H153V185H150ZM158 186H159V185H158ZM163 186H162V187H163ZM172 186H173V185H172ZM174 186H175V185H174ZM263 186H264V185H263ZM263 186H261L260 189H261V188H264ZM6 187H7V185H6ZM28 187H29V189H28ZM76 187L79 188L78 186H76ZM115 187H116V186H115ZM125 187H126V186H124V188H123V186H122V187H118V188H123L122 191H124ZM128 187H129V186H128ZM128 187H126V188H128ZM141 187H142V186H141ZM145 187H149V186H145ZM145 187H143V188H145ZM154 187H155V186H154ZM160 187H161V185H160ZM160 187H159V188H160ZM170 187H171V186H170ZM181 187H183V186H181ZM181 187H180V189H182ZM256 187H258V186H255V188H256ZM0 188H1V186H0ZM2 188H4V187H2ZM8 188H9V187H8ZM30 188H31V186H26V187L23 188V189H24V191H25V189H28V191H32V190H31L32 188H31V189H30ZM40 188H41V186H40ZM43 188H44V187H43ZM96 188H97V187H96ZM113 188H114V187H113ZM118 188H117V189L114 188V189H115V190H120V189H118ZM129 188H130V187H129ZM150 188H151V189H149V190L151 191V190H152V187H150ZM156 188H158V187H156ZM156 188H155V189H156ZM159 188H158V189H159ZM163 188H167V187H163ZM251 188H254V187L252 186ZM34 189L37 190V188H34ZM46 189H47V190H49V189L51 190V187H50V188H46ZM132 189H134V188H132ZM136 189H140L139 186H138ZM158 189H157V191H158ZM171 189H173V188L171 187ZM175 189H177V187H176ZM183 189L185 190V188H183ZM246 189H248V187H246ZM258 189H259V188H258ZM4 190H5V189H4ZM12 190H13V189H12ZM16 190H15V191H16ZM35 190H34V191H35ZM41 190H43V189H41ZM47 190H45V191L47 192ZM75 190H77V189H75ZM78 190H79V189H78ZM134 190H135V189H134ZM134 190H133V191H134ZM6 191L8 192L9 190H5L4 192H1V191H0V192H1V193H7ZM15 191H14V192H15ZM24 191H20L19 194H18V193L16 194L18 197H19V195L21 194V197H20V198H21V202H22L23 207H21L22 205L19 204V203H21V202H19V201H16V202H13V203H17V202H18V204H19L20 207H21V210L24 209V211L27 212V213L30 215V216L26 215L27 218H28V217H29V218L31 217V218H30L31 220H30V219H29L30 221L26 220V219H25V214L19 213V214H18L19 216H18L17 214H15V212H13V210L11 211V209H10V208H9V209H10L11 212H13V213L15 214V215H14L15 217L18 216V222H17V223H19V224H20V223L24 224L23 227H24L25 229H28V232H25V233L22 232L21 230H19V231H20V233H21V232L24 233L23 235L25 236V238L27 237V238L29 239V240H27V241L30 242V245L32 244V246L34 247V250H29L28 253H27V252L25 253L24 251H27V249H30V248H27V246H26V250H23V246H20V242H19L20 239H19V240L17 239L18 242L14 241V239H12L13 237L15 238V237L18 236V235H15L14 232H11V231H10V232H11L13 235H15V236L12 237L11 234H9V236H11V239H9V240L7 239L8 241H7L6 238H5V240H6L5 248H9V251L11 252L12 250L15 249L14 247L17 245V248H21V249H19L21 252H20L19 250H18V251L20 252L19 255L22 254V255L20 256V257L23 258V259L21 260L22 263H24V264H31L30 262H27L28 260H27V261L24 260V259H26V256H28V257L34 256V255H36V251H37L38 248H40V249H41V248L45 249V248H46L45 246H49V245H50V244H49V245H46V244H48L49 242H48V241H47V242L45 241V243H44L45 245L42 246V243H43V242L40 241V239H39V235L37 234V232H40V233H41L42 231L47 232V230H49V229L44 230V229L42 228V226H41L42 230L40 231V229H41V228H40V225L38 226V225H37V222L35 221V219H36V215H37V213H38L37 208H39V207H37V203H35L34 200H36V199L38 200L40 197H43V196H40L39 198H35V199H34L33 196H34L35 193L33 194L32 198H31V197L29 196V194L26 193L27 190H26L25 192H24ZM38 191H39V189H38ZM51 191H52V190H51ZM51 191H49V192H47V193H51ZM59 191H57V192H59ZM125 191H126V189H125ZM143 191H145V189H140L138 192H139V194H140V192L143 193ZM153 191H154V189H153ZM160 191H161V190H160ZM162 191H163V190H162ZM162 191H161V192H162ZM177 191H179V190H177ZM12 192H13V191H12ZM22 192H23V193H22ZM57 192L55 191V194H56ZM115 192H116V193H115ZM164 192H165V191H164ZM174 192H175V191H174ZM174 192H173V193H174ZM179 192H180V191H179ZM41 193H44V192L41 191V192H39L38 194L40 195ZM53 193H54V191H53ZM75 193H76V192H75ZM99 193L102 194V195H101L102 197L99 196ZM114 193H115V194H114ZM121 193H122V192H121ZM121 193H120V194H121ZM142 193H141V194H142ZM144 193H145V192H144ZM144 193H143V194H144ZM148 193H149V192L146 193L147 196L150 195V194H154L153 192H152V193L150 192L149 194H148ZM158 193H159V192H158ZM166 193H167V191H166ZM168 193H170V192H168ZM181 193H182V190H181ZM12 194H13V193H12ZM38 194H37V195H38ZM62 194H60V196H62ZM76 194H77V193H76ZM128 194H129V193H128ZM136 194L139 196L138 193H136ZM143 194H142V195H143ZM162 194H163V193H162ZM179 194H180V193H179ZM182 194L184 195L185 193L183 192ZM182 194H180V195L182 196ZM2 195H4V194H2ZM6 195H8V194H6ZM16 195H15V196H16ZM39 195H38V196H39ZM50 195H51V194H50ZM57 195H59V194H57ZM57 195H55V199L52 198V199L50 200V202H49V203H50V206H49L48 208H46V209H47V215H48L47 217H48V218H49V217H52V218L54 219V220H52V222H51L50 220H49V221H50L51 223H54V224H55V227L58 229L59 232H65V231L67 230L66 227L68 226V225H67V219H66V218H67L66 215H68V214L65 213L66 211H63L62 209H58V210L56 209L57 205H56V204L54 205V203L56 202ZM66 195H64V196H66ZM113 195H114V196H113ZM122 195H123V194H121V196H122ZM124 195H126V194H124ZM124 195L122 196V198H121V197H120V198L123 199V201H125V202L127 203L126 198H125V199L123 198V197H125ZM133 195H134V194H133ZM154 195H157V193H155ZM158 195H159V194H158ZM165 195H166V194H165ZM165 195H162V196H163V197H166ZM172 195H174V194H172ZM172 195H171V196H172ZM177 195H178V194H177ZM177 195H176V197H177ZM0 196H1V194H0ZM4 196H5V195H4ZM4 196H3V197H4ZM17 196H16V197H17ZM53 196H54V195H53ZM64 196H63V197H64ZM144 196H145V195H144ZM144 196H143V197H144ZM151 196H152V195H151ZM186 196H187V194H186ZM13 197H14V195H13ZM48 197H49V195H48ZM48 197H47V199H48V201H49V198H48ZM51 197H52V196H51ZM51 197H50V198H51ZM58 197H59V196H58ZM68 197H69V195H68ZM68 197H67V198L64 197V199H65V198L68 199ZM71 197H72V196H71ZM86 197H85V198H86ZM116 197L118 198L119 196H116ZM126 197H128V195H127ZM129 197H131V199H133L132 196H131V193H130ZM159 197H160V196H159ZM168 197H169V196H168ZM182 197H184V196H182ZM200 197H203V196L201 195ZM6 198H7V196L5 197V199H6ZM87 198H88V197H87ZM136 198H137V197H136ZM140 198H141V197H140ZM153 198L156 199V197H154V196H153ZM172 198H173V200H174L175 196H173ZM8 199L11 200L10 196H9ZM15 199H17V198H15ZM66 199H65V200H66ZM73 199H75V197H73ZM73 199H70V200H73ZM93 199L91 198V199H89V200H85V199L82 198V196H81V197L75 199V201H77V202H75V203H76V205H78V206H82V209H83V210L85 209L86 206H89V207H91V208L94 209V210L97 209V211H98L99 213L101 212V209H102V208H103V210L105 211L106 209H108V210H113L114 207H115L113 203H112L113 205H112V207H111V208H113V209H111L110 207H108V205H107L106 203H104L103 205H100V206H99V205H95V204L98 202V200H97V202L94 201V203H92V202H93ZM109 199H110V198H109ZM114 199H115V198H114ZM121 199H119V200L116 199V200L119 201V202H118V201H115L116 204H117V202L120 203V201H122ZM144 199H146V197H144ZM161 199H162V198H161ZM180 199H181V198H180ZM186 199H187V198H186ZM0 200H4V199L1 197ZM10 200H9V201H10ZM18 200H19V199H18ZM42 200H45V198L42 199ZM59 200H61V199L59 198ZM70 200L67 201V203H68V202H73V203H74V200H73V201H70ZM90 200H92V202H90ZM95 200H96V199H95ZM107 200H108V199L106 198V201H107ZM127 200H128L129 202H131L130 199L127 198ZM150 200H152V197H151ZM176 200L179 201V202L181 201V200H179L178 198H177ZM176 200H174L173 202H175ZM182 200H184V198H182ZM187 200H189V199H187ZM203 200H204V199L202 198V201H203ZM46 201H47V200H46ZM113 201H114V200L111 201V199H110V202H113ZM142 201H143V199L141 200V202H142ZM162 201H163V199H162ZM170 201H171V200H170ZM1 202H3V201H1ZM7 202H8V201H7ZM10 202H11V201H10ZM104 202H105V201H104ZM107 202H108V201H107ZM135 202H136V200H135L134 202H131L132 204H130V203H129V204H130V205H133V203H135ZM139 202H140V201H139ZM143 202H145V201H143ZM143 202H142V203H143ZM152 202H154V201H151V203H152ZM159 202H160V201H159ZM167 202H169V201H165V204H166ZM183 202H184V206H185L186 204H188V203H185V200H184ZM40 203H42V202H40ZM40 203H38V204H40ZM44 203H45V202H44ZM49 203H48V204H49ZM56 203H57V202H56ZM59 203H61L59 208H62V207H63L62 202H59ZM67 203H66V204H67ZM73 203H70L69 206H71ZM102 203H103V202H102ZM148 203H149V201H148ZM151 203H149V204L152 205ZM155 203H156V201H155L153 204H155ZM181 203H182V201H181ZM3 204H8V203L4 202ZM10 204H11V205H10L9 207L12 206V203H10ZM18 204H17V205H18ZM48 204H46V205H48ZM105 204H106L107 206H106ZM110 204H111V203H110ZM121 204L123 205V203H121ZM127 204H128V203H127ZM127 204H126V205H127ZM129 204H128V207H129ZM137 204H138V203L136 202V206H137ZM143 204L145 205L146 203H143ZM159 204H160V203H159ZM165 204H164V207H165ZM170 204H173V203H170ZM177 204H178V203H177ZM1 205H2V204H0V206H1ZM41 205H42V204H41ZM46 205H45V206H46ZM118 205H119V204H118ZM118 205H117V206H118ZM147 205H148V204H146V206H147ZM150 205H149V206H150ZM5 206L7 207L8 205H5ZM15 206H16V204H15ZM43 206H44V204H43ZM55 206H56V207H55ZM103 206H104V207H103ZM105 206H106L107 208H105ZM136 206H135V207H136ZM141 206H142V205H141ZM141 206H140V204L138 205L139 210L141 209V208H140ZM146 206H144V207H146ZM168 206H169V205H168ZM175 206H176V205H175ZM187 206H188V205H186V207H187ZM6 207H5V209L7 210ZM16 207H17V206H16ZM65 207H67V205H66ZM65 207H64V208H65ZM74 207H75V206H74ZM125 207H127V206H125ZM130 207H133V206H130ZM176 207H178V206H176ZM176 207L173 208V205H172L171 208H173V209H177ZM179 207H180V206H179ZM1 208H2V207H1ZM17 208H19V206H18ZM17 208H16V209H17ZM64 208H63V209H64ZM71 208H73V207H71ZM77 208H78V207H77ZM109 208H110V209H109ZM116 208H117V207H115V209H116ZM118 208H119V207H118ZM120 208H121V206H120ZM146 208H149V209L147 210V213L150 214V215L148 214V215L150 216V218H149L150 220H148V221H150V222H152V221H153V222H157V220H158V219L160 220V218H164V220H165V216H166L167 213H168V212L166 213V211H164L165 208L163 209V208L158 207V206H156V205H153V206H150V207H146ZM146 208H145V209H146ZM158 208H161V209H163V210L158 209ZM166 208H167V206H166ZM202 208H203V207H202ZM16 209H15V210H16ZM73 209H75V208H73ZM79 209H80V208H79ZM126 209H127V208H126ZM132 209H133V212H136V211H137V213H138V211H139V210H134V208H131V209L128 208L127 210H129V213H130V210H132ZM136 209H137V207H136ZM142 209H144V208H142ZM167 209H168V208H167ZM15 210H14V211H15ZM19 210H20V209H19ZM21 210H20V211H21ZM43 210H44V209H43ZM65 210L68 211V209H65ZM69 210H70V209H69ZM71 210H72V209H71ZM83 210H81V211H83ZM89 210H90V211H89ZM122 210H123V209H122ZM124 210H125V209H124ZM181 210H183V209H181ZM186 210H187V209H186ZM186 210L184 209V212H185ZM2 211H4V210H1V209H0V213H2ZM16 211H17V210H16ZM59 211H62V212L65 213V214H64V213L61 212V213L65 216V219H64V216L62 217V215H61V217H60V212H59ZM72 211H73V210H72ZM72 211H71V213H75V212H77L78 210H77V211H74V212H72ZM81 211H78V212H81ZM95 211H96V210H95ZM95 211H93V212H94L93 215H97V216H101V215H102V214H101V215H98V212H97V214H95V213H96ZM104 211H103V212H104ZM117 211H118V209H117ZM140 211H142V210H140ZM140 211H139V212H140ZM144 211H146V210H144ZM167 211H168V210H167ZM197 211H198L197 213L201 212V211H199V210H197ZM4 212H5V211H4ZM8 212H9V210H8ZM22 212H23V211H22ZM40 212H41V211H40ZM83 212H84V211H83ZM83 212H82V214H78V213L76 214V215H78L79 218L76 216V218H78V219L75 218L74 222H70V223H72L71 226H74V227H75V224H74V223L76 222V220H79V219H80V220H79L80 222H81L82 220H83L84 222H85L86 220L88 221V219H85V216H84ZM85 212H87V211H85ZM88 212H91V209H90V208H88ZM119 212H121V211L119 210ZM123 212H124V211H123ZM172 212H174V210H172ZM172 212H171V213H172ZM175 212H176V211H175ZM178 212H180V211L178 210V211L176 212V214H178ZM203 212H204V211H203ZM101 213H102V212H101ZM110 213H112V212H110ZM113 213H116V211H114ZM129 213H128V214H129ZM147 213L145 214L146 216H147ZM189 213H190V212H189ZM201 213H202V212H201ZM105 214H106V213H105ZM117 214H118V213H117ZM133 214H135V213H133ZM169 214H170V210H169ZM174 214H175V213H174ZM176 214H175L174 217H179V216H176ZM184 214H185V213H184ZM186 214H188V210H187V213H186ZM186 214H185V215H186ZM193 214H194V213H193ZM4 215H5V214H3V213L0 214V218H2L4 221H6L7 218H6V215H5V216H4ZM85 215H86V216L88 215V216H90V217L92 216V215L87 214V213H85ZM118 215H120V214H118ZM126 215H127V214H126ZM178 215H182L181 212H180V214H178ZM194 215H195V214H194ZM197 215L199 216V214H197ZM197 215H196V217H198ZM7 216H8V213H7ZM10 216H11V215H10ZM10 216H9L8 222H9L10 220H11V221L14 220V216H11L12 219L10 218ZM74 216H75V214H74ZM97 216H96V217H97ZM102 216H103V215H102ZM104 216H105V215H104ZM107 216H108V215H107ZM120 216H121V215H120ZM120 216H119V217H120ZM123 216H124V214H123ZM123 216H122V217H123ZM188 216H190V215H188ZM200 216H202V215H200ZM42 217H43V216H42ZM70 217L72 218V215H71V214H70ZM96 217H94L95 220H93V219H94L93 217L90 218V219H92L93 221H95L94 224H97V223H98L97 220H96ZM135 217H137V218H135ZM135 217H131V218L134 219V220H135V219H141V218H138V216H135ZM168 217H169V216H168ZM170 217H172V216H170ZM185 217H186V216H185ZM192 217H193V216H192ZM44 218H45V216H44ZM87 218H88V217H87ZM115 218H117V217H115ZM120 218H121V217H120ZM120 218H118V219L120 220ZM146 218H148V217H146ZM146 218L144 219V221H147ZM180 218H181V217H180ZM182 218H184V216H183ZM182 218H181V219H182ZM188 218H190V217H188ZM2 219H1V220H2ZM81 219H82V220H81ZM105 219H106V218H105ZM129 219H130V217L128 218V220H129ZM168 219H169V218H168ZM193 219H195V218L193 217ZM201 219H202V218H201ZM36 220H37V219H36ZM45 220H47V219H45ZM45 220H44V221H41V220H40V222L43 223V222H45ZM69 220H70V219H69ZM103 220H104V218L102 219V222L105 221V220H104V221H103ZM106 220H107V219H106ZM115 220H116V219H115ZM121 220H122V219H121ZM134 220H133V221H134ZM169 220H170V219H169ZM175 220H176V222H178L177 219H175ZM183 220H184V219H183ZM190 220H192V218H190ZM53 221H54V222H53ZM70 221H72V220H70ZM83 221H82V222H83ZM110 221H111V220H110ZM116 221H117V220H116ZM116 221H115V223H118V222H116ZM185 221H186V220H185ZM205 221H206V220H203V219H202L201 221L197 222V226H198L199 228H203V229L206 228V227L208 226V224H207ZM38 222H39V220H38ZM40 222H39V223H40ZM50 222H49V224H50ZM80 222H78V224H79ZM105 222H108V221H105ZM135 222H136V220H135ZM0 223H1V227H2V225H3L4 223H6V222L2 223V222L0 221ZM17 223H16V225H19V224H17ZM45 223H48V222H45ZM65 223H66V224H65ZM87 223H90V221H88ZM113 223H114V222H113ZM121 223H122V222H121ZM130 223L133 224L132 222H130ZM141 223H142V222H141ZM147 223H149V222H147ZM157 223H158V222H157ZM169 223H170V222H169ZM169 223H165V224H169ZM184 223H185V222H184ZM189 223L192 224L190 221H189ZM7 224H11V223H7ZM68 224H69V223H68ZM73 224H74V225H73ZM80 224H81V223H80ZM98 224H99L100 226H102V225H101V222H99ZM131 224H130V225H131ZM134 224H135V225H138V224H136V223H134ZM170 224H171V223H170ZM182 224H183V223H182ZM182 224L179 223L180 226H182ZM16 225H15V226H16ZM20 225H21V224H20ZM41 225H42V224H41ZM50 225H51V224H50ZM50 225H48V226L45 225V226H47V227L49 228ZM66 225H67V226H66ZM81 225H82V224H81ZM81 225H80V226H81ZM104 225H105V224H104ZM104 225H103V227H104ZM106 225H109V224L106 223ZM106 225H105V226H106ZM110 225H111V224H110ZM116 225H117V224H116ZM116 225H114V227H115ZM122 225H124V224H122ZM122 225H121V226H122ZM139 225H140V224H139ZM142 225L145 226L144 223H143ZM154 225H155V224H154ZM156 225H157V224H156ZM176 225H177V224H176ZM185 225H186V224H185ZM3 226H7V225H3ZM11 226H12V224H11ZM71 226H69L68 228H70ZM77 226H78V225H77ZM80 226H78V227H80ZM87 226H88V224H87ZM125 226H126V225H125ZM133 226H134V225H133ZM177 226H178V225H177ZM188 226H190V225H188ZM92 227H93V226L88 227V228H92ZM129 227H130V226H129ZM129 227H128V228H129ZM138 227H139V231H140V233H142V231H144V230L141 231L142 228H141L140 226H138ZM138 227L135 228V226H134V229L137 230ZM151 227L154 228L153 226H151ZM159 227H160L161 232H164L163 230L166 229V225H164V224H163L162 227H161V226H158V229H159ZM185 227H186V226H185ZM198 227H197V228H198ZM209 227H210V224H209V226H208L207 228L209 229ZM2 228H4V227H2ZM2 228H1V229H2ZM5 228H6V227H5ZM5 228H4V229H5ZM11 228H12V227H11ZM13 228H15L14 225H13ZM45 228H46V227H45ZM52 228H54V227H52ZM52 228H51L50 230H53ZM56 228H54V229L56 230ZM75 228H76V227H75ZM75 228H74V229L72 228V230H74L73 232H72L71 229H68V230H70L71 232H67V234H65L64 237H65V238H68V239H71L72 237H76L77 239H79V237H81V239H82V236H83V235H82V236H78V235L73 236V235H72V233L74 234V232H75ZM84 228L87 229V227H85V226H84ZM94 228H96V227H94ZM99 228H100V227L97 226L96 229L99 230ZM104 228H105V227H104ZM116 228H119V227H115V229H116ZM120 228H121V227H120ZM144 228H145V227H144ZM167 228H169V227L167 226ZM171 228H173V227H171ZM181 228H182V227H181ZM191 228H192V226H191ZM191 228H190V229H191ZM194 228H195V227H194ZM197 228H196V229H197ZM199 228H198V229H199ZM211 228H212V227H211ZM16 229H17V228H15V230H14V229H13V230H14V231H17ZM76 229H77V228H76ZM79 229H80V228H78V230H79ZM82 229H83V228H82ZM85 229H83V230L86 232ZM124 229H125V228H123V232H122V234H124V231L127 230V229H125V230H124ZM134 229H131V230L136 231V230H134ZM173 229H174V228H173ZM188 229H189V228H188ZM6 230H8V227H7ZM9 230H10V229H9ZM9 230H8V231H9ZM23 230H24V229H23ZM152 230H154V229H152ZM160 230H159V234H162V236H166L165 233H166V232L168 233V231H171L172 229H171V230L166 229V230H168V231H166L165 233H161ZM174 230H175V229H174ZM174 230H173V231H174ZM179 230H180V228H179ZM200 230H201V229H200ZM2 231H5V230H2ZM8 231H7V232H8ZM80 231H81V230H80ZM84 231H81V232L83 233ZM104 231L106 232V230H104ZM104 231H103V232H104ZM109 231H110V230H109ZM114 231H115V230H114ZM127 231H128V230H127ZM173 231H172V232H173ZM188 231H189V230H188ZM191 231H192V230H190V232H187V235H190V234H188V233H192ZM201 231L206 232L207 230H206V231H205V230H201ZM201 231H200V232H201ZM0 232H1V230H0ZM5 232H6V231H5ZM59 232H58V233H59ZM81 232L78 231V232H76V234H80ZM88 232H90V231H88ZM118 232L120 233V231H118ZM118 232H113V233H115V235H114L113 237H115L116 240H117L116 235H117ZM136 232H137V231H136ZM148 232H149V231H148ZM150 232H152V231L150 230ZM184 232H185V230L183 231V234H184ZM194 232L196 233V231H194ZM198 232H199V231H198ZM8 233H9V232H8ZM15 233H16V232H15ZM40 233H39V234H40ZM48 233L50 234V233H52V232L50 231V232H48ZM98 233H99V232H98ZM144 233H145V232H144ZM152 233H155V236H156V233H158V232H152ZM179 233H181V231H180ZM179 233H178V234H179ZM3 234H4V233H3ZM3 234H0V236L3 235ZM6 234H7V233H6ZM54 234H55V233H54ZM62 234H63V233H62ZM87 234H88V233H86V235H87ZM102 234H104V233H102ZM108 234H109V232H108ZM108 234H106V235H108ZM163 234H165V235H163ZM192 234H194V233H192ZM44 235H46V234H44ZM44 235H43V236L40 235V237H41V238L43 237V239H44ZM60 235H61V234H60ZM60 235H59V236H60ZM80 235H81V234H80ZM86 235H85V238H84L82 241H84V240L86 239ZM109 235L111 236V234H109ZM118 235H121V233L118 234ZM151 235L153 236V234H151ZM168 235L171 236L170 233H169ZM172 235H173V234H172ZM176 235H177V234H176ZM181 235H182V233H181ZM181 235H180V236H181ZM195 235H196V234H195ZM195 235H194V236H195ZM198 235H199V233L197 234V236H198ZM3 236H4V235H3ZM3 236H2V238H3ZM19 236H20V234H19ZM19 236H18V238H20ZM55 236L58 238L57 234H56ZM61 236H63V235H61ZM87 236H89V235H87ZM123 236H125V235H123ZM123 236H121V238H122ZM143 236H145V235L143 234ZM146 236H148L147 233H146ZM155 236H154V238H155V239H158L157 236H159V235H157L156 237H155ZM6 237H8V234H7ZM49 237H50V235H49ZM56 237H55V238H56ZM64 237H63V238H64ZM92 237H94V236H92ZM118 237H119V236H118ZM181 237H182V236H181ZM22 238H24V237H21V241L24 240V239H22ZM46 238H47L50 242H51L50 239H54V238H48L47 236H46ZM60 238L63 239L62 237H60ZM110 238H111V237H109V240H110ZM125 238H126V237H125ZM129 238H131V234H130ZM129 238H128V239H129ZM141 238H142V237H141ZM141 238L139 237V240H140ZM148 238L151 239V238H150V235H149ZM161 238H162V237H161ZM164 238H165V237H164ZM164 238H162V239H164ZM166 238H169V236H167ZM47 239H46V240H47ZM61 239H60V241H61ZM72 239H73V238H72ZM87 239H90V238H87ZM87 239H86V240H87ZM131 239H132V238H131ZM144 239H145V238H144ZM155 239H154V240H155ZM174 239H175V238H174V236H173V239H171V240L175 241ZM183 239H184V238H183ZM55 240H56V239H55ZM57 240H58V239H57ZM57 240H56V241H57ZM73 240H74V239H73ZM86 240H85V241H86ZM104 240H105V239H104ZM113 240H114V239H113ZM113 240H112V241H113ZM123 240L126 241L127 239H124V238H123ZM132 240H134V239H132ZM135 240H137L139 243H141V242L143 241L142 239H141V241H139L138 239H135ZM151 240H153V238H152ZM158 240H160V238H159ZM164 240H165V239H164ZM177 240H178L177 243L180 244L179 239H177ZM1 241H2V240H1ZM13 241H14V242H13ZM56 241H55V242H56ZM74 241H75V240H74ZM82 241L79 240V242H82ZM110 241H111V240H110ZM117 241H120V240H117ZM146 241H149V240H146ZM156 241H157V240H156ZM165 241H166V243H165L164 241H163V242H164L165 245L167 246V242H168L167 239H166ZM55 242L53 243V245L55 244ZM86 242H87V241H86ZM104 242H105V241H104ZM129 242H131V241H129ZM149 242H150V241H149ZM158 242H159V241H158ZM163 242H162L161 244H164ZM170 242H171V241H170ZM175 242H176V241H175ZM3 243H4V242H3ZM13 243H17V244L14 246ZM18 243H19V245H18ZM22 243H24V242H21V245H22ZM62 243H63V242H62ZM65 243H66V244H70V243H68V242H65ZM82 243H83V242H82ZM102 243H103V240H102ZM102 243H100V244H102ZM112 243H113V242H110V244H112ZM134 243H135V246H134V247L137 248V247H136V242H135V241H134ZM139 243H138V244H139ZM142 243H144V242H142ZM153 243L155 244V241H153ZM153 243H150V245H153V246H154V247H153V248H155V250L153 249L154 252H158V251H159V250L157 249V247H158L157 245H159V249L163 248L162 246H164V245H160V244L157 243V244H156L157 247H155V245H154ZM181 243H182V242H181ZM25 244H26V243H24V245H25ZM57 244H58V243H57ZM92 244H93V243H92ZM94 244H95V243H94ZM100 244H97V245L101 246ZM107 244H108V243L103 244V246L105 245V246H104V249L106 248V245H107ZM132 244H133V243H130V245H132ZM144 244H145V243H144ZM169 244H170V243H169ZM169 244H168V245H169ZM171 244H172V242H171ZM174 244H175V243H174ZM1 245H2V244H0V246H1ZM53 245H50L49 247H51V246H53ZM88 245H89V242H88ZM95 245H96V244H95ZM97 245H96V247H97ZM125 245H129V243H126ZM133 245H134V244H133ZM139 245H140V244H139ZM150 245H148V246H150ZM180 245H181V244H180ZM2 246H3V245H2ZM2 246H1V247H2ZM57 246H58V245H57ZM79 246H81V244H80ZM79 246H78V247H79ZM90 246H91V245H89V247H90ZM99 246H98V247H99ZM108 246H110V245L108 244ZM137 246H138V245H137ZM141 246H143V244L140 245V248H141ZM144 246H145V245H144ZM146 246H147V245H146ZM171 246H172V245H171ZM171 246H170V248H173V247H171ZM177 246L180 247L179 245H176V247H177ZM28 247H29V245H28ZM30 247H31V246H30ZM58 247H59V246H58ZM58 247H57V248H58ZM61 247L66 248L67 246H63V245H61ZM68 247L70 248V247H73V246H68ZM78 247H77V245H76V246H75V249L78 248ZM86 247H87V245H86ZM89 247H88V248H89ZM111 247H112V246H111ZM111 247H110V248H111ZM122 247H124V246H122ZM126 247H127V246H126ZM126 247H125V248H126ZM132 247H133V246H132ZM150 247H151V246H150ZM167 247H169V246H167ZM167 247H164V248H163L164 250H162V249H161V250H162V251H165L166 249L168 250L169 248H167ZM174 247H175V246H174ZM176 247H175V248H176ZM182 247H183V246H182ZM200 247L202 248V246H200ZM17 248H16V249H17ZM73 248H74V247H73ZM99 248H100V247H99ZM99 248H97V249H99ZM107 248H108V247H107ZM110 248H109V251H111V249H113V248H111V249H110ZM125 248H124V249H125ZM142 248H143V247H142ZM144 248H145L146 251H147L148 248H146V247H144ZM151 248H152V247H151ZM184 248H185V247H184ZM2 249H3V248H2ZM51 249L55 250L53 247H52ZM62 249H63V248H62ZM84 249H85V248H84ZM114 249H115V247H114ZM126 249H129V248L127 247ZM202 249H203V248H202ZM202 249H201V250H202ZM4 250H6V249H4ZM46 250H49V249H46ZM53 250H51V251H53ZM56 250H57V249H56ZM56 250H55V251H56ZM65 250H67V249H65ZM73 250H74V249H73ZM73 250H72V251H73ZM99 250L102 251L101 248H100ZM107 250H108V249H107ZM132 250H133V249H132ZM139 250H140V249H139ZM153 250H152V251H153ZM156 250H158V251H156ZM161 250H160V252H162ZM177 250H179V249L176 248V251H177ZM180 250H181V248H180ZM180 250H179V251H180ZM183 250H184V249H183ZM18 251H17V253H18ZM39 251H40V253H41L42 250H39ZM62 251H64V250H62ZM78 251H79V249H78ZM81 251H82V250H81ZM86 251H87V250H86ZM86 251L84 250L83 253H84V252L86 253ZM89 251H91V247L89 248L88 252H89ZM101 251H100V252H101ZM109 251H108V252H109ZM120 251H121V249H120ZM120 251H119V252H120ZM124 251L126 252V251H130V250H124ZM133 251H134V250H133ZM133 251H132V253H133ZM179 251H177V252H179ZM185 251H187V250H185ZM185 251H184V254L186 253ZM198 251H199V250H198ZM0 252H4V251L1 250ZM15 252H16V251H14V253H15ZM49 252H50V250H49L47 253H49ZM67 252H69V251L67 250ZM67 252H66V253H67ZM97 252H99V251H97ZM97 252H95V253H97ZM100 252H99V254H100ZM117 252H118V251L116 250V253H117ZM119 252H118V254H119L118 257H120V255H121ZM121 252H122V251H121ZM150 252H151V251L149 250L147 253H150ZM165 252H166V251H165ZM167 252H169V251H167ZM6 253H7V251H6ZM11 253H12V252H11ZM14 253H13V255H12V259H13V261H14L15 264H16V263L19 262V261L15 258ZM50 253H52V252H50ZM58 253H59V252H58ZM66 253L63 252V253H62V254H63L62 257H66V256L68 257L69 255H66ZM80 253H81V252H80ZM85 253L83 254V256L80 255L79 260H80L81 257H84ZM92 253H94V252H92ZM101 253H102V252H101ZM110 253H113V251H111ZM122 253H123V252H122ZM132 253H131V254H132ZM135 253H136V252H135ZM135 253H134V255L139 254V253H136V254H135ZM151 253H152V252H151ZM187 253H188V251H187ZM187 253H186V254H187ZM198 253H199V252H198ZM3 254H4V253H3ZM42 254L45 255V252L42 253ZM42 254H41V256H42ZM53 254L55 255V253H53ZM64 254H65L66 256H64ZM67 254H73V255L69 256L70 258L68 257L69 260H68L67 264H68V263H69V264H83V262H86V261H79V260L77 259L78 254H77L76 252H75V253H72V252H71V253H67ZM99 254H98V256H101V258H103V257H102L103 255H105V254H103V255H99ZM106 254H107V253H106ZM125 254H126V253H125ZM129 254H130V253H129ZM131 254H130V256H132V259L134 260V257H133L134 255H131ZM145 254H146V252H145ZM160 254H161V253H158L157 255H160ZM166 254L168 255V253H166ZM199 254H200V256H201V254H203V253L201 252V253H199ZM0 255H1V253H0ZM6 255H7V254H6ZM6 255H5V256H6ZM48 255H50V254H48ZM88 255H90V253H89ZM88 255H86V257H87ZM108 255H109V254H108ZM108 255H107V256H108ZM111 255H112V254H111ZM149 255H150V254H149ZM151 255H153V254H151ZM151 255H150V256H151ZM154 255H155V253H154ZM163 255H164V254H163ZM179 255H180V253H179ZM179 255H178V256H179ZM204 255H206V254H204ZM51 256H52V255H51ZM90 256H91V255H90ZM95 256H97V255H95ZM127 256H129V255H127ZM136 256H138V255H136ZM136 256H135V257H136ZM155 256H156V255H155ZM168 256H169V255H168ZM183 256L185 257V255H183ZM187 256H189V255H187ZM190 256H191V255H190ZM192 256H193V255H192ZM202 256H203V255H202ZM3 257H4V256H3ZM20 257H19V258H20ZM44 257L47 258L46 256H44ZM44 257H41L40 259H45ZM92 257H94V256H92ZM110 257H111V256H110ZM138 257H139V256H138ZM140 257H141V256H140ZM144 257H146V256H144ZM147 257H148V256H147ZM147 257H146V258H147ZM157 257H158V256H157ZM157 257H156V259H157ZM161 257H162V255H161ZM166 257H167V256L162 257V259H163V258H166ZM184 257H183V258H184ZM207 257H208V256H207ZM207 257H206V258H207ZM19 258H18V259H19ZM53 258H54V257H53ZM60 258H61V257H60ZM60 258H59V260L62 261ZM68 258H66V259H68ZM84 258H85V257H84ZM84 258H81V259L85 260ZM89 258H91V257H89ZM101 258H100V259L97 258V259H98L97 261L101 260ZM104 258H106V256H105ZM108 258H109V257H107L106 259H108ZM114 258H115V257H114ZM127 258H130V257H127ZM150 258L155 259V258H153V257H150ZM150 258H148V259H150ZM190 258H191V257H189V259H190ZM198 258H199V255H198L197 259H198ZM204 258H205V256L203 257V259H204ZM206 258H205L204 260H205L206 262L209 263L211 258H210V259H209V258L206 259ZM4 259L7 260V256H6ZM27 259H28V258H27ZM62 259H63V258H62ZM94 259H96V258H94ZM106 259H102L103 262H104ZM109 259H110V258H109ZM116 259H117V258H116ZM140 259H141V261H138L139 259L137 260V262H139V264H140V262H142V258H140ZM179 259H182V256L179 257ZM179 259H178V260H179ZM185 259H186V257H185ZM1 260H2V259H1ZM37 260H38V259L36 258V259L34 260V263H35ZM88 260H90V259H88ZM91 260H92V262L95 261V260L93 261V258H92ZM91 260H90V261H91ZM110 260H113V258L111 257ZM120 260H121V259H120ZM127 260H128V259H127ZM129 260H131V258H130ZM143 260H145V259L143 258ZM146 260H147V259H146ZM192 260H194V259H192ZM192 260H189V261H192ZM204 260H203V262H204ZM211 260H212V259H211ZM13 261H12V262H13ZM29 261H30V260H29ZM44 261H45V260H44ZM44 261H41V262H44ZM46 261H49V256H48V260H46ZM55 261H56V260H55ZM55 261H53V262H55ZM90 261H89V262L87 261V262H88L89 264H93V263H90ZM97 261H96V262H97ZM116 261L118 262L119 259L115 260L114 264H117ZM151 261H152V260H150V261L148 260V261H147L148 264H150L149 262H151ZM157 261L160 262V264H164V263H165V262H164V263H161V259H160V260L157 259ZM157 261H156V262H157ZM162 261H164V260H162ZM180 261L183 262V260H179V264L182 263V262H180ZM201 261H202V260H201ZM1 262L4 264V260H3V261H0V263H1ZM9 262H10V261H9ZM12 262H11V264H12ZM39 262H40V261H39ZM51 262H52V261H51ZM87 262H86L85 264H87ZM109 262H110V261H109ZM121 262H122V261H121ZM132 262H134V261H132ZM132 262H131V263H132ZM156 262H153V263L151 262V263H152V264H154V263L157 264L158 262H157V263H156ZM22 263H21V264H22ZM34 263H32V264H34ZM98 263H99V262H98ZM118 263H120V262H118ZM122 263H124V262H122ZM134 263H135V262H134ZM166 263H168V262L166 261ZM170 263H171V262H170ZM195 263H196V262H195ZM197 263H200L199 260H198ZM211 263H212V261H211ZM214 263H215V262H214ZM6 264H7V263H6ZM44 264H45V263H44ZM48 264H51V263H48ZM52 264H54V263H52ZM56 264H57V263H56ZM94 264H95V262H94ZM100 264H101V263H100ZM105 264H106V262H105ZM126 264H128V261H126ZM129 264H130V263H129ZM137 264H138V263H137ZM143 264H144V263H143ZM158 264H159V263H158ZM168 264H169V263H168ZM177 264H178V263H177ZM182 264H183V263H182ZM192 264H194V263H192ZM202 264H204V263H202ZM205 264H207V263H205ZM216 264H217V263H216Z\"/></svg>",
  "mask_w": 264,
  "mask_h": 264
}]
</instances>
